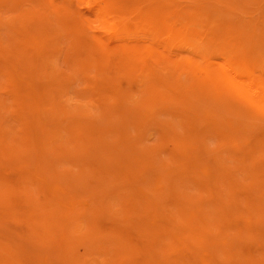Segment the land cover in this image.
Here are the masks:
<instances>
[{"label": "rangeland", "instance_id": "rangeland-1", "mask_svg": "<svg viewBox=\"0 0 264 264\" xmlns=\"http://www.w3.org/2000/svg\"><path fill=\"white\" fill-rule=\"evenodd\" d=\"M6 1V0H5ZM5 1L4 0H0V137L2 138V137H4L3 139H0V175H1V177H0V182L3 180V181H8L7 183L5 182L4 184V187H3V189L1 188V190L0 191H2V193L4 194H2V196L0 195V200L2 201L0 204H1V206H0V238H2V239H0V244L2 245V247H1V249L3 250V249H5V247L4 246H6V248H7V246L8 245H10L11 243V245H12V247L14 246V247H16V248H12V249H17L18 247L21 249L22 248V242H23V244H24V249H22V250H19V248H18V251H22L21 253L20 252H18V253H16L17 255H18V257H17V255L16 256H14L13 258H14V260H15V258H16V260L18 261V262H20V260H19V253H20V257L22 258H20L21 260H22V263L20 262L19 264H41V259H40V257H42V263L44 262L45 264H53L54 262L56 263V261H57V259L58 258H60L59 260H61V261H59V262H62L61 264H63L64 263V260H65V263H67V261L69 260H66V259H64L63 257H62V259H61V257H59V256H57L58 254H60V253H58L57 251H55L54 249H56L55 247H59L60 245H61V243H63V241H60V240H63L62 239V236L63 237H69V234H70V230H68L69 231V233H68V235L67 234H64V232L67 230L66 228H68L67 226H68V224L70 223V222H74V223H76V224H78L79 226H81V225H83V227L81 228V227H79V229H80V232L82 231V233L83 232H85L86 231V233H87V231H90L91 229H93L94 227H95V229L98 231V232H100V233H110V232H113V231H116V232H118V233H120L122 236H125V237H127V239H130V244H132V245H134V249L132 250V252L131 253H133L132 255H134V256H132V261L133 260H136V262L138 263L139 262V259L138 258H142L141 260L142 261H144V260H150L151 259V255H153V253H154V257L155 258H153V256H152V258H153V260H152V262L155 260V259H158L159 258V260L161 259V256H163V261H159V260H157V262L156 261H154L155 263H168V264H170L169 262H168V260L170 261V260H172L171 258H173V261L175 260V258L177 257L176 256V254H178V253H180L181 255V260H183V261H181V263L182 262H185L186 261V263L187 262H191V264H195L197 261L199 262V264H210V263H212L213 264V259H215V258H213L212 259V257H216V259H217V261H216V259H215V262H218L219 260H222V259H224L225 258V260H231L232 261V263H233V260H236L235 259V256L233 257V254H231V253H235L234 251L232 252V250H234L233 249V247H234V243H235V247H236V245L237 246H242L241 248H235V251H237L236 253H237V256L236 257H238L239 259L241 258V260H238V261H241L242 263H238L237 262V260H236V262H235V264H243V263H246V258H248V259H250V262H249V264H264V251L262 252V250H261V252H260V249H261V243H262V239H263V237H264V235L262 236V237H259L260 239H261V242H260V240H259V238L258 237H256L255 238V236H254V234L257 236L259 233H258V231H260L261 230V232L264 234V229H260L259 227H261V226H259V225H261V223H263L264 224V222H262L261 220H263L264 219V214H263V216L261 215L262 214V212L264 213V209H263V207H264V195L262 194V190H264V180H263V178H264V170H262V169H264L263 167H264V148L262 149L261 147H259V145H261V146H264V142H262V141H264V121L263 122H261V118H262V120H263V118H264V113H262V114H259V115H257L254 111H253V107H252V105H247V104H245L244 103V101L239 97V96H236V95H234V94H232L231 92H230V90H228V89H226V88H224V87H222V86H215V90L217 91V92H215V91H213L212 89V86L211 85H209L210 87H204V86H200L199 84H198V81L199 82H201V80H202V77H203V75H202V68L204 67V65H205V63H207V61H210V62H212L214 65H216L215 67H218V63H219V66L221 67L224 63H226L227 61H228V59L227 58H230V59H233V60H236V62H237V65L240 67V68H242V69H244L248 74L249 73H251L253 76H257L256 78H257V80H262L263 78H264V0H260V2H259V0H189L188 2H187V0H183V1H181V0H156V1H158V4H156V2H154V5H156V6H162V5H164V8L163 9H165V16H166V21H165V26H163L162 27V29L163 30H160L159 32H158V34H157V36H156V38H154V40L153 39H151L148 35H145V33H143V32H140L139 31V33L136 31L135 33H133V34H131V35H129V36H122V37H113V36H110L108 33H104L103 31H101L100 29H98V26H97V23H95L94 22V20H95V17L94 16H91V15H93V13L91 12V14H89L90 13V11H89V9L88 8H85V7H87V6H83V5H86V1L84 2V0H80V2H82V4L80 3V5L78 4L77 6L75 5L76 3H78L77 2V0H76V2H75V4H74V1L75 0H69L70 2H71V5H70V8L77 14V17H78V19L79 18H82L83 17V15H85L86 14V12L88 11V13L85 15V18H86V16H90V18H91V21L90 20H88V17L86 18L87 19V27H88V25L90 24L91 25V27H95V26H97V29H95L94 28V30L90 27V25H89V27L91 28L90 29V31H91V34H92V31L95 33L94 35H97V36H103L102 38H104L103 40L104 41H106V42H111L110 44H112V43H114V46L115 45H117L118 43L119 44H121V43H129V44H134L135 43V45H140V47H142V50H147V49H151V50H153L155 53H157L158 54V52H160V56H162L163 58H166V57H168V60L170 59V61H175L176 59H178V57H181V59H182V62H180L179 63V65H177L176 67H172L173 69H176L175 70V73H178L179 74V77H143V76H139V74H140V72H139V70H138V72H139V74L135 71V73L137 74V76H136V74L134 75V77H127V79H128V81H127V79H126V81H124V79L126 78V74L124 75V73L126 72L125 71V69L121 72L119 69H123V68H125V66H123L124 64H125V62L123 61V60H121V61H123L122 63H121V61L119 60V58H124L123 57V55H122V57H120L121 56V54L119 55L118 54V58H117V56H116V58H117V65H116V68L118 69L117 71H118V73L120 74V72H121V74H120V76H122V77H120L119 76V74H117V73H114L113 72V74H116L117 75V77H119V78H117L115 75V77H111V75L110 74H112V73H110L113 69H114V65H109V63H107V60H106V58H105V56L107 55V53L105 52L104 53V50L105 49H103L102 47L103 46H99L100 47V49L102 48L103 49V56H104V58H105V61L104 60H101V58L103 57V56H101V58H100V60L102 61V62H99V64L101 63V65H98V60H99V53L98 52H95L97 49H98V51H101V50H99V48L96 46V48L94 47V52L95 53H92V50H88L89 52H91L89 55H91L90 57L92 58V60H91V63L93 64H86L87 62H90V61H86V58L85 57H83V55L84 56H89V55H87L88 53V51H87V49H82V50H84V51H82L81 50V48H80V43L79 42H77V41H75V38H73L74 36L73 35H71L72 36V38L71 37H69V35H67L66 34V32H65V30H63L62 32H61V30L60 31H57V30H59V25H58V20H55V16H56V14H55V12H58V10H59V8L58 7H60V5H63L62 3H65V2H63L62 0H45V2H47L46 4H44L43 3V5L44 6H42V2H40L39 0V2H40V4H39V2L37 3L36 2V0H34L33 2H35L34 4L31 2V1H28V0H20L21 2L19 3V1L18 0H8L9 2L6 4L5 3ZM43 1V0H42ZM54 1V2H53ZM61 3H60V2ZM79 1V0H78ZM148 1V0H147ZM153 1H155V0H152V1H150V2H153ZM170 3H169V2ZM179 1V2H178ZM185 1V2H184ZM17 2H18V4H17ZM187 2V3H186ZM248 2H250V3H247ZM10 3V4H9ZM14 3V5L16 6V8H15V6L14 5H12ZM37 3V4H36ZM53 3V4H52ZM56 3V4H55ZM147 3V2H146ZM146 3H145V5H146ZM161 3H163V4H161ZM165 3V4H164ZM191 3V4H190ZM198 3V4H197ZM247 5H246V4ZM66 4V3H65ZM65 4L63 5V6H65ZM148 4V3H147ZM4 5V6H3ZM11 5V6H10ZM25 5V6H24ZM32 5V6H31ZM37 5V6H36ZM75 7H74V6ZM141 5V4H140ZM167 5L169 6L168 8H167ZM172 5V6H171ZM250 5V6H249ZM52 6V9L51 8H48V7H51ZM68 6V5H67ZM142 6V5H141ZM185 6H187V7H185ZM30 7H32V8H30ZM38 8V10L37 9H34V8ZM82 7H84V8H82ZM143 7V6H142ZM22 8V9H21ZM40 8H42L41 10H40ZM144 8V7H143ZM148 8H149V5H148ZM239 8H241L242 9V11L239 9ZM28 9H29V11H38L39 13H37V14H41V16H45V15H48V16H51L50 17V20H47V23L49 24V26L50 27H48V28H50V29H47L46 31H44L43 33H40V32H36L35 31V28L33 29L32 27L30 28L31 29V31H29L28 30V25H31V26H33V24L32 23H34V19L32 18V17H30V15L28 14ZM32 9V10H31ZM51 9V10H50ZM75 9V10H74ZM84 9V10H83ZM61 10V9H60ZM63 10V9H62ZM61 10V12H63ZM167 10V11H166ZM240 10V11H239ZM28 11V12H27ZM48 11V14L46 13ZM51 11V12H50ZM82 11V12H81ZM169 11V12H168ZM60 11L58 12V13H61ZM184 12V13H183ZM185 12H187V14L185 13ZM191 14H189V13ZM4 13H6V14H4ZM171 13V14H170ZM256 13V14H255ZM50 14H52V15H50ZM61 14H63V13H61ZM172 14H175V15H173V17L172 16H170V15H172ZM15 15V17H16V19H15V21H12L13 19V17L12 16H14ZM34 15L36 16V14L34 13ZM182 17L181 19H180V17ZM3 17V18H2ZM10 17V18H9ZM55 17V18H54ZM167 17H168V19H167ZM179 17V18H178ZM184 17V18H183ZM194 17V18H193ZM225 17V18H224ZM240 17V18H239ZM34 20L33 22H32V19ZM89 18V19H90ZM93 18V19H92ZM176 18V19H175ZM3 19V20H2ZM49 19V18H48ZM170 19V20H169ZM179 19V20H178ZM52 20H53V22L56 24V29H55V25H54V23L52 22ZM56 22H55V21ZM167 20H169V22L168 23H170V22H172V21H174V22H172V24L170 23V25H171V27L168 25V23H167ZM184 20V21H183ZM49 21V22H48ZM181 21V22H180ZM183 21V22H182ZM263 21V22H262ZM29 22H32V23H28ZM92 22H94V23H92ZM260 22V23H259ZM173 23H174V26H173ZM177 23V24H176ZM187 24V25H183V24ZM52 25V28H51V25ZM188 24H189V27H185V29H186V31H185V29L184 30H182L184 27L183 26H188ZM191 24V25H190ZM35 25V24H34ZM95 25V26H94ZM169 26V28H168V26ZM177 25V28H178V26H179V29H177V31L179 30V32H177L175 29H174V27ZM172 26H173V29H172ZM259 26V27H258ZM88 27V28H89ZM165 27H167L168 29H167V31H166V28ZM180 27H182V29L180 28ZM25 28H26V30H28L29 32H30V34L32 33V31H34V35L36 34V35H38L37 36V38L39 37V39L41 38V37H43V39H44V41L45 40H47V42L45 41H42V38H41V40H39L38 39V41H37V45H38V43H40V45H39V47H37V49L35 48L37 45H35V44H33V43H30V42H28V40L26 39V41H25V38L23 37L24 36V30H25ZM88 28H86L87 29V32L86 33H89V29ZM190 29V31H191V35H189L188 37L189 38H184V37H187V35H185V34H190V33H186V32H188V30ZM258 28V29H257ZM54 30V31H53ZM182 30V31H181ZM162 31H164V32H162ZM170 31L172 32V33H170ZM183 31H185V33H183ZM48 32V35L46 34ZM60 32V33H59ZM166 32V33H165ZM177 32V33H176ZM180 32H182V33H180ZM192 32H193V34H192ZM259 32H261L262 33V35H260V33ZM53 34L54 33V35H56L57 36V33H59L58 34V37H55L54 36V38H53V36L52 35H50V34ZM64 33V34H63ZM161 33V34H160ZM180 33V34H179ZM257 33V34H256ZM177 34H179L180 36H178ZM195 34V36L194 37H191L192 35H194ZM13 35V36H12ZM32 35V34H31ZM62 35H63V37H62ZM171 35V36H170ZM33 36V35H32ZM44 36H45V38H44ZM49 36H52V37H50L49 38ZM99 36V37H100ZM141 36V37H140ZM12 39H11V38ZM60 37H62V38H60ZM69 37V38H68ZM86 37V36H85ZM92 37V35H90L89 34V36H87L86 38H87V41H89V42H91L92 43V41L94 40L93 38H91ZM170 37V38H169ZM178 37V38H177ZM24 38V39H23ZM83 38V37H82ZM120 38V39H119ZM122 38V39H121ZM143 38V39H142ZM184 38V41L182 40ZM10 39V40H9ZM49 39H51V41L49 40ZM69 39V40H68ZM74 41H73V40ZM92 39V40H91ZM125 39H127V40H125ZM160 40L159 41V43H161V41L162 42H165V43H163L165 46H166V48H167V46H168V48H170V50L167 48V50L165 49V46L161 43L160 45L158 44V40ZM167 39V40H166ZM173 39V40H172ZM185 39H188V41L189 42H193V43H195L194 44V46L195 47H193V43H189L188 41H186L185 42ZM115 40V41H114ZM157 40V41H156ZM172 40V41H171ZM197 40V41H196ZM43 43H42V42ZM54 41V42H53ZM153 41H154V43H153ZM155 41H156V43H155ZM232 41V42H231ZM23 42V44H21ZM28 43V45H27V43ZM53 42V43H52ZM80 42H81V40H80ZM88 42V43H89ZM131 42V43H130ZM137 42V43H136ZM145 42V43H144ZM183 42V43H182ZM249 42V43H248ZM41 43H42V45H41ZM56 43V44H55ZM87 43V42H86ZM90 43V44H91ZM116 43V44H115ZM184 43H186V44H184ZM207 43V44H206ZM242 43V44H241ZM54 44V45H53ZM93 44V43H92ZM97 45H101V44H99V43H96ZM95 44V45H96ZM118 44V45H119ZM156 44L157 45H159V46H157L156 47ZM167 44V45H166ZM168 44H170V45H168ZM187 44H189V45H187ZM217 44V45H216ZM233 44V45H232ZM238 44V45H237ZM248 44V45H247ZM29 45H33L32 47L34 48V50H38V52L37 53H43V55H44V57H46V55L45 54H47V53H49V51L52 49L54 52V55L52 54V52H50L48 55H47V57H51V56H54V57H51L52 58V60L53 61H55V63H53L52 62V64H51V61L49 60V58H48V60H49V62L48 63H50L49 65H48V63H47V58H45V61H44V64H45V66H43V69L44 68H46V69H44L45 71L43 72V74L45 73V72H48V76H47V74L45 73V75H46V77H45V75H43L44 77H40V75H42V74H40L39 75V73H41V72H39V73H35V70L33 71V69H36V70H43L42 69V67H41V65H40V62L42 63V60H43V55H41L40 54V57H39V55H38V57H36V56H34V55H36L35 53L33 54H30L29 55V58L30 59H28L29 61L30 60H32V57L34 56L35 58H37V60L38 61H40L39 63H37L38 65H40L39 67H41V69H37V68H32V67H38L37 66V64H36V62L37 61H35V58H34V60H32L31 62H27V64L25 65V63L26 62H24L25 60H23L22 61V56L20 55H17L16 53V51H19V50H21V51H23V50H25V51H33L32 49V47L30 48V49H28L27 47L29 46ZM48 45H50V47H51V49H50V47H48ZM61 45V46H60ZM94 45V44H93ZM113 45V44H112ZM163 45V46H162ZM180 45H181V47H180ZM189 47L188 49H187V46ZM199 45V46H198ZM222 45V46H221ZM17 46V47H16ZM27 46V47H26ZM35 46V47H34ZM42 46V47H41ZM57 46V47H56ZM149 46V47H148ZM171 46V47H170ZM252 46V47H251ZM13 47V49H11ZM14 47L16 48L15 50H14ZM54 47H56V49H54ZM161 47V48H160ZM218 47H220V48H218ZM226 47V48H225ZM231 47V48H230ZM255 47H258V48H255ZM17 48H19V49H17ZM23 48H25V49H23ZM46 48V49H45ZM50 50H49V49ZM171 48H172V51H171ZM174 48V49H173ZM185 48V49H184ZM194 48V49H193ZM197 48V49H196ZM222 48H224V49H222ZM27 49V50H26ZM46 51H45V50ZM48 49V50H47ZM176 49H178L177 51H176ZM195 49L197 50V51H195ZM44 50V51H43ZM51 50V51H52ZM182 50H184V54H182V52H181V54L180 53H178V52H180V51ZM189 50V51H188ZM241 50H243V51H241ZM256 51V53H255V51ZM24 51V52H25ZM43 51V52H42ZM86 51V52H85ZM148 51V50H147ZM157 51V52H156ZM169 51V52H168ZM260 51H262V52H259ZM10 52H12L13 53V55L10 53ZM15 52V53H14ZM23 52V53H24ZM30 52H26V53H30ZM82 52V53H81ZM102 52V51H101ZM100 52V55L102 54ZM172 52V53H171ZM85 53H87V54H85ZM97 53V56H98V58H97V56L95 55ZM174 53V54H173ZM175 53H177V54H175ZM13 56V57H11V55ZM19 54V53H18ZM80 54H83L81 57H83L82 58V60H81V58H80ZM113 54V53H112ZM189 54H191V55H189ZM27 56H28V54H26ZM50 55V56H49ZM62 55V56H61ZM170 55H174V57L173 56H170ZM187 55H188V57H187ZM195 55V56H194ZM232 55H235L234 57L232 56V58H231V56ZM238 55V56H237ZM15 56V57H14ZM17 56L19 57V58H17ZM73 56H74V58H75V56H76V60H75V63L77 62V64H76V66H74V64H72L73 62H72V59L74 60V58H73ZM109 56H112L111 55V53L110 54H108L107 55V57L109 58ZM115 56V55H114ZM170 56V57H169ZM177 56V58H175ZM241 56H243L242 58H241ZM251 56V57H250ZM8 57H10V58H8ZM42 57V58H41ZM69 57H70V60H69ZM90 57H88L89 58V60H90ZM226 57V58H225ZM244 57H246L247 58V60H245V58ZM56 58H57V60H56ZM93 58H94V61H93ZM252 58H253V60H252ZM22 61V63H19V61ZM79 60V61H78ZM86 61L85 62V64H86V66H85V64H84V61ZM109 60H111V58H109ZM108 60V61H109ZM114 60H115V58H114ZM113 60V61H114ZM120 62H119V61ZM224 60V61H223ZM240 60V61H239ZM261 60H262V62H261ZM34 61V62H33ZM58 61V62H57ZM97 61V62H96ZM112 61V60H111ZM112 61V62H113ZM246 61V62H245ZM250 61H251V63H250ZM81 62H83V63H81ZM103 62H104V65H103ZM110 62V61H109ZM114 62H116V60L114 61ZM114 62H113V64H114ZM250 64H249V63ZM31 63V64H30ZM34 63V64H33ZM111 63V62H110ZM118 63H119V65H120V63L122 64V66L120 65V67L121 68H119V66H118ZM190 63H192L193 64V66H192V64H190ZM194 63H196L195 65H194ZM198 63V64H197ZM215 63H217V64H215ZM32 65L30 68V70L31 71H29V69H28V67L30 66V65ZM80 64V67H79V69H81L82 68V70L83 71H81V72H78L76 69H78V65ZM109 65L110 66V69H112V70H107L108 69V67L109 66H107V65ZM25 67H24V66ZM27 65H29V66H27ZM43 65V64H42ZM81 65H82V67H81ZM93 66V68H92V66ZM102 65L104 66L103 68H102ZM106 65V66H105ZM49 66H50V68H49ZM91 66V68H89ZM112 66H114V67H112ZM180 66V67H179ZM53 67V68H52ZM77 67V68H76ZM107 69H106V68ZM112 67V68H111ZM85 68V69H84ZM87 68V69H86ZM88 68L89 69H91V71L90 72H92L91 74H88V73H90L89 72V70H88ZM95 68H97V70L95 69ZM106 69L105 71H109V76L111 77V79L112 78H114L113 80L114 81H112L111 82V80H110V77H109V82H111L112 84H113V86L107 81L108 80V78L105 76V73L103 72L102 74L104 75H102L104 78H105V80L107 81V84H108V86L106 87L107 89H108V87H109V89L107 90V89H104L105 91H107L106 93H102V92H98L97 91V89L99 90V91H101L102 89H103V87L105 86V83L106 82H104L102 79H103V77H100V78H98V76H96L97 74H95L94 72H98L99 71V69H100V72H101V70L102 69ZM179 68H180V70H179ZM12 69V70H11ZM92 69L94 70V71H92ZM135 69V70H136ZM85 70H86V73H87V71H88V76H90V77H88V76H85L84 77V75L83 74H81L82 72H84L85 73ZM116 69H114V71H115ZM56 71V72H55ZM60 73H59V72ZM104 71V70H103ZM14 72V73H13ZM27 72V73H26ZM29 72H31L32 74H29ZM33 72L35 73V75L33 76ZM37 72V71H36ZM54 72V73H53ZM53 73V76H50L51 74ZM56 73V74H55ZM28 74V75H27ZM57 75L56 77H54L55 75ZM86 74V75H87ZM94 74H95V76H94ZM106 74H108V73H106ZM112 74V75H113ZM201 74V75H200ZM250 74V75H251ZM13 75V76H12ZM30 75H32V77L30 76ZM39 75V76H38ZM99 75V74H98ZM101 75V74H100ZM99 75V76H100ZM9 76V77H8ZM35 76H38V77H35ZM94 76V77H93ZM259 76V77H258ZM261 76V77H260ZM10 78V79H9ZM99 80L100 79V81H102V83H100V81H98L97 79ZM124 78V79H123ZM150 78V79H149ZM159 78V79H158ZM162 78V79H161ZM8 79V80H7ZM95 79H96V82L98 81V83L99 84H103V87H102V85H96L95 84ZM117 79H118V82H115V80L117 81ZM139 79V80H138ZM37 80V81H36ZM8 81V82H7ZM80 81V82H79ZM123 81V82H122ZM79 82V83H78ZM116 84H115V83ZM53 83V84H52ZM38 84V85H37ZM94 84L96 85V87L94 86ZM106 84V85H107ZM118 84H119V86H118ZM80 85V86H79ZM110 85L112 86V87H110ZM117 85V86H116ZM22 86V87H21ZM53 86V87H52ZM121 86H122V88H124V89H129V91L127 92L126 90H124L125 91V93H124V91L121 89ZM208 86V85H207ZM20 87V88H19ZM98 87V88H97ZM100 87H102V88H100ZM151 87H153V88H151ZM27 88V89H26ZM96 88V89H95ZM130 88L132 89V90H130ZM134 88V89H133ZM151 88V89H150ZM7 89V90H6ZM34 89H35V92H34ZM61 89V90H60ZM116 89V91L118 90H122V91H119V92H116V91H114ZM127 89V90H128ZM153 89V90H152ZM11 90V91H10ZM54 90V91H53ZM9 91V92H8ZM18 91V92H17ZM21 91H23V92H21ZM31 91H33V92H31ZM38 91H39V93H38ZM42 91V92H41ZM97 91V92H96ZM103 91V90H102ZM126 92H127V95H126ZM25 93V94H24ZM95 93L96 94H98V95H96V97H94V95H95ZM125 95H124V94ZM27 94H29V95H27ZM69 94V95H68ZM104 94V95H103ZM119 94L121 95V94H123L124 96H122V98L123 97H125L126 96V99H124V102H126V104L128 105L129 104V106L130 107H128L129 109H127V105H125V107L126 108H124L123 106H124V104L125 103H123L122 101H123V99L122 98H120L121 96H119ZM19 95V96H18ZM102 97H101V96ZM198 95V96H197ZM18 96V97H17ZM27 96H29V97H27ZM60 96V97H59ZM65 96V97H64ZM106 96H107V100H105L106 102L109 100V102H108V106H107V108L105 107L104 108V106H103V103H101L102 101L103 102H105L103 99L104 98H106ZM22 97V98H21ZM64 97V98H63ZM104 97V98H103ZM26 98V99H25ZM46 98V99H45ZM54 98H56V99H54ZM62 98H63V100H62ZM67 98V99H66ZM99 98V99H98ZM102 98V99H101ZM200 98V99H199ZM28 99V100H27ZM48 99V100H47ZM65 99V100H64ZM92 99V100H91ZM99 101H98V100ZM111 99V100H110ZM204 99V100H203ZM24 100H26V101H24ZM57 100V101H56ZM59 100H60V102H63V104H65L64 106H61L60 104V102H59ZM62 100V101H61ZM94 100V101H93ZM96 100H97V102H96ZM207 100V101H206ZM23 101V102H22ZM55 101H56V104H55ZM65 101H66V103L68 102V105H66V103H65ZM92 101V102H91ZM113 101V102H112ZM186 101V102H185ZM57 102H59L60 104H58ZM105 102V103H106ZM110 102H112V103H114V104H118V106L117 107H115V106H113L112 104H110V105H112L111 107H110V105H109V103ZM128 102V103H127ZM169 102V103H168ZM193 102V103H192ZM215 102H216V105H217V108H216V105H215ZM9 103H10V105H9ZM33 103H35V104H33ZM90 103H91V105H90ZM97 105H96V104ZM191 103V104H190ZM196 103V104H195ZM208 103V104H207ZM35 105V107L37 106L38 107V110H37V112H35V110L37 109V107L36 108H34L33 107V105ZM47 104V105H46ZM52 104H55L56 106H57V104H58V108L55 110L56 112H57V110L58 109H61V107H62V111H63V108H64V110H65V106H67L68 108H66L67 110H68V112H69V108L72 106V111H71V113H75L77 110H80V108H79V105L80 106H84L85 104H87V109L85 108L84 109V111L82 112V113H79L80 111H82L83 110V108L86 106H84L83 108H81L82 110H80L79 112H77L76 114H77V116H79L78 115V113L79 114H81L82 116H84V114H86L87 116H89V114H91V117H92V114L94 115V112H97V111H99V113H97V114H99V117H97V118H95V116H93L92 118H90V119H88L89 120V122L91 121V119H92V121H93V118H95V119H97V120H99L98 121V123H97V120H95L94 119V123H92V125L91 124H89V122L86 124V118H87V116H86V118L84 119V121L81 119V117L79 116L78 117V119L79 120H81V121H83V122H85V123H83V122H81V123H83L84 124V126H82L83 128H81V125H83V124H80L79 122V120H77V119H75L76 117L74 116V115H76V114H71L72 116H69L67 113H66V115L64 116V114H62L63 112L61 111H59L60 113L59 114H62L63 116H62V118L64 119V118H66V119H64L65 120V122H67V119H69L68 121H70V120H72L71 122H73V123H71V122H69L70 123V125H74V127L76 126V124H77V121H78V123L80 124V126H76V127H78V129H77V131H79L78 133H79V137L77 136L78 135V133H76L77 135V137L75 136V138L76 139H74V137H73V135H71L72 136V138H71V140H70V142H71V144H72V146L74 147H71V144H70V142H68L69 140H68V138H67V140H66V138H64V137H62L64 134L63 133H67V130H69V128H67L68 126L70 127V130H71V126L70 125H65L66 123H64V125H62L61 123H63L64 121L62 120V118H61V120H60V117H59V120H60V122L58 123L59 124V126H58V128H61L60 130L58 129V128H56L55 129V132H53V133H51L50 131H51V129H50V127L52 128V125H51V123H50V119H49V116L47 115V112H50V111H48V110H50V108H52L53 106H51ZM84 104V105H83ZM89 104V105H88ZM122 105V106H120L119 107V105ZM190 104V105H189ZM238 104V105H237ZM242 104V105H241ZM32 105V106H31ZM43 105V106H42ZM75 105H77V107H78V109L76 110V108L74 107L73 108V106H75ZM99 105H101V106H99ZM174 105V106H173ZM188 105V106H187ZM200 105V106H199ZM202 105V106H201ZM203 105L204 106H206V107H203ZM212 105H213V107H212ZM215 105V106H214ZM47 106V107H46ZM70 106V107H69ZM185 106V107H184ZM187 106V107H186ZM198 106V107H197ZM236 106V107H235ZM238 106V107H237ZM4 107V108H3ZM12 107H15L14 108V110H13V108ZM30 107H32L33 108V110H30L29 108ZM103 109H102V108ZM108 107H109V109L111 108V111L110 110H108ZM115 107V108H114ZM172 107V108H171ZM196 107V109H194V108ZM202 107V108H201ZM227 107H228V109H227ZM229 107H230V109H229ZM3 108V109H2ZM7 108V109H6ZM45 108V109H44ZM54 108V107H53ZM56 108V107H55ZM54 108V109H55ZM89 108H90V110H94V111H92L93 113H87V111L89 110ZM92 108H94V109H92ZM95 108H97V109H95ZM101 108V110H98V109H100ZM112 108L113 109H117V108H119L118 110H116L115 111V113L117 112V117L119 118V115H120V122H121V124H119V122H118V124L119 125H123V127L121 126H115L114 127V125H117L116 123H117V121H118V119L115 117L116 116V114H114V113H112ZM183 108H185V109H183ZM191 108H193V110H191ZM216 108V109H215ZM240 110V111H238V109ZM244 108H247V110H248V113H247V111L245 110V112H244ZM28 109H29V111H28ZM104 109H107V111L106 112H109L110 111V116H112V114L113 115H115L114 117L115 118H111L112 119V123H113V121H115L116 123H114V125L112 124V123H110V121H108L109 119H110V117H109V119H107V121H106V119H103L104 117H103V115H102V113L104 114L105 113V111H104ZM124 109H125V111H124ZM131 109V110H130ZM198 109V111L199 112H201L200 114L199 113H197L195 110H197ZM211 109V110H210ZM213 109H215L214 110V112H213ZM226 109V110H225ZM234 109V110H233ZM27 110V111H26ZM44 110H45V112H44ZM47 110V111H46ZM66 110V111H67ZM96 110V111H95ZM121 110H123L124 112H126V113H123V111H121ZM217 110H218V112H217ZM223 110V111H222ZM228 110H230V112L228 111ZM31 111H33L34 112V115L35 116H38V118L37 117H35L34 115H33V112L32 113H30ZM101 111V112H100ZM102 111H104V112H102ZM191 111H194L195 112V114H196V117L195 116H193L192 114H189ZM237 111V112H236ZM241 111H242V113H241ZM253 113H252V112ZM65 112V111H64ZM221 112V113H220ZM8 113H9V115H8ZM28 113V114H27ZM30 113V114H29ZM41 113H42V115H41ZM70 113V112H69ZM84 113V114H83ZM130 115H129V114ZM160 113V114H159ZM206 113H208V114H206ZM210 113V114H209ZM238 113V114H237ZM252 113V114H251ZM255 113V114H254ZM33 115V117H35V118H33L32 116H30V115ZM39 114V115H38ZM96 114V113H95ZM124 114H126V115H124ZM135 114V115H134ZM214 116L215 114H218V115H220L221 116V118L219 119V121L223 124V126L224 127H221V129L223 128L224 130H225V128L228 130H225V132H226V135H228V134H230L229 132H231V131H229V128H231L230 127V125L232 124L233 126H232V128L233 127H236L235 129H232V130H234V132L236 131V136H240V137H238V138H240L241 139V136H243L242 137V139L240 140V139H238L236 136H233V134L231 133L230 134V137L229 138H231V140L229 139V140H227V137L225 138V137H223V139H221V137L220 136H218V133L215 131V130H213L212 131V128H207V124H205V123H207V121L208 120H206V117H208L209 116V118L208 119H211V117L210 116H212V115ZM223 114H226V116H227V118H226V116L225 115H223ZM241 114V116H238V115H240ZM244 116H246L245 118L243 117V115ZM27 116V120L29 121V119H31V121H27L26 120V116ZM68 115V116H67ZM108 115V114H107ZM261 115V116H260ZM40 116V117H39ZM42 116H43V118H42ZM46 116H48L47 117V119H46ZM74 116V117H73ZM103 117L102 119H100L101 117ZM123 116V117H122ZM222 116H225V117H222ZM255 116H256V118H255ZM28 117H32V118H28ZM68 117V118H67ZM85 117V116H84ZM84 117H82V118H84ZM90 117V116H89ZM88 117V118H89ZM249 117H251L252 119H253V121H252V119H249ZM258 117V118H257ZM37 118V121L35 122V124H34V121L32 120V119H36ZM45 118V119H44ZM71 118V119H70ZM73 118L75 119V120H73ZM107 118H108V116H107ZM129 118H130V120H131V122L129 121ZM235 118H236V121H235ZM243 118L244 119H249V120H247L246 122H244V120H243ZM40 119H42L41 121H40ZM110 119V120H111ZM115 119V120H114ZM116 119H117V121H116ZM47 120H49V121H47ZM101 120V121H100ZM125 120H128V124H130L131 123V125L133 124V128L130 126H128V124L126 123L127 121H125ZM243 122H242V121ZM42 122V124L44 125L43 127H44V129L46 128V130H50V131H48V133L50 132V134L51 135H49L48 133H45V135H47V136H44V138H45V140H43L42 139V137H43V135L41 134L40 135V137H41V139H42V141H43V143H48L49 144V142H47V140L49 139V136H50V138H51V143L50 144H56V143H54V140H55V138L54 137H59L60 138V136L63 138V142H61V140L59 141V140H57L56 139V141H59V143L61 142V146H63V149H65L64 150V155H66V156H74L75 154H76V156L77 155H80V156H77V157H75L74 156V158L72 159V160H68V163H66L67 162V157H65L64 155H61V156H63V157H60V158H62L63 160H59L61 163H59L58 162V160L57 159H60V158H57V159H55V160H57V161H53V160H51L52 161V163L50 162V161H48V159L49 158H47V156L46 157H43L42 156V154H46V152H49L50 151V156H51V154L53 155V156H51V157H57L58 155H60L61 153H59V150L57 149L58 147L57 146H60V145H55L56 146V149L54 148V151L53 150H51V148H53L51 145V148H49V149H47V147H49L48 146V144L45 146L44 144L43 145H41L42 143H40V142H42L41 140H40V137L37 139V136H36V131L35 130H37V129H39L40 128V126L38 127V128H35L37 125H41V123L40 122ZM75 121V122H74ZM91 121V122H92ZM102 121H104V122H102ZM125 121V122H124ZM223 121V122H222ZM251 121V122H250ZM105 122H108V125L106 124V127H108V130L109 131H111V133H113L112 131H116L117 132V127H120L121 128V130H120V128H118L119 130H118V134H120V135H117V133H116V136L117 137H112V135L110 136V135H108V134H110L109 132H107L108 130H107V128H104L102 131L100 130V129H102L103 128V125H104V123ZM235 122V123H234ZM27 123V124H26ZM35 125H33V124ZM46 123H48V125H50V126H48ZM95 123H96V127H98V126H100V127H98V129L103 133L104 132V134H102L100 131H98L94 126H95ZM101 123L103 124V125H101ZM112 125V128L114 129H112V130H110L111 128V125ZM125 125H124V124ZM228 123V128L225 126L226 124ZM250 123V124H249ZM22 124H23V127H22ZM78 124V125H79ZM126 124H127V126H126ZM225 124V125H224ZM239 124L241 125L240 127H238L239 126ZM260 124V127L263 125V128H260V127H258V125ZM9 125H10V127H9ZM33 125V126H32ZM47 125V126H46ZM90 125L93 127V129H95L94 131H95V133L97 132L98 133V136H100V139L101 138H105V134H107L108 136H110L109 137V139H111V140H108V139H106V141H103V140H105V139H101V144L100 145H97V146H95V141H97L98 140V136L97 135H95V133H93V131H91L92 130V128H89L90 127ZM98 125V126H97ZM196 125V126H195ZM235 125V126H234ZM245 125V127H242V126H244ZM246 125H247V128H246ZM248 125H250L249 127H251V126H253V125H255V126H253V127H255L257 130L259 129V130H261V132L258 130H256L255 128L253 129V131H251V133L253 134V132L256 130L257 131V134H256V131L254 132V134H256L254 137L255 138H252V136L250 135L251 133H250V130L252 129H250L249 130V127H248ZM30 126H32V129L30 128ZM42 126V125H41ZM46 126V127H45ZM65 126V127H64ZM110 126V127H109ZM206 126V127H205ZM258 128H257V127ZM28 127L31 129V132L34 134L33 135V138L31 137V140H33L34 142H37V143H34L35 144V147L32 145V143H33V141L31 142V140H30V138L29 137H27L28 136V132H30V129H28ZM43 127H41L40 128V130L43 128ZM73 127V126H72ZM102 127V128H101ZM127 127V128H126ZM205 129H204V128ZM11 128V129H10ZM67 129V130H65V131H63L62 129ZM87 128H89V129H91V130H89V131H87L88 129ZM110 128V129H109ZM122 128H125L126 129V131H125V129L123 130V132H122ZM128 128H130V129H128ZM238 128H241L240 129V131L242 132V128H244L243 130H245V128L246 129H248L247 131H248V133L249 134H247V132L246 131H243L244 132V134H243V132H242V134L243 135H241V132L239 131V129ZM10 129V130H9ZM20 129H23V130H20ZM33 129H35L34 131L35 132H33L32 130ZM83 129V130H82ZM107 130V131H104V130ZM128 129V130H127ZM194 129V130H193ZM202 129H203V131H202ZM206 129H208V131H206ZM209 129H211V130H209ZM238 129V130H237ZM26 130H28V131H26ZM40 130H39V134H40ZM52 130H54L53 128H52ZM56 130H57V132H58V130H59V134L57 133V135H56ZM131 130V131H130ZM231 130V129H230ZM263 130V131H262ZM2 131V132H1ZM62 133H61V132ZM76 131V132H77ZM82 131H83V134H82ZM125 131V132H124ZM130 131V132H129ZM199 133H198V132ZM212 131V132H211ZM216 133H215V132ZM30 132V133H31ZM70 132V131H69ZM86 132V133H85ZM106 132V133H105ZM145 132V133H144ZM183 132H187V134H185L184 135V133ZM195 132L197 133V135L198 136H201V137H198L197 135H194L195 134ZM210 132V133H209ZM233 132V133H234ZM238 132V133H237ZM3 133H6V134H4L5 136L7 135V138L3 135L2 136V134ZM18 133V134H17ZM24 133H25V135H24ZM30 133H29V136H31L30 135ZM37 133V134H38ZM87 134V136L85 135V134ZM88 133H90V135H88ZM99 133H101V134H99ZM122 133H125V134H122ZM126 133L127 134H129L128 136L126 135ZM144 133V134H143ZM151 135H150V134ZM181 133V134H180ZM192 133V135H190ZM210 135V138H212V136L213 137H215L216 138V140L214 141V139L212 138V139H210L209 138V136H208V134ZM245 133H246V135H245ZM262 135H261V134ZM19 134L20 135H24V139H25V141L22 139L23 137H20L19 136ZM80 134H82V135H84L85 137H83L82 135H80ZM92 134H94L93 136H92ZM150 136H149V135ZM166 134H167V136H166ZM212 134H214V135H212ZM216 134V135H215ZM234 134V135H235ZM68 135V134H67ZM114 135H115V133H114ZM113 135V136H114ZM122 135L124 136V138L122 137ZM140 135H142L141 137L142 138H139V139H141V140H139L138 139V137H140ZM147 135V136H146ZM171 135V136H170ZM194 135V136H193ZM204 137H203V136ZM233 137H232V136ZM35 136H36V140H35ZM39 136V135H38ZM95 136H97V137H95ZM101 136H103V137H101ZM119 136V137H118ZM129 137H131L129 140H131V142L133 141V139H134V142L135 143H131L130 141H128V142H124V143H122V144H126L127 145V143H128V145H130V143H131V145L130 146H135L136 147V145H140V147H141V144H140V142H142V147L140 148V147H138V149H142L141 151H142V153H140V156H138V154H139V152H141V151H137L138 153H135V154H133L134 152H136V151H133V153H132V151H129L128 153L130 154L128 157H127V155L124 153L123 154V152H127L126 150H129V149H131V150H133V147H131V148H128V145L126 146L127 148H126V150L125 151H123V149L125 148V146H123L122 144V147L120 148V143L122 142V140L123 141H125V139H127L128 140V138ZM168 136H169V138H168ZM173 136H175L174 138H173V140H172V138L171 137H173ZM192 136V137H191ZM208 136V137H207ZM218 138H217V137ZM261 136H262V140L261 141H259L260 139H261ZM13 137L15 138V139H13ZM66 137H68V136H66ZM80 137H82L81 138V140H80ZM92 137L95 139V140H92ZM126 137V138H125ZM151 137V139H153V140H151V139H149ZM163 137H164V139H163ZM168 139H167V138ZM178 137V138H177ZM191 137V138H190ZM236 137V139H238V142L240 143V141L242 142V140L245 142H243V145L245 144V146H246V144H248L247 143V141H248V138H250L249 140H251L252 141V143H256V142H259V143H261V144H258L257 145V143H256V146L258 147H255V149H252L253 151H251V149H247L248 151L247 152H252V153H257L258 154V156H256V158L254 157L253 158V154L250 152V154H246L245 155V153H246V149H245V153H243L244 154V156L247 158V162L249 161V164L247 165L246 164V160L243 162L242 161V158H243V154H241V156H242V158H241V162H243L242 164H241V162H240V160L238 159V158H240V153L242 152V151H244V149L242 150L241 149V144L242 143H240V146L238 145L239 143L238 142H236L235 140L236 139H234ZM247 137V139L245 140V138ZM6 138V139H5ZM21 138V139H20ZM30 140V141H28V139ZM106 138H108V137H106ZM112 138H114L113 140H114V142H116L115 144H118L119 143V145H112V143H114L113 141H112ZM122 138V139H121ZM179 138H180V141H179ZM183 138H184V140H183ZM191 139V140H195V139H202V141H200L201 143V146H197L196 147V145H197V143H198V141H194L193 143H196L195 144V147H194V145L192 144V141H191V143H189V139ZM204 138V139H203ZM220 138V139H219ZM244 138V139H243ZM13 139V140H12ZM65 139V140H64ZM69 139H70V136H69ZM77 139H79L78 141H77ZM83 139H85V140H83ZM99 139V140H100ZM116 139V140H115ZM136 139H137V141H136ZM143 139V140H142ZM157 139V140H156ZM177 139V140H176ZM219 139V140H218ZM224 139H225V141H224ZM234 139V140H233ZM254 139V140H253ZM4 140H7V145H9L10 146V148L11 147H13L12 149L13 150H17L19 153H20V155H22V153L24 154V155H22L21 157V159H23V157L24 156H26V154L24 153V152H26V153H28V154H32V151L34 150V152L36 151V155H34V152H33V155H34V157L36 156L37 158H35V161H34V159L32 158V159H30V161L31 162H29L28 163V161H29V155H27L26 157H28L24 162L22 161V160H18V158H20V156L18 157V156H16V153H15V156H16V158L14 159L13 158V156H11V155H13L12 153H13V151H12V149H10V151H12V153L10 154V152H8V154L6 153L7 151H9V146H8V150L6 149V151L5 150H3V147H5V146H7L6 145V143H5V145H4V143H3V141ZM10 140H12V141H10ZM27 140V141H26ZM37 140H39V141H37ZM77 141V142H80L81 143V146H78V145H80L79 143H78V145H77V143H75L74 142V144H76V146L73 144V141ZM99 140H98V142H99ZM119 140H121V142L119 141ZM126 140V141H127ZM182 140V141H181ZM186 140V141H185ZM187 140H188V144L187 143H185V142H187ZM218 140V141H217ZM222 140V141H221ZM240 140V141H239ZM8 141H10L9 142V144H8ZM13 141H18V146H17V149L15 148L16 146H15V143L13 142ZM24 141V142H23ZM53 141V142H52ZM67 141V142H66ZM81 141H84V142H86L85 144L83 143V142H81ZM89 141H90V143H89ZM92 141V142H91ZM109 141V143L108 144H110L109 146H107V143L106 142H108ZM154 141V142H153ZM166 141V142H165ZM174 141V142H173ZM177 141V142H176ZM179 141V142H178ZM205 141H207L206 142V144H205ZM217 141V142H216ZM230 141V142H229ZM235 141V142H234ZM251 141H249V142H251ZM254 141H256V142H254ZM13 142V143H12ZM23 142V143H22ZM28 142V143H27ZM31 142V143H30ZM67 143V146H70V147H68L67 149H66V144H64L63 145V143ZM98 142H96V144H99ZM137 142V143H136ZM139 142V143H138ZM165 142V143H164ZM223 142V143H222ZM233 143L234 145H232V144H230V143ZM2 143H3V146H2ZM25 143H26V146H25ZM30 143V144H29ZM58 143V142H57ZM88 143V144H87ZM105 143V144H104ZM173 143H175V144H181L180 146L178 145L177 147L180 149V148H182L184 145L182 144V143H185L187 146L189 145V144H191V145H193V147L192 148H196V150L198 149V147L200 148H202V150L205 152V151H207L206 153H209V154H211V152H212V157L214 156V155H217L216 157H218L219 155H221L222 156V152H220L219 153V150L220 151H223V150H225L228 146H229V148L231 147V146H233L232 148H234V149H230V151L232 150V152L233 153H235L236 155H234L232 152H230V154H229V150H225V157H224V159H219L218 158V161L217 162H220V163H224V164H227V166L229 167V169H230V173H229V175H230V181H228L229 179H228V177H227V179H226V177L224 176V177H222V179H223V181H222V179H221V181H222V184H219V183H221V181L220 182H218L220 179H216V178H214L215 176V174L213 175L214 177H212V178H214V179H211V176H212V174L210 175V177L209 176H207V173L208 172H210L211 171V167H215L216 165V163L214 162L215 160H217V158L214 156L213 158L209 155L208 156V154H203V155H205L204 156V158H203V155H202V153L201 152H203V151H201V149H199V151L198 152H196V154H194V151H193V149L189 146L188 148H191L190 149V151H189V149H188V151H187V149L185 150V149H181L180 151H179V149L176 147V145H175V147H172L171 145L173 144ZM212 143V144H211ZM237 143V144H236ZM252 143H250V144H252ZM23 144V145H22ZM36 144H40L39 145V147L36 145ZM92 144H94V146L92 145ZM104 144V145H103ZM208 144V145H207ZM227 144V145H226ZM250 144H248L247 146H249L250 147ZM253 144V145H254ZM11 145H13V146H11ZM28 145L30 146V145H32L30 148H32L33 149V147H34V149L32 150L31 149V151L29 150V148H28ZM86 145H88V147L89 148H91L92 149V147L94 148V150L96 149L95 147H97V149L99 150H97L96 149V151H98L97 153H98V155H100V157H101V155H102V153L104 154V152H105V154L108 156H104L103 157V155H102V160H103V162H105V163H103V162H101V164H103V165H105V166H107V163H108V165H109V160H110V158H111V161H113L114 159H116L117 158V160H114V165L112 164V166L111 165H109L110 167H112L111 169H113V166H115L116 164L118 165V163H119V165H122V162H120V160L121 161H123V165H122V167L121 166H119V167H121L120 169H119V175H118V171H116V169L118 170V167L116 168V169H114L115 171H113L112 170V172L110 171V173L111 174H114L113 176L109 173V169H108V167L109 166H107L106 168H105V166H104V168H103V171L105 170V172H103L102 171V173H104V174H102V173H99L100 172V170H102V166L103 165H100V163H99V161L101 160L100 159V157L96 160L95 158H92V156L90 155L91 153H92V155H93V157L94 156H96V153H95V151L94 152H91L92 150H89L88 149V147L86 146ZM162 145V146H161ZM204 145H205V148H204ZM236 145H238L239 147H240V149H239V147L238 146H236ZM22 148H21V147ZM40 146H44V147H46L45 148V150L44 149H42V147L40 148ZM91 146V147H90ZM98 146H99V148H98ZM106 146V147H105ZM117 146H119L117 149H116V147ZM143 146H144V148H143ZM173 146H174V144H173ZM206 146H208V147H206ZM227 146V147H226ZM235 146V147H234ZM245 146H243V147H245ZM245 147V148H249V147ZM26 147V148H25ZM77 149H76V148ZM81 147V148H80ZM86 147H87V149H86ZM103 147H104V149H103ZM113 147H114V150L115 151H118V149H121L120 150V152L118 151V154L119 153H121L122 154V156H124V155H126L125 157H127V159H125V157H122L121 156V154H119L118 156H117V153L114 151V153H116V154H112L113 153V151H112V149H113ZM159 147V148H158ZM186 146H184V148H185ZM238 147V148H237ZM251 147H252V145H251ZM253 147V148H254ZM19 148V149H18ZM37 148H39L38 150H37ZM62 148V147H61ZM70 148V149H69ZM71 148L72 149H75V150H73V151H71ZM78 148H79V150H78ZM82 148H84L85 150H83ZM105 148L108 150H105ZM108 148H111V149H108ZM146 148H148V149H146ZM166 148V149H165ZM178 150H177V149ZM223 148V149H222ZM225 148V149H224ZM259 148H261V149H259ZM43 150V152L44 151H46V152H44V153H42L40 150ZM48 151H47V150ZM69 149V150H68ZM135 149V148H134ZM151 149V150H150ZM155 149V150H154ZM210 149V150H209ZM211 149H215L216 151H211ZM237 149H239V150H241V152L239 153L238 152V150ZM259 149V150H258ZM58 150V151H57ZM86 150H87V157H88V155H90L89 156V159L88 158H86V156L83 154V152L84 153H86ZM101 150H103V151H101ZM109 150H111V151H109ZM146 150H150V152L149 151H146ZM164 150V151H163ZM166 150V151H165ZM172 150V151H171ZM195 150V149H194ZM234 150V151H233ZM260 151L261 152V156H260V154L258 153V152H256V151ZM262 150V151H261ZM4 151V152H3ZM16 151V152H17ZM60 151H62L63 152V150L61 149ZM78 151V152H77ZM90 151V152H89ZM187 152V156L186 157H188L189 155V157H188V159H186L185 157H184V152ZM201 151V152H200ZM3 152V153H2ZM17 152V153H18ZM31 152V153H30ZM70 152H72V153H70ZM73 152L75 153V154H73ZM100 152H101V154H100ZM133 154V156H131L132 154ZM145 152V153H144ZM165 152V153H164ZM181 152H182V155H181ZM185 152V153H186ZM192 152V153H191ZM217 152L219 153V154H217ZM224 152V151H223ZM39 153H42V154H39ZM59 153V154H58ZM77 153H80V154H77ZM89 153V154H88ZM151 153V154H150ZM157 153V156L160 154V157H161V159H159L160 157H156V154ZM162 153V154H161ZM189 153V154H188ZM197 153H198V155H197ZM199 153H201V155L199 156ZM216 153V154H215ZM229 154V156L230 157H233V159H235V161H237L238 160V162H240V164L239 163H237V165H235L236 164V162L235 161H232L231 162V160H232V158H231V160L229 159V157H228V159L230 160V162L231 163H235V164H232L233 166H231V163H229V162H227V161H229V160H225V159H227L226 158V155L228 156V154ZM7 154V155H6ZM39 154V155H38ZM73 154V155H72ZM146 154H148L147 155V157H149V158H147L146 159V161H145V156H146ZM191 154H192V156H191ZM194 154V155H193ZM231 154H233V155H231ZM83 155H84V157H85V159H87L88 160V162L91 160V162H89V164H88V162H87V165H85L86 164V161L84 160V166H90V170H83L84 168H82L83 166L80 164V167L82 168H80L79 167V162H76L77 161V159L79 160H81V162L83 161L82 159H84L83 158ZM97 155V156H98ZM135 155H136V157H135ZM149 155H152L153 156V158H152V156L150 157ZM177 155V156H176ZM196 155V156H195ZM253 155V156H252ZM32 156V155H31ZM30 156V157H31ZM42 156V157H41ZM45 156V155H44ZM68 156V157H69ZM96 156V157H97ZM112 156H113V158H112ZM119 156H120V158H119ZM142 156H144V158L142 157ZM164 156H165V158H164ZM193 156H195L196 158H197V156H199V157H201L200 159H198V163L200 164H197V165H199V166H196V167H194L193 168V172L195 173L196 171V175L198 174V172H201V171H203V173L202 174H205L206 175V178H207V181L204 183V179L202 180V178L201 177H198L199 175H200V173L198 174V176H197V179L198 180H196V179H194L195 178V176L193 177L192 175H189V174H191V173H193V172H189V174H187V178H179L180 177V175H177V176H174L173 175V173L176 175V172H175V168L174 167H178V164H180V162H181V160L183 159V157H184V159H186L187 161H189V164L190 163H192L191 161H193V159L195 158V157H193ZM206 156H208V157H210V158H205ZM220 156V157H221ZM223 156H224V153H223ZM260 156V157H259ZM48 157H49V155H48ZM59 157V156H58ZM66 159H65V158ZM135 157V158H134ZM154 157H156V158H154ZM177 157H179V161L176 159ZM182 159H181V158ZM198 157V158H199ZM235 157H238V158H235ZM244 157V158H245ZM262 157V158H261ZM39 158V159H38ZM42 158H45L44 160V166H45V164L46 163H48V164H51V165H49V167L51 166V167H53L54 166V168H56V170H57V167H58V169L59 170H62V171H60V172H62L63 173V175H64V173L65 172H67V173H70L71 175H73L74 173H76L77 175L75 176V174L73 175L74 177H75V180H77V179H79V178H77V177H79L78 175H81L80 176V178L81 177H83L84 175L86 176V175H88L89 174V172L88 171H90L92 174H90V175H88L89 176V179L88 178H86L85 176V178L86 179H88L87 181H86V179L83 177V180L82 179H79L80 181V183L82 184L83 183V185H81V184H79V182H74L75 184H79V186L78 187H80V186H82V188L79 190V192H82L83 191V189L85 190V188L86 187H88L87 186V184L88 185H90L91 184V186H89V188H87L86 190H87V192L86 193H81V196H79V199H76V197H75V195L78 193L77 191H76V189H77V186H75L74 185V183H73V186L72 185H69V182L73 179H71V180H69V178H70V176L68 175H65L64 177H69V178H65V179H63L64 177H60V176H58L59 177V179H63V180H61V181H58L57 179L58 178H55V176L56 175H58V174H60L61 175V173L59 172L58 173V171L54 174L53 173V176H50L51 177V181L50 180H48L47 178V176H45L44 174H46L47 175V173H44V174H41L42 172H43V165H41L40 164V161H41V159ZM91 158V159H90ZM104 158V159H103ZM107 158V159H106ZM121 158H124V160H122ZM130 158V159H129ZM137 158V159H136ZM195 158V159H196ZM214 158H216V159H214ZM249 158H251V161L250 160H248ZM261 158V159H260ZM25 159V158H24ZM53 159V158H52ZM70 159H71V157H70ZM93 159H95L96 161H98V163H99V165L97 166V164H96V161L95 160H93ZM120 159V160H119ZM135 159H136V161H135ZM153 159H155V160H153ZM157 159V160H156ZM181 159V160H180ZM182 160V162H184L185 160ZM194 159V161H196ZM204 159V161H202ZM259 159V160H258ZM3 160V161H2ZM66 160V161H65ZM75 160V162H73ZM101 160V161H102ZM108 162H107V161ZM129 160H130V163H129ZM138 160V161H137ZM142 160V162H143V160H144V162H146V163H141V164H139L140 162L139 161H141ZM149 160V161H148ZM161 160H163V161H161ZM173 160H176V162L175 161H173ZM255 161L256 163H254L253 164V162L252 161ZM19 161V162H18ZM65 162V163H63V162ZM92 161H94L95 162V167L97 168H95L94 166H93V162ZM133 161V162H132ZM135 161V162H134ZM152 161V162H151ZM155 161H158V162H155ZM165 161V162H164ZM187 161H185V163L187 162ZM227 163H226V162ZM19 163V165H23V166H25L24 168H26L27 166L26 165H28V167L31 165V168H29L30 170L32 169V163H33V170H29L28 168H26V170H24V168L23 169H21L20 168V166H18V165H16V163ZM21 162V163H20ZM42 162V161H41ZM57 162V163H56ZM69 162H70V164H69ZM75 164V163H78V167H76L75 165H77V164H73V163ZM148 162H149V165H148ZM154 162H155V165H153L154 164ZM160 162V163H159ZM202 162H204V163H202ZM206 162V163H205ZM11 165H10V164ZM15 165H14V164ZM37 163H38V165H37ZM54 163H56V164H58L57 165V167H56V164L54 165ZM90 163H92L91 165H90ZM129 163V164H128ZM138 163V164H137ZM153 163V164H152ZM156 163H157V165H156ZM162 163V164H161ZM167 163V164H166ZM172 165V167H171V165ZM188 163V162H187ZM207 163H209V165L207 164ZM250 163H251V167L249 166L250 165ZM260 163V164H259ZM47 164V165H48ZM66 164H68L69 165V167H70V169L69 168H67L68 167V165L66 166ZM83 164V163H82ZM110 164H111V162H110ZM132 164H134V165H132ZM145 165V167H144V165ZM153 165V167H151L152 165ZM163 166V168L160 166ZM164 164H165V166L166 165H169L168 167L166 166H164ZM193 164H195L196 165V163H194L193 162ZM211 164H212V166H211ZM230 164V165H229ZM252 164H253V166H252ZM256 164V165H255ZM262 164H263V166H262ZM10 165V166H9ZM39 165H41L42 166V170H41V167L39 166ZM62 166L61 168L59 167V166ZM64 165H65V167H64ZM73 165H74V168H73ZM116 165V166H117ZM128 165V166H127ZM138 165H140L142 168H141V170H140V166H139V168H138ZM176 165V166H175ZM205 165V166H204ZM247 165V166H246ZM259 165L261 166V167H259ZM89 166H88V168H89ZM101 166V167H100ZM134 166V167H133ZM137 166V167H136ZM150 166V167H149ZM156 166V167H155ZM174 166V167H173ZM203 166H204V168H203ZM210 166V167H209ZM235 166H239V169L240 170H236V169H238V168H235ZM249 166V167H248ZM258 166V167H257ZM46 167V166H45ZM76 167V168H75ZM94 167V168H93ZM100 167V168H99ZM127 167H128V169H127ZM155 167V168H154ZM160 167V168H159ZM169 167H171V168H169ZM208 167H209V169H208ZM231 167H232V169H233V171H232V169H231ZM254 167V168H253ZM4 168V169H3ZM36 168H37V170H41V172H39L38 173V171H35L36 170ZM40 168V169H39ZM72 168H73V170H72ZM78 168L79 169H81V170H78ZM136 168V169H135ZM148 169V168H150V173H148L147 171L148 170H146V169ZM157 168V169H156ZM164 169V170H162V173L165 171V172H167V170H168V172H167V174L169 175V177H168V175H166L165 174V172H164V176H163V174H161V170L160 169ZM167 170H166V169ZM173 168V171L171 170V172H170V169H172ZM191 168V167H190ZM190 168H189V170H190ZM244 168H246V169H248V170H253L254 169V171H252L253 173H251L250 171H248V172H250V174L244 169ZM262 168V169H261ZM21 169V170H20ZM48 169V167L46 168V170ZM74 169H76L78 172L80 171V173L78 174V172L77 171H75ZM85 169H87V168H85ZM96 169V170H95ZM99 169V170H98ZM122 169L124 170V172L122 171ZM130 169H131V171H130ZM132 169H133V171H132ZM141 171H139V170ZM145 169V170H144ZM203 169V170H202ZM214 169H216V168H214ZM234 169L236 170L235 171V175L237 174L236 172H238V171H242V173H243V175H241L242 173H238V176L237 177H235V180H234ZM255 169H256V171H255ZM259 169H261L262 171H260ZM45 170V171H46ZM50 170H53V172H55V169H53V168H50ZM99 172H98V171ZM106 170H107V174H105L106 173ZM121 170V171H120ZM128 170V171H127ZM136 172H135V171ZM151 170H152V172H151ZM154 170V171H153ZM155 170H156V172L158 171V170H160V171H158L157 173H155ZM209 170V171H208ZM246 171V172H243V171ZM257 170H258V172H257ZM2 171V172H1ZM29 171V172H28ZM44 171V172H45ZM48 171V170H47ZM69 171V172H68ZM72 171H74V173L72 172ZM84 171H86V172H84ZM96 171V173H94ZM125 171H127V172H125ZM145 172L146 171V173H144V174H142L143 172ZM213 171V170H212ZM262 172V174L260 173V172ZM11 172V173H10ZM22 172H25L26 174L24 175ZM30 173V174H28V173ZM51 172V171H50ZM50 172H48V174H50ZM121 172V173H120ZM133 174H132V173ZM169 172H170V174H169ZM215 172V171H214ZM231 172L233 173V174H231ZM256 172V173H255ZM13 173V174H12ZM36 173H37V175H36ZM82 173V174H81ZM83 173H84V175H83ZM88 173V174H87ZM98 173V174H97ZM127 173H129L128 174V177L126 178V174ZM130 173L132 174L131 176H129L130 175ZM154 173L155 174H157V176H158V178L160 179L159 181H155V177H156V175H154ZM159 173H160V175H159ZM193 173V174H194ZM211 173V172H210ZM218 173V172H217ZM217 173H216V175H217ZM245 173H247V175L248 176H250V177H252L251 176V174L253 175V176H255L256 174H259V175H256L255 177H257V179L258 180H255V178L254 177H252L253 178V180H251V182H249V181H247V180H249L250 179V177H248V176H246V177H244V174ZM33 174V175H32ZM52 174V173H51ZM50 174V175H51ZM108 174L110 175V176H108ZM141 174V175H140ZM147 174V175H146ZM148 174H149V176H148ZM261 174V175H260ZM5 177H4V176ZM10 175V176H9ZM14 175V176H13ZM29 177H28V176ZM30 175H32V176H30ZM40 175H42L43 177H41L40 178ZM83 175V176H82ZM92 175H94V176H92ZM95 175H96V177H95ZM97 175H100L99 177H101L100 179V182L102 181L104 184H105V181L107 182L108 181V183H110L111 185H112V181L111 180H114V182L115 181H117V186H118V181L120 182L121 180H122V182H125V183H122V182H120V183H122V185L124 186L125 184H127V182H128V188L131 190V188H132V186H136V187H133L132 188V190H133V193H135V194H138V196L140 195L139 194V191L138 190H142V188H141V186L143 187V191H141V195L143 194V197L140 195V198L141 199H138V196L136 197L138 200H139V202H138V200L134 197L133 198V196H134V194H133V196H132V193H130V192H132V190L130 191L129 189H127V187L125 186V188H124V190H122L121 189V186L122 185H120L119 184V186L120 187H117V188H114V187H116L115 185L116 184H114L113 183V185L112 186H107V190L108 191H106L105 192V188H101L100 186H102L103 187V185H101L100 183H99V179L97 178L98 176ZM107 175V176H106ZM116 175V176H115ZM122 175H124V176H122ZM151 175V176H150ZM155 177H154V176ZM232 175H233V177H232ZM263 175V176H262ZM7 176V177H6ZM25 178H24V177ZM35 176V177H34ZM46 177V179H45V177ZM49 176V175H48ZM93 178H92V177ZM114 176H115V178H114ZM141 176V177H140ZM143 176V177H142ZM167 177V179L166 178H164V177ZM179 176V177H178ZM182 176H184V175H182ZM190 176H192L193 177V179H194V181H192L193 179H191L190 178ZM204 176V175H203ZM243 176V177H242ZM262 176V177H261ZM11 177V178H10ZM22 177L24 178V179H22ZM57 177V176H56ZM90 177L92 178V179H94L95 178V180L96 181H98V184L99 185H97V182H95V181H93V180H91L90 179ZM104 177H108V179L106 178V179H104ZM111 177H113L114 179H109V178H111ZM120 177H121V179H120ZM161 177H163V178H161ZM173 177H176V179H174ZM184 177H186V175L184 176ZM238 177H241V180L238 178ZM6 178V179H5ZM12 178H13V180H12ZM27 178H30L29 180L27 179ZM123 178H125V179H123ZM131 178V179H130ZM145 178V179H144ZM154 179V181H153V179ZM178 178V179H177ZM201 178V179H200ZM236 178H238V180L236 179ZM251 178V179H252ZM27 179V180H26ZM38 179V180H37ZM68 179V180H67ZM84 179H85V184H84ZM104 179V180H103ZM129 179V180H128ZM139 179V180H138ZM179 179H180V181H179ZM183 179V182H184V180H186V182H182L181 180ZM189 179V180H188ZM199 179H200V181H199ZM212 181H210V180ZM226 179V180H225ZM262 179V180H261ZM34 180H36V181H34ZM55 180H57L56 182H55ZM74 180V179H73ZM110 180V181H109ZM165 180V181H164ZM172 180V181H171ZM176 180H178V181H176ZM191 180V181H190ZM201 180H202V182L204 183H202L201 182ZM211 182V184L213 183V182H215V184L213 183L211 186H213V187H211V189L213 190V193L214 194H212V192L210 191V185H208V184H210L209 183V181ZM224 180L226 181V183H228V184H225L224 183ZM238 184L237 186H239V188H240V190H238L237 188H233L232 190H229V189H227L228 188V185H229V183H233L234 181ZM3 181H2V183H3ZM21 181H24V183H26L25 184V186L23 185V186H21L22 184H24L23 182H21ZM30 181V182H29ZM54 181V182H53ZM67 181H69L68 183H67ZM78 181V180H77ZM92 181V182H91ZM147 181V182H146ZM239 181V182H238ZM243 181V183L241 184V182ZM245 181H246V184H245ZM253 181V182H252ZM259 181H261V182H259ZM262 181H263V183H262ZM10 182V183H9ZM13 182V183H12ZM18 182V183H17ZM36 182V183H35ZM47 182V183H46ZM60 182V183H59ZM63 182L65 183H67V185L69 186V187H67V186H65L64 187V184H63ZM130 182V183H129ZM132 182V183H131ZM141 182V183H140ZM144 182V183H143ZM162 182V183H161ZM168 182V183H167ZM174 183V185H173V183ZM195 182H197V183H195ZM201 182V183H200ZM216 182H218V183H216ZM256 182H258L257 183V185H260V183H262L263 185H262V188L260 187V186H257V187H260L262 190H260L259 191V194H257V192H255L254 191V186L255 185H253L252 183H255L256 184ZM16 183H17V185H20L21 186V188H19V186H16ZM29 183H33V184H29ZM38 183V184H37ZM44 183V184H43ZM57 183H59V185L60 186H62V188L65 190V193H66V195L64 194V192H63V189L60 187V186H58L57 185ZM87 183V184H86ZM138 183H139V185H138ZM172 183V184H171ZM191 183H193V185L191 184ZM194 183L197 185H194ZM208 183V184H207ZM224 183V184H223ZM9 184V185H8ZM71 184H72V181H71ZM131 184V185H130ZM135 184V185H134ZM153 184H155V185H153ZM158 184V185H157ZM187 184H188V187H186L187 186ZM206 184L209 186V187H207L206 186ZM245 184V186H243ZM250 184H251V186H250ZM6 185H8V188H10V189H8L7 188V186ZM12 185V186H11ZM29 185H31V186H29ZM41 185V186H40ZM44 185H46V186H44ZM57 185V186H56ZM86 185V186H85ZM141 185V186H140ZM157 185V186H156ZM160 185V186H159ZM162 185V186H161ZM165 185V186H164ZM167 185V186H166ZM200 185V186H199ZM201 185H204V186H201ZM216 185V186H215ZM218 185H219V187H221V189H223L225 186H227V188L225 187L224 188V192L223 191H220L221 189L220 188H218ZM224 185V186H223ZM10 186V187H9ZM16 187V189H15V187ZM33 186H34V188H33ZM39 186V187H38ZM53 186H54V189H56V190H53V193H55V191L57 192V193H62V195L65 197V199H64V197L62 196V198L64 199V200H62L63 202H61V200L59 201V199H58V201H56L57 200V198L56 197H58V194L56 193V194H52L51 192H52V189H53ZM74 186L76 187V188H74ZM99 186V187H98ZM122 186V187H123ZM130 186H131V188H130ZM150 186V187H149ZM153 186V187H152ZM169 186H177L176 188H174V189H176V190H174L172 187H170L169 188ZM178 186H181V187H179L182 191H180L179 189H178ZM184 186H185V188H184ZM230 186V185H229ZM246 186L248 187V189L247 190H249V188H250V190H249V192H250V194L252 193L253 195L256 193V197H254L253 195H251L252 197V200L254 201H252L251 203H252V205H255V200L253 199V197L254 198H263V199H261L262 201V206L260 207V205H258V208H262L263 209V211L262 210H258V212L256 213L255 212V209H256V205L260 202V200L259 199H257L256 200V202L258 201V203H256V205L254 206L255 207V209H251L250 207H249V205L251 206V204H248L249 202H250V195L249 194H247V193H245L244 192V194H243V192L241 191L242 190V188L244 187V188H246ZM13 187V188H12ZM24 187V188H23ZM29 187V188H28ZM41 188L40 190H41V194H40V196L38 195L39 194V191L40 190H38V188ZM46 187V188H45ZM51 187V188H50ZM67 187V188H66ZM72 187L74 188L73 190H75L76 191V194L74 195V194H70L71 196H69V195H67V194H69V193H71V192H73V190H72ZM105 187V186H104ZM156 188V190L155 189H153V188ZM4 188H6V190H4ZM25 188H27V189H25ZM58 188H60V190L61 191H59V189ZM68 188H71V190H68ZM92 188H93V190H92ZM121 189V192H119V191H116V190H118V189ZM139 188H141V189H139ZM151 188H152V190L154 191V194H153V191L151 190ZM160 188V190H158ZM183 188V189H182ZM191 188H192V190H191ZM204 188V189H203ZM214 188H215V190H214ZM33 189H34V191H33ZM48 189H51V191L50 190H48ZM58 189V190H57ZM91 189V190H90ZM100 189V190H99ZM101 189H103V191L101 190ZM111 189H112V191H111ZM114 189H116L115 191H114ZM125 189H127V191L129 190L130 192L129 193H127L126 191H125ZM136 189H138V190H136ZM145 189V190H144ZM162 189V190H161ZM193 189H195V190H193ZM217 189V190H216ZM4 190V191H3ZM9 190V191H8ZM36 190V191H35ZM85 190V191H86ZM89 190V191H88ZM136 190V191H135ZM165 190V191H164ZM172 191V194L170 193L171 191ZM179 190V191H178ZM201 191V192H197V191ZM206 190V191H205ZM237 190H238V192H237ZM258 190V189H257ZM12 191V192H11ZM16 191V192H15ZM24 191H26V193H24ZM30 191V192H29ZM69 191H71V192H69ZM74 191V192H75ZM90 191L92 192L91 194H90ZM93 191H94V193H96V194H93ZM110 191V192H109ZM114 191V192H113ZM135 191V192H134ZM138 191V192H137ZM144 191H146L145 193L147 194H145V193H143ZM160 191V192H159ZM170 191V192H169ZM175 191H176V194H174L175 193ZM186 191V192H185ZM196 191V192H195ZM205 191V192H204ZM236 191V192H235ZM239 191L241 192V193H239ZM9 192V193H8ZM28 192V193H27ZM37 192V193H36ZM73 192V193H74ZM122 192H124V194L122 193ZM155 192H156V194H155ZM158 192V193H157ZM164 192H166V193H164ZM185 192V193H184ZM211 192V193H210ZM216 192H218V196L220 197V196H222V197H220V199L224 202V204H226V206H224V208L226 209V211H225V209L223 208V210L222 209H219L221 212L220 213H218L217 212V214L216 215H214L213 217H211L210 216V210L212 209V211H215V209L218 211V206L219 205H217V208H215L216 207V204H218V203H216L215 202V200H213V202H215L214 204H215V207L214 206H212V205H214L213 204V202H207L208 201V199L209 200H211L212 198L211 197H214L215 195H217L216 194ZM222 192V193H221ZM253 192H255V193H253ZM7 195H6V194ZM31 193V194H30ZM88 193V194H87ZM116 194V196H117V198L115 197V194ZM119 193V194H118ZM121 193L123 194V196L121 195ZM184 193V194H183ZM191 195V196H189V194ZM192 193V194H191ZM196 193V195L194 196L193 194H195ZM204 193H206V194H204ZM233 193V194H232ZM263 193H264V191H263ZM36 194V195H35ZM48 194V195H47ZM51 194H52V196L53 195H57V196H53V198H54V200H55V202L57 203V204H55V202H53V201H51L52 199H50V198H52L51 197ZM78 194H80V193H78ZM90 194V195H89ZM113 194H114V196H113ZM162 194V195H161ZM164 194V195H163ZM180 194H181V198H180ZM186 194H187V198H183V197H185L186 196ZM226 194H227V198L225 197L226 196ZM231 194V195H230ZM235 194V195H234ZM246 194V197L244 196V198H246V199H248L247 201H242V200H244V198H243V195H245ZM260 194H262L261 196H260ZM9 195V196H8ZM11 195V196H10ZM25 195H26V197H25ZM33 195V196H32ZM50 195V196H49ZM60 195V194H59ZM74 195V196H73ZM87 195V196H86ZM95 195V196H94ZM127 195H131V196H127ZM149 195V196H148ZM151 195V196H150ZM158 196V198H155V200H154V202L152 201L154 198H153V196ZM167 195V196H166ZM171 195V196H170ZM199 195V196H198ZM206 195V196H205ZM214 195V196H213ZM235 196L233 199H232V197L233 196ZM237 195H238V197H237ZM239 195H241L242 196V200H240V198H241V196H239ZM259 195V196H258ZM23 196V197H22ZM61 196V195H60ZM91 196V197H90ZM101 196V197H100ZM110 196V197H109ZM119 196V197H118ZM121 196V197H120ZM155 196V197H156ZM218 196H216V197H218ZM11 197V198H10ZM29 197V198H28ZM36 197V198H35ZM74 197V198H73ZM100 197V198H99ZM103 197V198H102ZM110 199H109V198ZM125 197V198H124ZM127 197H131L132 198V200H130V198H127ZM149 197V198H148ZM160 197V198H159ZM204 197V198H203ZM13 198V199H12ZM28 198V199H27ZM59 198H61V197H59ZM73 198V199H72ZM78 198V197H77ZM84 198H85V200H84ZM88 198V199H87ZM99 198V199H98ZM112 198V199H111ZM122 198V199H121ZM123 198H124V200H123ZM128 200H127V199ZM153 198V199H152ZM183 198V199H182ZM193 198V199H192ZM223 198V199H222ZM236 198H238V200H237V202H239V201H241L240 203H238V207L237 208H239V206H240V204L241 203H243V207H241L240 206V210L242 209H245V211L247 210V209H249V210H247L249 213H252V211H253V213H255V215L256 216H254L253 214H251L250 216H251V219L249 218L250 216H249V213L248 212H244V213H241V212H243V211H239L238 209H236V204H237V202L235 203V205L233 204L234 203V201H236V200H234V199H236ZM7 199V200H6ZM11 201V202H9V200ZM37 200V201H40L39 203L38 202H36V201H34V200ZM42 199H43V201H42ZM49 199H50V201H49ZM71 200L72 202L74 201V203H70L71 201H69V200ZM105 199V200H104ZM144 200V201H142V202H140V200ZM160 199V202L159 201H157V200H159ZM164 199H165V201H164ZM173 201H172V200ZM187 199V200H186ZM192 199V200H191ZM250 199V200H249ZM28 200H30V201H28ZM33 200V201H32ZM77 200L79 201L78 203H77ZM114 200V201H113ZM117 200H120V201H124V206L123 205H121L122 204V202H118ZM127 200V201H126ZM166 200H167V202H166ZM170 200V202L168 203V201ZM180 200V201H179ZM182 200H186L187 201V203H188V201H190V202H193V203H198V201H199V204L198 205H195L194 204V206L196 207V208H194V206H192L191 204H189L190 205V207L192 208H190V210H189V205L187 206L186 205V202L185 201H183V202H185L184 204H185V208L187 209H185L184 207H182V205H178V203L176 204L175 202H179V204L181 203V201ZM196 200H197V202H196ZM205 200V202H203ZM228 200V201H227ZM234 200V201H233ZM5 201H8V202H5ZM49 201V202H48ZM112 201H113V203H112ZM115 201H117V202H115ZM129 201V202H128ZM147 201L152 205V207L154 206V204L157 202V203H159V204H155V205H158V207L157 206H154L153 208L150 206V204L148 205V203H147ZM171 201H172V203H171ZM225 201H226V203H225ZM231 201V202H230ZM233 201V202H232ZM28 202H30V203H32L33 205H31V207L33 206V208H35V210L33 209V210H31V208H29V205H28ZM50 203V206H49V204L47 205V203ZM51 202L52 203H54V204H51ZM66 202H68V204H67V206L68 207H65L66 205ZM82 202H83V204H82ZM93 202V205L91 204V203ZM100 202H102V203H100ZM127 202L129 203V204H127ZM131 202V203H130ZM136 202H137V204H136ZM153 202V203H152ZM161 202H163L164 204H165V202L167 203V204H165V207H166V205H167V208H168V212L166 211L167 210V208L165 209V210H163L165 207H161L160 208V206L162 205L163 206V203L162 204H160ZM173 202H174V204H173ZM182 202V203H183ZM206 203L207 205H208V207H209V209L207 208V205H202L201 203ZM260 202V203H261ZM2 203H3V205H2ZM29 203V204H30ZM36 205H38V206H35V204ZM42 203V204H41ZM60 203V204H59ZM76 203V204H75ZM86 203V204H85ZM97 203L99 204V205H97ZM115 203V204H114ZM133 203H135V204H133ZM146 203V204H145ZM181 203V204H182ZM192 203V204H193ZM259 203V204H260ZM4 204H6V205H4ZM15 204V205H14ZM62 204H64V205H62ZM74 204V205H73ZM85 204V205H84ZM89 204H91V206L89 205ZM134 206H136V207H134ZM171 204H173V205H175L176 206V208L175 207H173L172 208V206H169V205ZM183 204V205H184ZM223 204V203H222ZM53 205V206H52ZM58 205V206H57ZM59 205H60V209H59ZM76 205H78V207H80V210L83 208V211L81 210V212H83V213H81V214H77L76 212H74L75 214H77V215H75V216H70V214L71 213H73L72 211H73V207L74 206H76ZM112 205V206H111ZM138 205L140 206V207H138ZM141 205H144V207L143 206H141ZM200 205H202V206H204L203 207V210L204 211H200L199 209H202V208H200V207H197V206H200ZM13 206V207H12ZM28 206V207H27ZM41 206H43V207H41ZM49 206V207H48ZM70 206H72V207H70ZM83 206V207H82ZM91 207V209H92V212H88V213H86L87 211H90V210H88L86 207ZM97 206V207H96ZM98 206L100 207V209L98 208ZM126 206V207H125ZM151 208H150V207ZM169 206V207H168ZM187 206V207H186ZM206 206V207H205ZM6 207V208H5ZM40 207V208H39ZM46 207V208H45ZM50 207H52V208H50ZM78 207H77V210H79L78 209ZM98 208L97 210H98V212H99V210H101L103 207V209L100 211V213H101V218H99V216H98V212L97 211H95L94 210V208ZM105 207H106V209H105ZM131 209V210H129V208ZM137 207L139 208L138 210H140V208H141V212H142V210H143V212L142 213H144L145 214V211L144 210H147V208H150V209H148V211H146V214L149 216H147V219H148V222H147V224L145 223V221L147 220H144L145 218H146V216L145 215H143L141 212H139L138 210H137ZM157 207V208H156ZM171 207V208H170ZM178 207V208H177ZM212 207H214V208H212ZM8 208V209H7ZM28 208V209H27ZM47 208H49L48 210H47ZM56 210H55V209ZM63 210H62V209ZM65 208H66V210H65ZM68 208V209H67ZM70 208V209H69ZM75 208V207H74ZM85 208V209H84ZM111 208V209H110ZM124 208V209H123ZM143 208H145V209H143ZM156 208V209H155ZM159 208L163 211H161V213H163V215L165 216V215H167V216H169V217H171V218H169V221H167V219H168V217L166 218H164V216L162 217V216H160L161 218H163V219H166V221L167 222H164L163 221V219H161V218H159L158 217V214L160 215L161 213H159L160 211H158L159 210ZM180 208V209H179ZM205 208H207L208 209V211H209V213H206V212H208V211H205L206 209ZM222 208V207H221ZM227 208H228V210H227ZM232 208V209H231ZM234 208V209H233ZM5 209V210H4ZM14 209V210H13ZM38 209H39V211H38ZM46 209V210H45ZM116 210V211H114V213H113V210ZM135 209L137 210V212L135 211ZM155 209V210H154ZM171 209H175V211L174 212H172L173 210H171ZM179 209V210H178ZM250 209L252 210L251 212H250ZM7 210V211H6ZM54 210H55V212H54ZM69 210V211H68ZM76 209H74V211H75ZM79 210V211H80ZM103 210H105V211H107V212H104ZM124 210H127L126 212H125V214L127 215V217L125 216V214H123V212H124ZM134 210V211H133ZM158 212H157V211ZM197 210V211H196ZM257 210V209H256ZM8 211H9V213H8ZM43 211V212H42ZM59 211V213H56V212H58ZM65 211V212H64ZM68 211V212H67ZM79 211H78V213H79ZM103 211V212H102ZM117 211H119L120 213H118V214H121V216H119V218H118V216H117ZM150 211V212H149ZM165 211V212H164ZM180 211V212H179ZM211 211V212H212ZM222 211L224 212V213H222ZM228 211V212H227ZM237 211H239V213H235V212H237ZM262 211V212H261ZM17 212V213H16ZM33 212H35V213H33ZM36 212L38 213V214H36ZM41 212V213H40ZM67 212V213H66ZM108 212H110L109 214V216L108 217H110L111 216V218H108L107 217V215L105 214V213H107L108 214ZM129 212V213H128ZM134 212H136V214L134 215ZM171 212V213H170ZM197 212H198V214L199 215H197L198 216V218H199V221H198V223L196 222V220L194 219V217H197L196 216V214H197ZM201 212H203V213H201ZM260 212H261V214H260ZM12 213V214H11ZM44 213V214H43ZM46 213V214H45ZM47 213H48V215H47ZM63 213H65V214H63ZM86 215H88V219L90 218V217H92L91 219H89L90 221L92 220V219H95L93 222L91 221H86V223H88L89 224V226L90 227H93V225H94V227L93 228H91V229H86V228H90V227H87V226H84V225H86V223H85V220H87L86 219V216H85V214ZM139 213H141L143 216H144V219L142 220V218L141 217H143L142 215L140 216V214ZM151 213V214H150ZM158 213V214H157ZM167 213V214H166ZM181 213V214H180ZM195 213V214H194ZM228 213V214H227ZM245 213H247V214H245ZM259 213V214H258ZM19 214V215H18ZM50 214V215H49ZM60 214H62V216L60 215ZM157 214V215H156ZM174 215V214H178L179 215V217H180V220H176V219H179L178 218V216H175L176 217V219H175V217H174V219H173V217L171 216V215ZM201 214H203L205 217H207V219L206 218H204V216H201L200 217V215ZM207 214H209V216L207 215ZM219 214H221V215H219ZM225 214H227L228 215V217H226L227 215H225ZM236 214H239L238 216L240 217H237L236 216ZM242 214H243V216H242ZM15 215V216H14ZM36 215V216H35ZM37 215L40 217V215H43V216H41L40 218L39 217H37ZM57 215V216H56ZM59 215L61 216V219H63L62 217H67V220H69V221H66V219L64 218V220H65V223L63 222V221H60V219H57L58 217H59ZM70 217H68V216ZM74 215V214H73ZM96 215V218L95 217H93V216H95ZM100 215V214H99ZM104 215V216H103ZM123 215V216H122ZM133 215V216H132ZM152 215H153V217H152ZM156 215V216H155ZM162 215V214H161ZM185 215V216H184ZM258 215H259V218H258ZM51 216L53 217V220H52V218H51ZM79 216H80V218H79ZM83 216H85V219H84V217ZM90 216V217H89ZM113 216V217H112ZM116 216V217H115ZM130 218H129V217ZM135 216V217H134ZM151 216V217H150ZM184 217V220L186 219V221H185V223H188L189 222V220H191V222H190V224L188 223L186 226H188L187 227V229H186V226H184V229H186V230H188V231H186V232H183V231H180V233H182V235L183 236H187V237H183V236H181V235H178V234H176V233H173L171 230H175V232H176V228L175 227H173L172 229L170 228L169 229V226L167 225V223L169 222L170 223V225H173V223H174V225L176 226V223H177V226H178V223L179 224H182L181 222H179V221H181V220H183L182 218ZM261 216V217H260ZM32 217H34V218H32ZM38 219H37V218ZM47 217V218H46ZM105 217V218H104ZM123 217H125V218H127L126 219V222H128V220L129 219H131V218H133L132 219V222L134 221V224H136V222H137V220H142L143 221V223H145V224H143L142 223V221H141V224H140V226H139V229H138V227H137V229H133V231H132V226H133V223L132 222H130V224L132 223V225H130L131 226V228H130V226H129V223H125V221H123L122 219H123ZM156 217V218H155ZM187 217V218H186ZM203 217V218H202ZM220 217V218H219ZM233 219H232V218ZM243 217V218H242ZM245 217H246V219H245ZM257 218L256 220L258 221L259 219V221H258V224H257V222L255 221V220H253L252 218ZM32 218V219H31ZM48 218H49V220H48ZM56 218V219H55ZM60 218V217H59ZM69 218V219H68ZM99 218V220H97ZM110 219V221H107L108 219ZM115 218V219H114ZM117 218V219H116ZM124 218V219H125ZM135 218V219H134ZM153 218H155V219H158L159 218V220L158 221H162V223L164 222L165 223V225L167 226L166 228H165V226H164V228H163V224H160L159 222V224L162 226V228L163 229H167L168 228V230H167V235L165 234V233H158L159 231H161V229H159L158 227H160V225H158V223H157V220H156V223L157 224H155V223H153V222H155V219H153L154 221H152V219ZM198 218H196V219H198ZM203 219V223H201L202 222V219ZM208 218H211V219H209L208 220ZM215 218V220L216 221H214L213 219ZM218 218V219H217ZM228 218H230V219H228ZM242 218V219H241ZM250 220H252L254 223H256V226H254V223H252L253 225H251L250 223V221H249V219ZM254 218V219H255ZM28 219L31 221H28ZM75 219V220H74ZM84 219V220H83ZM107 219V220H106ZM118 219H120L121 221V223H123L124 222V229H125V232L126 233H123L122 234V232L124 231L122 228V226H121V230H120V223H119V221H118V223L119 224H116L117 223V220ZM171 219V220H170ZM224 219V220H223ZM34 220V221H33ZM48 220V221H47ZM55 220V221H54ZM57 220V221H56ZM82 220V221H81ZM102 220V221H101ZM105 220V221H104ZM113 220H115V225H119V227H117V228H115L114 227V225H112L113 223H114V221ZM175 222H174V221ZM204 220H205V222H204ZM206 220H208L209 221V227H210V229H209V227L207 226V224H208V221H206ZM213 220V221H212ZM225 220L228 222V224L232 221V220H234V221H232V223H231V225L229 224V227L225 224V223H227V222H225ZM47 221V222H46ZM59 221V222H58ZM104 221V222H103ZM177 221V222H176ZM194 221V222H193ZM230 221V222H229ZM236 221V222H235ZM28 222H30L31 224H28ZM43 222H45V223H43ZM53 222H55V223H53ZM67 222V223H66ZM69 222V223H68ZM83 222V223H82ZM91 223V225H90V223ZM108 222H110V224L108 223ZM234 222H235V224L236 223H238V224H234ZM249 222V223H248ZM32 223H33V225H34V227L35 226H37V227H39V228H37V229H34V230H37V232L39 233V234H42L43 232H44V230H45V225H47V228L49 229L48 231H47V235H48V242L49 241H51L52 242V246H55V247H53L52 249L51 248H45V247H43L42 245H41V243L39 242L40 240L36 237V234L35 233H33V229L31 230V228L33 227L32 226ZM48 223V224H47ZM71 224L70 223V227H74V226H76V224ZM99 223V224H98ZM192 223H194L193 225H192ZM204 223L206 224V225H204ZM212 223V224H211ZM217 223V225H215ZM6 224V225H5ZM26 224L29 226H26ZM64 225L62 228L63 229H65V231H62L63 229L62 228H60L61 227V225ZM65 224H67V225H65ZM87 224V225H88ZM184 224V223H183ZM203 224V225H202ZM211 224V225H210ZM219 224L221 225V227H219ZM241 224V225H240ZM111 225V226H110ZM143 225H145V226H147V225H149L150 227L148 228V226L147 227H145V226H143ZM173 225V226H174ZM197 225V226H196ZM223 225H225V226H223ZM49 226V227H48ZM59 226V227H58ZM128 226V227H127ZM135 226H137V225H134V227ZM152 226V227H151ZM180 227H179V229L181 230V227H183V225H179ZM197 228H196V227ZM198 226H200L199 228L200 229H198ZM215 226H216V228H215ZM241 226V227H240ZM253 226V229L252 228H249V229H252V231L251 232H249L250 230L248 229V227H252ZM263 226V225H262ZM8 227V228H7ZM69 227V228H70ZM84 227H86V228H84ZM113 227V228H112ZM154 227H156L155 229H154ZM202 227V228H201ZM214 227V228H213ZM223 227V230L224 231H226V232H222V231H220V229ZM224 227H226V229L228 228L230 231H231V233H232V231H233V233H234V235H233V233H232V235H233V237H237L238 239H240V242H242V243H240V242H238L239 240L238 239H231L232 238V236H231V238H230V232H229V235L228 234H226V233H228L227 232V230L224 228ZM232 227H234V228H231ZM239 228L238 229V232H239V230L242 228V229H244L245 231H244V233H243V230H242V232H241V230H240V232L241 233H243L244 235L245 234H247L246 232V229H248L249 231V233L250 234H248L247 236H248V239L249 240H245V239H242V238H247V236L245 237V236H238V235H240V232L239 233H237L236 234V236H235V231H236V229L235 228ZM264 227V226H263ZM262 227V228H263ZM36 228V227H35ZM42 228V229H41ZM52 228V229H51ZM68 228V229H69ZM130 228V229H129ZM150 228H152V229H150ZM198 229V233L194 230V229ZM54 229V230H53ZM72 229V228H71ZM117 229V230H116ZM119 229V230H118ZM154 229V230H153ZM159 229V230H158ZM162 229V232L163 231H165V230H163ZM183 229V230H184ZM215 229H217V230H215ZM233 229H235V230H233ZM258 229H260V230H258ZM30 230H31V233H29L30 232ZM39 230H41V232L39 231ZM55 230H56V232H55ZM112 230V231H111ZM141 230L143 231V232H141ZM190 230V231H189ZM192 230L193 231H195V232H192ZM202 231V233H201V231ZM258 230V231H257ZM75 232V228L73 229V230H71V233L72 234H70V236L72 235V237H74L75 235L74 234H76V233H74ZM109 231V232H108ZM141 233H140V232ZM150 231V232H149ZM155 233H154V232ZM171 231V232H170ZM177 233H179V230L177 229ZM150 233V237H153V234H158V236L156 237L157 238V241H156V244H157V242L160 240V238H161V240L159 241V244H157L156 245V247H155V252H154V250H150V251H148L149 252V254H150V258L149 257H147V254H146V257L145 256H143L145 253H143V252H145V250L146 249H148V247L147 246H145L144 244H145V242H147L146 241V238L144 237V235L143 234H145V233ZM166 232V231H165ZM170 232V233H169ZM220 232V233H219ZM237 232V231H236ZM15 233V234H14ZM51 233V234H50ZM53 233V234H52ZM66 233V232H65ZM153 233V234H152ZM172 233V234H171ZM179 233V234H180ZM186 233V234H185ZM195 233V234H194ZM207 233V235H208V238H210L212 235H214L213 237H212V239L210 240L211 242L210 243H207V241L205 240L206 239V234ZM224 233H225V235H224ZM21 234V235H20ZM32 236H31V235ZM57 235V237H56V235ZM159 234H161L160 236H162V234H163V236H164V234H165V238L166 237H168L167 239H168V241H166V239H164V237L162 236V237H160L159 236ZM196 234H202L203 235V237H205V238H203L202 237V235H197L196 236ZM218 234V235H217ZM219 234H220V236H219ZM242 234V235H243ZM55 236V238H54V236ZM170 237H169V236ZM178 235V237H176ZM189 235L191 236V238H193V236H194V239H192V241L190 240V237H189ZM193 235V236H192ZM209 235H210V237H209ZM223 235H224V238L222 239V237H223ZM4 236V237H3ZM11 236V237H10ZM50 236H53V237H50ZM218 236V237H217ZM258 236H260V234L258 235ZM18 237H20V240H19V238ZM25 237V238H24ZM172 237V238H171ZM195 237L196 238H198L197 240H199L198 241V243H199V245H197L196 243H194V244H196L197 246H195L194 244H193V242L195 241ZM199 237H200V239H199ZM215 237L216 238H221V240L220 239H217V240H215ZM253 237L255 238V239H253ZM8 238H11V239H8ZM14 238V239H13ZM22 238H24V239H22ZM31 238V239H30ZM176 238H179L180 239V241L178 242V240H176ZM181 238H183V241L181 240ZM186 239V241H185V239ZM188 238V239H187ZM228 238V239H230L231 241H229V240H226V239ZM5 239L6 240H8V242H10V244H8V243H6V241H5ZM32 239H34V240H32ZM36 239H38V241L36 240ZM162 239H164V240H162ZM171 239V240H170ZM253 239V240H252ZM259 241H258V240ZM10 240V241H9ZM232 240H233V242H232ZM238 240V241H237ZM242 240V241H241ZM256 240V241H255ZM2 241L4 242L5 241V243H2ZM15 241V242H14ZM19 241V242H18ZM27 241H28V244H27ZM34 241V242H33ZM171 241V242H170ZM188 242V246L186 245V243ZM205 244V243H207V245L210 247L211 245L213 246V247H211V248H213L212 250L211 249H207V248H209L208 246L207 247H205L204 248V246H200V245H203V243ZM218 241L220 242V243H218ZM235 241H237V242H235ZM32 242L34 243V244H32ZM38 242L40 243V245L38 244ZM59 242V243H58ZM165 242H166V246L164 245L165 244ZM192 242V243H191ZM202 244H201V243ZM215 242H216V244H218V245H221V244H224V243H228L227 244V246H226V244L224 245L225 246V248L226 247H230L231 246V244L233 245V247L231 246L230 248L231 249H228V248H226L227 250H229L228 252H227V250H226V253H225V251H224V249L225 248H223L222 246H217V247H219L218 249H220V248H222V252L220 251V250H218V251H215L216 249H215ZM224 242V243H223ZM253 242H255V244H257V245H259V243H260V246H257V245H255V244H253ZM36 243V244H35ZM169 243V244H168ZM180 243V245H178ZM247 243V244H246ZM249 243V244H248ZM263 243H264V241H263ZM263 243H262V245H263ZM3 244H4V246H3ZM8 244V245H7ZM49 244L50 243H48L47 244V246H49ZM86 244V243H85ZM97 244H99L98 242L97 243H95V245H96V247H97ZM160 244L162 245V248H161V246H160ZM16 245V246H15ZM20 245H22L21 247H20ZM28 245V246H27ZM30 245V246H29ZM45 245V244H44ZM88 245V244H87ZM94 245V246H95ZM187 246V251H188V253H186L187 251L186 250H184L183 251V249H185V247ZM245 245V247H243ZM27 246V247H26ZM42 246V247H41ZM46 246V245H45ZM51 246V247H52ZM86 245H82L79 249H80V251L82 252H87V250H88V254H92V255H90V257H89V255H87L88 256V258H87V256L86 255H84V254H87V253H80L79 254V257H80V260H83L82 259V256L83 257H85V258H87V261L88 260H90L91 258H93L94 256H96V257H94L95 259H97L98 258V262L99 261H101L102 259H104L105 258V254H104V256L102 255V254H100L99 256H98V252L97 251H93V249H92V247H88V246H86ZM142 247V248H140V247ZM144 246H145V248H144ZM163 246H164V248H163ZM172 246V247H171ZM179 246H181V247H179ZM195 246V247H194ZM206 246V245H205ZM254 246H256V247H254ZM30 247V248H29ZM35 247V248H34ZM84 247V248H83ZM96 247H94L95 249H96ZM110 247H114L113 245H110ZM158 247H160V249L161 250H159V248ZM169 247V248H168ZM200 247H202V248H200ZM263 247V246H262ZM8 248L9 249H11V247L10 246H8ZM31 248H32V250H31ZM33 248H34V250H33ZM38 248H45L46 250H52V256H44L43 254H47V253H50L51 252V250L50 251H46L45 252V250H43V252H42V250L41 249H39L40 251H39V253H38V255H37V252L35 251L36 249H38ZM81 248H82V250H81ZM86 248V249H85ZM204 248V249H203ZM242 248H244V250H246V251H244V250H242ZM247 248V249H246ZM248 248L250 249V251H247L248 250ZM254 248V251L252 250ZM259 249L258 251L261 253H259L258 251H256L255 249ZM11 249V250H12ZM59 248H57V250H58ZM84 249V250H83ZM139 249H142V250H144V251H139ZM158 249V250H157ZM164 249V250H163ZM194 249H196V250H194ZM61 250V247H60V249H59V252H61L60 251ZM98 250V249H97ZM176 250H179V252H177ZM192 250H194L193 252H192ZM231 250V251H230ZM1 251V250H0ZM53 251L54 252H56L55 254H56V257H53ZM90 251H92L91 253H89ZM146 251V252H147ZM166 251V252H165ZM200 251V252H199ZM208 251V252H207ZM212 251V252H211ZM240 251H242V252H240ZM253 251V252H252ZM2 252H4V251H2ZM12 252L14 253V252H17V251H13L12 250ZM45 252V253H44ZM95 252H97L96 254H94ZM156 252H160V253H156ZM170 252V253H169ZM185 253V254H183V253ZM197 252H198V255H196L197 254ZM215 252H216V254L218 255V257H217V255L215 254ZM220 253V254H218V253ZM231 252V253H230ZM249 253V252H251V253H249L248 255H250L251 254V257L250 256H248V255H245L246 253ZM255 252H256V254H255ZM23 253H24V255H23ZM155 253L157 254V255H161V256H157V255H155ZM168 254V255H170V256H168L170 259H168L167 260V258L168 257H165L164 256V254ZM224 253V254H223ZM228 253H230V254H228ZM236 253L234 254V255H236ZM83 254V255H82ZM140 256H139V255ZM141 254H142V256H141ZM148 254V255H149ZM172 254H174V257H171V255ZM183 254V255H182ZM188 254V255H187ZM212 254V255H211ZM226 254V255H225ZM257 254H260L261 255V257H260V255H257ZM31 255H34L35 256V258L33 257H31ZM102 255V256H101ZM179 255V254H178ZM223 255H225L224 256V258H223ZM229 255H232V256H229ZM240 255H242V256H239ZM27 256V257H26ZM93 256V257H92ZM98 256V257H97ZM137 256H139V257H137ZM173 256V255H172ZM180 256H178L176 259H178ZM184 256H186V257H184ZM193 256H195V257H193ZM219 256H221V257H219ZM257 256V257H256ZM258 256H259V258H258ZM28 257H30V258H28ZM39 257V258H38ZM52 257V259H50ZM58 257V258H57ZM100 257H101V260H100ZM103 257V258H102ZM106 257H107V255H106ZM146 259H145V258ZM156 257H158V258H156ZM164 257H165V260H164ZM183 257H184V259H183ZM227 257V258H226ZM242 257H245L244 259H242ZM255 257V258H254ZM11 258V257H10ZM12 258V259H13ZM28 258V259H27ZM45 258H47V259H50L51 261H49L48 260V263L46 262L47 260H45ZM85 258H84V260H85ZM135 258V259H134ZM144 258V259H143ZM232 258H233V260H232ZM36 259H38V260H36ZM40 259V260H39ZM95 259H91L92 260V262H91V260L89 261V262H91L92 264H95L94 262H95ZM137 259H138V261H137ZM190 259V260H189ZM192 259V260H191ZM208 259V260H207ZM257 259H259V260H257ZM25 260H26V262H25ZM37 262H36V261ZM56 260V261H55ZM96 261V262H97ZM142 261H140V262H142ZM165 261H167V262H165ZM172 261V262H173ZM177 261V260H176ZM212 261V262H211ZM14 262V261H13ZM72 262V261H71ZM86 262V261H85ZM97 262V263H98ZM139 262V263H140ZM152 262H150V264L152 263ZM171 262V263H172ZM180 261H179V259H178V261L177 262H175L176 264H180L179 263ZM193 262V263H192ZM198 262L196 263V264H198ZM214 262V264H218V263H215ZM228 262V261H227ZM225 263V261L223 260V264L225 263V264H231V262L229 263ZM17 263V262H16ZM54 263V264H55ZM78 264H79V262H77ZM80 263H82V264H84L83 263V261L81 262L80 261ZM159 263V264H160ZM220 263H222V261L220 262ZM56 264H58V263H56ZM60 264V263H59ZM68 264V263H67ZM86 264H88V262L86 263ZM90 264V263H89ZM152 264H154V263H152ZM172 264H174V263H172ZM183 264V263H182ZM187 264H190V263H187ZM234 264V263H233Z\"/></svg>", "mask_w": 264, "mask_h": 264}, {"label": "bare ground", "instance_id": "bare-ground-1", "mask_svg": "<svg viewBox=\"0 0 264 264\" xmlns=\"http://www.w3.org/2000/svg\"><path fill=\"white\" fill-rule=\"evenodd\" d=\"M4 1H5V0H4ZM18 1H19V3L21 2L20 0H18ZM28 1H31L33 4L35 3V2H33L34 0H28ZM37 1H38V0H36V2H37ZM39 1L42 2V6H44L43 3H44V4L47 3V2H45V0H43V1H42V0H39ZM39 1H38V2H39ZM54 1H55V0H54ZM54 1H53V2H54ZM62 1L65 2L66 4H65V3H62L63 5L65 4V6L60 5V7H58V8H59L58 12H59V11L61 12V10L63 9V10H62L63 12H61V13H63V14L58 13V12H55V14H56L55 17H56V18L54 17L55 20H58L57 22H58V25H59V27H60L59 30H57V31H60V30H61V32H62L63 30H65L66 34L69 35V37H71V38H72L71 35H73V36H74L73 38H75V41H77V42L80 43L79 46H80L81 50H82V49H87V51H88V50H89V51L92 50V53L98 52V53H99V56H100V57H99V60H98V65H101V63L99 64V62H102L101 60H104V61H105V58H106L107 63H109V65H110V64H111V65H114L115 67H114V66H112V67H114V69H116V70L114 71V69H113L112 67H111V68H112L113 70L110 69V66L106 64V65L109 66V67H108V69H107L106 67H105V68H106L107 70H109V69L112 70L110 73L113 74V72H114V73L119 74L118 71H117L118 69L116 68V65H117L116 63H117V58L119 57L118 54H119V55L121 54L120 57H122V55H123L124 58H119V60L121 61V60L124 59L123 61L125 62V64H124L123 66H125V68H123L122 70H121V69H119V70L122 72V71L125 69L126 72L124 73V75L127 73V74L125 75L126 78H125V79L123 78L124 81H126L127 77H134V75L136 74L135 71H136L138 74H139V72H140L139 76H143V77H147V78H148V77H156V78H157V77H179V74H178V73H175V70H176V69H173V68L176 67L177 65H179L180 62H182L181 57H178V59H176L175 61H170V59L168 60V57L163 58L162 56H160V55H159L160 52H158V54H157V53H155V52H154L153 50H151V49H147L148 51H147V50H142V47H140V45H135V43H134V44H129V43H121V44H119V43H118L119 45L117 44V45L114 46V43H112V44H113V45H112V44H110L111 42L109 43V42L104 41V40H103L104 38H102L103 36L101 37V36L99 35V36H100V37H99V36H97V35H94L95 33H94L93 31H92V34H91V31H90L91 28L94 30V28L97 29V26H98V29H100V30L103 31L104 33H108L110 36H113V37L129 36V35L135 33L136 31H137L138 33H139V31H140V32L145 33V35H148L151 39L154 40V38H156L158 32H159L160 30H163L162 27L165 26V21H166V16H165L166 13H165V9H163V8H164V5H162V6H156V5H154V2H156V4H158V1H159V0H158V1L155 0V1H153V2H150V1H152V0H148V1H147V0H84V2L86 1V2H85L86 5H83V6H87V7H85V8H88V9H89V11H90L89 14H91V12L93 13V15H91V16H94V17H95L94 22L97 23V26L94 25L95 27H91V25L89 24L91 28L89 27V25H88L89 28L87 27V19H86V18H87L88 16H86V18H85V15L88 13V11L86 12L85 15H83L82 18H79V19H78L79 16L77 17V14H76V13L70 8L71 2H70L69 0H62ZM81 1H82V0H81ZM161 1H162V0H161ZM181 1H183V0H181ZM188 1H189V0H187V2H188ZM8 2H9L8 0L5 1L6 4H7ZM38 2H37V3H38ZM40 2H39V4H40ZM59 2H60V1H59ZM75 2H76V0L74 1V4H75ZM77 2H78V3L75 4L76 6H77L78 4L80 5V3L82 4V2H80V0H79V1L77 0ZM79 2H80V3H79ZM146 2H147L148 4H147ZM168 2H169V1H168ZM178 2H179V1H178ZM184 2H185V1H184ZM187 2H186V3H187ZM259 2H260V0H259ZM37 3H36V4H37ZM60 3H61V2H60ZM145 3H146V5H145ZM169 3H170V2H169ZM246 3H247V2H246ZM246 3H245V4H246ZM248 3H250V2H248ZM248 3H247V4H248ZM9 4H10V3H9ZM17 4H18V2H17ZM52 4H53V3H52ZM55 4H56V3H55ZM140 4H141L144 8H143ZM159 4H160V3H159ZM159 4H158V5H159ZM161 4H163V3H161ZM164 4H165V3H164ZM190 4H191V3H190ZM197 4H198V3H197ZM247 4H246V5H247ZM12 5H14V3H13ZM67 5H68V6H67ZM148 5H149V8H148ZM3 6H4V5H3ZM10 6H11V5H10ZM14 6H15V5H14ZM24 6H25V5H24ZM31 6H32V5H31ZM36 6H37V5H36ZM73 6H74V5H73ZM80 6H81V5H80ZM169 6H170V5H169ZM169 6L167 5V8H168ZM171 6H172V5H171ZM249 6H250V5H249ZM74 7H75V6H74ZM77 7H78V6H77ZM185 7H187V6H185ZM15 8H16V6H15ZM30 8H32V7H30ZM48 8H51V9H52V6H51V7H48ZM82 8H84V7H82ZM21 9H22V8H21ZM34 9H37V10H38V8H36V7H35ZM41 9H42V8H40V10H41ZM51 9H50V10H51ZM60 9H61V10H60ZM239 9L242 11L241 8H239ZM31 10H32V9H31ZM37 10H36V11H35V10H34V11H29V9H28L29 12L27 11L28 14L30 15V17H32V18L35 20V21H34V20L31 18V19H32V22L34 21V23L29 22V23H32L33 26L28 25V27H29L28 30L31 31L30 28H31V27L33 28V27H34L36 32L43 33V32L46 31L47 29H50V28H48V27H50V26H49V24L47 23V20H50V17H51V16H48V15L41 16V14H37V13H39ZM74 10H75V9H74ZM83 10H84V9H83ZM240 10H239V11H240ZM166 11H167V10H166ZM50 12H51V11H50ZM81 12H82V11H81ZM168 12H169V11H168ZM34 13L36 14V16L34 15ZM46 13L48 14V11H47ZM183 13H184V12H183ZM185 13L187 14V12H185ZM188 13H189V12H188ZM4 14H6V13H4ZM170 14H171V13H170ZM189 14H190V13H189ZM255 14H256V13H255ZM50 15H52V14H50ZM173 15H175V14H172V15H170V16L173 17ZM190 15H191V14H190ZM52 16H53V15H52ZM12 17H13V18H12V19H13L12 21H15V19H16L15 15L12 16ZM179 17H180V16H179ZM179 17H178V18H179ZM2 18H3V17H2ZM9 18H10V17H9ZM48 18H49V19H48ZM51 18H52V17H51ZM89 18H90V16L88 17V20L91 21V18H90V19H89ZM173 18H174V17H173ZM181 18H182V17H180V19H181ZM183 18H184V17H183ZM193 18H194V17H193ZM224 18H225V17H224ZM239 18H240V17H239ZM92 19H93V18H92ZM167 19H168V17H167ZM175 19H176V18H175ZM263 19H264V18H263ZM2 20H3V19H2ZM55 20H54V21H55ZM169 20H170V19H169ZM169 20H167V23L169 22ZM178 20H179V19H178ZM50 21H51V20H50ZM183 21H184V20H183ZM183 21H182V22H183ZM48 22H49V21H48ZM52 22H53V20H52ZM55 22H56V21H55ZM94 22H92V23H94ZM172 22H174V21H172ZM172 22H170V23L172 24ZM180 22H181V21H180ZM262 22H263V21H262ZM27 23H28V22H27ZM29 23H28V24H29ZM53 23H54V22H53ZM95 23H94V24H95ZM170 23H168V25L171 27ZM259 23H260V22H259ZM34 24H35V25H34ZM176 24H177V23H176ZM50 25H51V24H50ZM52 25H53V24H52ZM52 25H51V28H52ZM54 25H55V29H56V24L54 23ZM54 25H53V26H54ZM168 25H167V26H168ZM183 25H187V24L184 23ZM190 25H191V24H190ZM169 26H168V28H169ZM173 26H174V23H173ZM173 26H172V29H173ZM183 27H184L183 29H182V27H180V28H181L182 30H184L185 27H186V28L189 27V24H188V26H183ZM258 27H259V26H258ZM34 28H33V29H34ZM86 28L89 29V30H88L89 33H86V32H87V29H86ZM165 28H166V31H167L168 28H167V27H165ZM174 29L177 31V29H179V26H178V28H177V25H176V26L174 27ZM188 29H189V28H188ZM257 29H258V28H257ZM28 30H26V28H25L24 33H23V34H24L23 37L25 38V41H26V39H27L28 42L31 41L30 43H33V44L37 45V41H38V39H39V37L37 38L38 35H36V34L34 35V31H32V33H31V34L33 35V36H32ZM168 30H169V29H168ZM182 30H181V31H182ZM53 31H54V30H53ZM185 31H186V29H185ZM185 31H183V33H185ZM162 32H164V31H162ZM177 32H179V30H178ZM177 32H176V33H177ZM59 33H60V32H59ZM59 33H57V36L54 35V33H53V34L51 33L50 35H52L53 38H54V36H55V37H58V34H59ZM165 33H166V32H165ZM170 33H172V32L170 31ZM180 33H182V32H180ZM180 33H179V34H180ZM186 33H190V34H185V35H187V37H184V38H189V37H190L189 35H191V31H190V29H189L188 32H186ZM259 33H260V35H262L261 32H259ZM46 34L48 35V32H47ZM63 34H64V33H63ZM89 34L92 35L91 38L94 37V38H93L94 40L92 41V43H93L94 45H93L91 42L87 41V38H86V37L89 36ZM160 34H161V33H160ZM179 34H177V35L180 36ZM192 34H193V32H192ZM256 34H257V33H256ZM12 36H13V35H12ZM52 36H49V38L52 37ZM85 36H86V37H85ZM170 36H171V35H170ZM188 36H189V37H188ZM194 36H195V34L192 35L191 37H194ZM62 37H63V35H62ZM62 37H60V38H62ZM69 37H68V38H69ZM82 37H83V38H82ZM140 37H141V36H140ZM10 38H11V37H10ZM24 38H23V39H24ZM41 38H42V41H44L43 37H41ZM41 38H40L39 40H41ZM44 38H45V36H44ZM169 38H170V37H169ZM177 38H178V37H177ZM184 38L182 39L183 41H184ZM11 39H12V38H11ZM119 39H120V38H119ZM121 39H122V38H121ZM142 39H143V38H142ZM9 40H10V39H9ZM49 40L51 41V39H49ZM68 40H69V39H68ZM72 40H73V39H72ZM80 40H81V42H80ZM91 40H92V39H91ZM125 40H127V39H125ZM157 40H158V39H157ZM157 40H156V41H157ZM166 40H167V39H166ZM172 40H173V39H172ZM172 40H171V41H172ZM42 41H41V42H42ZM45 41L47 42V40H45ZM45 41H44V42H45ZM73 41H74V40H73ZM114 41H115V40H114ZM156 41H155V43H156ZM159 41H160V40H158V44H159V45H160L161 43H162V44L165 43V42H162V41H161V43H159ZM186 41H188V39H185V42H186ZM196 41H197V40H196ZM38 42H39V41H38ZM53 42H54V41H53ZM53 42H52V43H53ZM86 42H87V43H86ZM88 42H89V43H88ZM188 42H189V41H188ZM231 42H232V41H231ZM26 43H27V42H26ZM42 43H43V42H42ZM42 43H41V45H42ZM90 43H91V44H90ZM96 43H99V44H101V45H97ZM130 43H131V42H130ZM136 43H137V42H136ZM144 43H145V42H144ZM153 43H154V41H153ZM182 43H183V42H182ZM189 43H193V42H189ZM195 43H196V42H195ZM195 43L192 44L193 47H195V46H194ZM248 43H249V42H248ZM21 44H23V42H22ZM55 44H56V43H55ZM95 44H96V45H95ZM115 44H116V43H115ZM184 44H186V43H184ZM206 44H207V43H206ZM241 44H242V43H241ZM27 45H28V43H27ZM39 45H40V43H38V45H37L36 47H35V46H34V47L37 49V47H39ZM53 45H54V44H53ZM159 45L156 44V47L159 46ZM163 45H164V44H163ZM163 45H162V46H163ZM166 45H167V44H166ZM168 45H170V44H168ZM187 45H189V44H187ZM187 45H186V46H187ZM216 45H217V44H216ZM232 45H233V44H232ZM237 45H238V44H237ZM247 45H248V44H247ZM32 46H33V45H29L28 47H27V46H26V47H27L28 49H30ZM60 46H61V45H60ZM96 46H97V47L99 48V50H101L102 52H101V51H98V49L94 52V47L96 48ZM99 46H103L102 48L105 49V50H104V53H105V52H106V53L108 52L107 55L111 53L112 56H109V58H111L112 61H113L114 58H115L116 62H114V61H115V60H114V61H113L114 64H113V62H112L111 60H109V58L107 57V55H106L105 58H104V56H103V54H104V53H103V49H102V48L100 49ZM164 46H165V45H164ZM198 46H199V45H198ZM221 46H222V45H221ZM16 47H17V46H16ZM41 47H42V46H41ZM48 47H50V45H48ZM56 47H57V46H56ZM56 47H54V49H56ZM148 47H149V46H148ZM170 47H171V46H170ZM180 47H181V45H180ZM251 47H252V46H251ZM32 48H33V47H32ZM39 48H40V47H39ZM160 48H161V47H160ZM167 48H168V46H167ZM167 48H166V46H165V49H166V50H167ZM188 48H189V47L187 46V49H188ZM218 48H220V47H218ZM225 48H226V47H225ZM230 48H231V47H230ZM255 48H258V47H255ZM11 49H13V47H12ZM15 49H16V48L14 47V50H15ZM17 49H19V48H17ZM23 49H25V48H23ZM45 49H46V48H45ZM45 49H44V50H45ZM48 49H49V48H48ZM48 49H47V50H48ZM50 49H51V47H50ZM50 49H49V50H50ZM52 49H53V48H52ZM52 49H51V50H52ZM168 49L170 50V48H168ZM173 49H174V48H173ZM184 49H185V48H184ZM193 49H194V48H193ZM196 49H197V48H196ZM196 49H195V51H197ZM220 49H221V48H220ZM222 49H224V48H222ZM26 50H27V49H26ZM30 50H31V49H30ZM32 50H33V51H31V52H30L29 50H28V51H25V50H23V51H21V50L16 51V52H17V53H16L17 55H19V56L21 55V56H22V58H21L22 61L25 60V61H24V62H26L25 65L27 64V62L29 63V62H31L32 60H34V58H35L34 56L38 57V55H39V57H40V54L43 55V53H37L39 49H38V50H34V48H33ZM44 50H43V51H44ZM51 50L49 51V53L52 52V54L54 55V53H53L54 51H53V50L51 51ZM177 50H178V49H176V51H177ZM24 51H25V52H24ZM36 51H37V52H36ZM43 51H42V52H43ZM45 51H46V50H45ZM82 51H84V50H82ZM89 51L87 52L88 54H87V53H85V54L89 55V54L91 53V52H89ZM171 51H172V48H171ZM179 51H180V50H179ZM188 51H189V50H188ZM241 51H243V50H241ZM254 51H255V50H254ZM23 52H24V53H23ZM26 52H30V53H26ZM85 52H86V51H85ZM100 52L102 53L101 55H100ZM156 52H157V51H156ZM168 52H169V51H168ZM172 52H173V51H172ZM172 52H171V53H172ZM181 52H182V54H184V50H183V51L181 50V51L178 52V53L181 54ZM258 52H259V51H258ZM260 52H262V51H260ZM260 52H259V53H260ZM10 53L13 55L12 52H10ZM14 53H15V52H14ZM18 53H19V54H18ZM32 53H33V54H34V53H35V54L37 53V54L34 55V56L32 57V60L29 61V60H28V59H30V58H29V55L32 54ZM49 53L45 54L46 57H44V55L42 56V57H43L42 63H41L40 61H38L37 58H35V61H37L36 64L40 62V65H41L42 69H43V66H45V64H44L45 58H47V60H48V58H49V60L51 61V64H52V62L55 63V61H53L52 58H51V57H54V56L47 57V55H48ZM81 53H82V52H81ZM112 53H113V54H112ZM255 53H256V51H255ZM11 54H10V55H11ZM26 54H28V56H27ZM50 54H51V53H50ZM173 54H174V53H173ZM175 54H177V53H175ZM263 54H264V53H263ZM12 55H11V57H13ZM82 55H83V54H80V58H81V60H82L83 57H85V58H86V61H87V60L90 61V62H87L86 64H92V63H91L92 58L90 57L91 55H89V56H84V55H83V57H81ZM95 55L97 56V53H96ZM114 55H115V56H114ZM189 55H191V54H189ZM49 56H50V55H49ZM61 56H62V55H61ZM101 56H103V57L101 58ZM116 56H117V58H116ZM170 56H173V57H174V55H170ZM170 56H169V57H170ZM194 56H195V55H194ZM230 56H231V55H230ZM232 56L234 57L235 55H232ZM232 56H231V58H232ZM237 56H238V55H237ZM14 57H15V56H14ZM39 57H38V58H39ZM42 57H41V58H42ZM88 57H90V60H89ZM187 57H188V55H187ZM242 57H243V56H241V58H242ZM250 57H251V56H250ZM8 58H10V57H8ZM17 58H19V57L17 56ZM73 58H74V56H73ZM97 58H98V56H97ZM100 58H101V60H100ZM175 58H177V56H176ZM225 58H226V57H225ZM244 58H245V60H247L246 57H244ZM227 59H228V61H227L226 63H224L221 67L219 66V63H218V67H215L216 65H214V64H213L212 62H210V61H207V63H205L204 67L202 68V75H203L202 80H201V82L198 81V84H199L200 86H204V87H205V86H206V87H210L209 85H211L212 88H213L212 90L215 91V92H217V91L214 89L216 85H217V86H218V85H219V86H222V87H224V88L230 90V92H231L232 94H234V95H236V96H239V97L244 101L245 104H247V105H252V107H253L252 109H253V111H254L257 115L264 113V78H263L262 80H257V78H256L257 76L255 77V76H253L251 73L248 74L244 69L240 68V67L237 65L236 60H233V59H230V58H227ZM49 60L47 61V63L49 62ZM56 60H57V58H56ZM69 60H70V57H69ZM75 60H76V56H75L74 60L72 59V62L74 61V62L72 63V64H74V66H76V64H77V62L75 63ZM108 60H109L111 63H110ZM119 60H118V61H119ZM252 60H253V58H252ZM22 61L20 60L19 63H22ZM78 61H79V60H78ZM83 61H84V60H83ZM86 61H84V64H85ZM93 61H94V58H93ZM120 61H119V62H120ZM123 61H121V63H122ZM223 61H224V60H223ZM239 61H240V60H239ZM253 61H254V60H253ZM33 62H34V61H33ZM57 62H58V61H57ZM96 62H97V61H96ZM105 62H106V61H105ZM245 62H246V61H245ZM261 62H262V60H261ZM81 63H83V62H81ZM121 63H120V65L122 66ZM248 63H249V62H248ZM250 63H251V61H250ZM250 63H249V64H250ZM30 64H31V63H30ZM30 64H29V65H30ZM33 64H34V63H33ZM42 64H43V65H42ZM49 64H50V63H48V65H49ZM86 64H85V66H86ZM115 64H116V65H115ZM190 64H192V63H190ZM195 64H196V63H194V65H195ZM197 64H198V63H197ZM215 64H217V63H215ZM29 65H27V66H29ZM40 65L37 64L38 67H32V68L41 69V67H39ZM92 65H93V64H92ZM92 65H91V66H92ZM103 65H104V62H103ZM103 65H102V68L104 67ZM106 65H105V66H106ZM120 65H119V63H118L119 68H121ZM23 66H24V65H23ZM31 66H32V65H30V66L28 67L29 71H31V70H30V69H31V68H30ZM91 66H90L89 68H91ZM192 66H193V64H192ZM24 67H25V66H24ZM79 67H80V64L78 65V69H76V70H77L78 72L83 71L82 68L79 69ZM81 67H82V65H81ZM172 67H173V68H172ZM179 67H180V66H179ZM49 68H50V66H49ZM52 68H53V67H52ZM76 68H77V67H76ZM89 68H88V70H89V72H90L91 69H89ZM92 68H93V66H92ZM105 68L102 69L101 72H100V69H99L98 72H94V73L97 74L96 76H98V78H100V77H103V76H104V75L102 74V73L104 72V73H105V76L108 78V80H107L108 82H109L110 80H111V82L114 81V80H113L114 78L111 79V77H115V76L117 77V75H116V74H113V75L110 74L109 71H108V72L105 71V70H106ZM136 68L139 70V72H138V70H137ZM44 69H46V68H44ZM44 69L41 70V71H40V70L33 69V71L35 70V73H39V72H41V73H39V75L42 74V75H40V77H44L43 75H45V73H46L47 76H48V75L50 74V73L48 74V72H45V73L43 74V72L45 71ZM84 69H85V68H84ZM86 69H87V68H86ZM95 69L97 70V68H95ZM95 69H94V70H95ZM135 69H136V70H135ZM11 70H12V69H11ZM80 70H81V71H80ZM94 70L92 69V71H94ZM103 70H104V71H103ZM179 70H180V68H179ZM36 71H37V72H36ZM38 71H39V72H38ZM42 71H43V72H42ZM55 72H56V71H55ZM58 72H59V71H58ZM121 72H120V74H121ZM13 73H14V72H13ZM26 73H27V72H26ZM35 73L33 72V76L35 75ZM53 73H54V72H53ZM53 73H52L50 76H53ZM59 73H60V72H59ZM87 73H88V71H87ZM87 73H86V70H85V73L82 72L81 74H83L84 77H85V76H88V74H91L92 72H90V73H88V74H87ZM106 73H108V74H106ZM134 73H135V74H134ZM29 74H32V73L29 72ZM55 74H56V73H55ZM55 74H54V75H55ZM86 74H87V75H86ZM95 74H94V76H95ZM98 74H99V75L101 74V75L99 76ZM109 74L111 75V77L109 76ZM120 74H119V76H120ZM133 74H134V75H133ZM250 74H251V75H250ZM27 75H28V74H27ZM39 75H38V76H39ZM57 75H58V74H57ZM57 75H55L54 77H56ZM59 75H60V74H59ZM59 75H58V76H59ZM102 75H103V76H102ZM107 75L110 77V80H109V77H108ZM114 75H115V76H114ZM200 75H201V74H200ZM12 76H13V75H12ZM30 76L32 77V75H30ZM38 76H35V77H38ZM90 76H91V75H90ZM90 76H88V77H90ZM94 76H93V77H94ZM122 76H123V75H122ZM122 76H120V77H122ZM136 76H137V74H136ZM8 77H9V76H8ZM45 77H46V75H45ZM91 77H92V76H91ZM123 77H124V76H123ZM258 77H259V76H258ZM260 77H261V76H260ZM117 78H119V77H117ZM9 79H10V78H9ZM96 79H97V78H96ZM96 79H95V84H96V85H102V87H103V84H99V83H98V81H100L101 78H100L99 80L97 79V80H98L97 82H96ZM149 79H150V78H149ZM158 79H159V78H158ZM161 79H162V78H161ZM7 80H8V79H7ZM102 80L104 81L105 78L103 77ZM138 80H139V79H138ZM36 81H37V80H36ZM107 81H106V80L104 81V82H106V83H105V86H104L103 89H102L103 91H102V90L99 91V90H98L99 88L97 87V88H98V89H97L98 92H102V93H103V92H104V93L107 92V91L104 90V89H107V88H106V87L108 86ZM127 81H128V79H127ZM7 82H8V81H7ZM79 82H80V81H79ZM79 82H78V83H79ZM111 82H109V83L113 86V84H112ZM115 82H118V79H117V81L115 80ZM115 82H114V83H115ZM122 82H123V81H122ZM100 83H102V81H100ZM52 84H53V83H52ZM95 84H94V86L96 87ZM106 84H107V85H106ZM115 84H116V83H115ZM37 85H38V84H37ZM111 85H110V87H112ZM207 85H208V86H207ZM79 86H80V85H79ZM116 86H117V85H116ZM118 86H119V84H118ZM0 87H1V86H0ZM21 87H22V86H21ZM52 87H53V86H52ZM102 87H100V88H102ZM206 87H205V88H206ZM19 88H20V87H19ZM151 88H153V87H151ZM151 88H150V89H151ZM26 89H27V88H26ZM95 89H96V88H95ZM108 89H109V87H108ZM108 89H107V90H108ZM121 89H122L123 91H124V90H126L127 92L129 91L128 88H127V89H128V90H127V89L122 88V86H121ZM133 89H134V88H133ZM6 90H7V89H6ZM60 90H61V89H60ZM122 90H119V91H122ZM130 90H132V89L130 88ZM152 90H153V89H152ZM10 91H11V90H10ZM53 91H54V90H53ZM97 91H96V92H97ZM114 91H116V89H115ZM119 91L117 90L116 92H119ZM8 92H9V91H8ZM17 92H18V91H17ZM21 92H23V91H21ZM31 92H33V91H31ZM34 92H35V89H34ZM41 92H42V91H41ZM127 92H126V95H127ZM129 92H130V91H129ZM38 93H39V91H38ZM124 93H125V91H124ZM124 93H123V94H124ZM24 94H25V93H24ZM123 94H121V95L124 96L125 94H124V95H123ZM27 95H29V94H27ZM68 95H69V94H68ZM96 95H98V94L95 93L94 97H96ZM103 95H104V94H103ZM121 95L119 94V96H121ZM18 96H19V95H18ZM18 96H17V97H18ZM98 96H99V95H98ZM100 96H101V95H100ZM122 96H121L120 98H122ZM197 96H198V95H197ZM27 97H29V96H27ZM59 97H60V96H59ZM64 97H65V96H64ZM64 97H63V98H64ZM101 97H102V96H101ZM21 98H22V97H21ZM29 98H30V97H29ZM63 98H62V100H63ZM103 98H104V97H103ZM25 99H26V98H25ZM45 99H46V98H45ZM54 99H56V98H54ZM66 99H67V98H66ZM98 99H99V98H98ZM98 99H97V100H98ZM101 99H102V98H101ZM107 99H108V98H107V96H106V98H104L103 100L105 101V100H107ZM122 99H123L122 102L125 103L123 107L126 108L125 105H127V104H126V102H124V99H126V96L123 97ZM127 99H128V98H127ZM127 99H126V100H127ZM199 99H200V98H199ZM27 100H28V99H27ZM47 100H48V99H47ZM62 100H61V101H62ZM64 100H65V99H64ZM91 100H92V99H91ZM97 100H96V102H97ZM110 100H111V99H110ZM203 100H204V99H203ZM24 101H26V100H24ZM56 101H57V100H56ZM56 101H55V104H56ZM93 101H94V100H93ZM98 101H99V100H98ZM206 101H207V100H206ZM22 102H23V101H22ZM59 102H60V100H59ZM59 102H57V103H58V104L61 103V104H60L61 106H64V105H65V104H63V102H60V103H59ZM91 102H92V101H91ZM105 102H106V101H105ZM105 102L102 101L101 103H103V106L105 105L104 108H105V107L107 108L109 100H108L106 103H105ZM112 102H113V101H112ZM112 102H110L109 105H110V104L113 105L114 103H112ZM185 102H186V101H185ZM65 103H66V101H65ZM127 103H128V102H127ZM168 103H169V102H168ZM192 103H193V102H192ZM33 104H35V103H33ZM33 104H32V105H33ZM55 104H52L51 106H53L54 108L56 107V108L54 109V108L52 107V108H50V110H48V111H50V112H47V115L49 116V119H50V123H51L52 128H53L54 130H52L51 127H50L51 131H50V130H46V128H47L46 126L48 125V123H46L47 125L45 126L46 128L44 129L43 126H44L45 124L43 125L42 122H40L42 119H40L39 122L41 123L42 126H41V125H37L35 128H38L39 126H40V128H41V127H43V128H42L41 130H40V128L37 129V130H35V129L32 130L33 132L36 131L37 139H38V138L40 137V135L42 134V135H43L42 139L45 140L44 136H47V135H45V133H48V131H50L51 133L55 132V129L58 128V126H59L58 123L60 122V120H61V118H62V116H63L62 114H64V116H65L66 113H67L68 115L70 114L69 116H72V115H71V114H73V113H71V111H72V106H71V107L69 106V107H70V108H69V112H70V113H69L68 110L66 109V108H68L67 106H65V107H66L65 110H64V108H63V111H62V110H61L62 107H61V109H58L57 112H56L55 110L58 108V104H57V106H56ZM95 104H96V103H95ZM190 104H191V103H190ZM190 104H189V105H190ZM195 104H196V103H195ZM207 104H208V103H207ZM9 105H10V103H9ZM32 105H31V106H32ZM46 105H47V104H46ZM66 105H68V102L66 103ZM83 105H84V104H83ZM85 105H86V106H85ZM85 105H84L85 107L79 105L80 110H82L81 108L84 107L82 111L77 110V109H78L77 105L73 106V108L75 107L76 110H77L74 114H76V113L79 112V111H80L79 113H82V112L84 111L85 108L87 109V108H88V107H87V104H85ZM88 105H89V104H88ZM90 105H91V103H90ZM96 105H97V104H96ZM112 105H110V107H111ZM122 105H123V104H122ZM122 105L120 104L119 107L122 106ZM215 105H216V102H215ZM215 105H214V106H215ZM237 105H238V104H237ZM241 105H242V104H241ZM42 106H43V105H42ZM99 106H101V105H99ZM113 106L117 107L118 104H117V105L114 104ZM113 106H112V107H113ZM173 106H174V105H173ZM187 106H188V105H187ZM187 106H186V107H187ZM199 106H200V105H199ZM201 106H202V105H201ZM33 107L36 108L37 106L35 107V105H33ZM46 107H47V106H46ZM115 107H114V108H115ZM128 107H130L129 104L127 105V109H129ZM184 107H185V106H184ZM197 107H198V106H197ZM203 107H206V106L203 105ZM212 107H213V105H212ZM235 107H236V106H235ZM237 107H238V106H237ZM3 108H4V107H3ZM3 108H2V109H3ZM12 108H13V110H14L15 107H12ZM101 108H102V107H101ZM101 108L98 109V110H101ZM171 108H172V107H171ZM193 108H194V107H193ZM193 108H191V110H193ZM201 108H202V107H201ZM216 108H217V105H216ZM216 108H215V109H216ZM6 109H7V108H6ZM29 109H30V110H33L32 107H30ZM29 109H28V111H29ZM44 109H45V108H44ZM92 109H94V108H92ZM95 109H97V108H95ZM102 109H103V108H102ZM118 109H119V108H117V109H113V108H112V113L116 114V116L113 115V114H112V116H110V114H111V113H110L111 108L109 109V107H108V110H110L109 112H106L107 109H104V111L106 110L104 114L102 113V115H103L104 118L100 116V117H101L100 119L103 118V119H106V121H107V119H109V117H110V119H111V118L113 119V118L116 117V118L118 119V121H117V119H116L117 123H116L115 121H113V123H112V122H111L112 119H111V120L109 119L108 121H110V123H112L113 125H114V123H116L117 125H114V127H115V126H118L119 124H121V122H120V120H121V119H120V118H121L120 115H119V118L117 117V115H118L117 112L120 110V109H119V110H118ZM183 109H185V108H183ZM194 109H196V107H195ZM215 109H213V112H214ZM217 109H218V108H217ZM227 109H228V107H227ZM229 109H230V107H229ZM237 109H238V108H237ZM37 110H38V107H37V109L35 110V112H37ZM66 110H67V111H66ZM116 110H118V111L115 113ZM130 110H131V109H130ZM210 110H211V109H210ZM225 110H226V109H225ZM230 110H231V109H230ZM230 110H228V111L230 112ZM233 110H234V109H233ZM243 110H244V112H245V110H246L247 113H248L247 108H244ZM26 111H27V110H26ZM46 111H47V110H46ZM59 111H60V112L62 111L63 113H62V114H59V113H60ZM64 111H65V112H64ZM92 111H94V110H90V108H89V110L87 111V113H89V112H90V113H93ZM95 111H96V110H95ZM104 111H102V112H104ZM121 111H123V110H121ZM124 111H125V109H124ZM124 111H123V113H126V112H124ZM195 111L197 112L198 109L195 110ZM215 111H216V110H215ZM222 111H223V110H222ZM238 111H240V110L238 109ZM32 112H33V111H31L30 113H32ZM44 112H45V110H44ZM100 112H101V111H100ZM217 112H218V110H217ZM236 112H237V111H236ZM251 112H252V111H251ZM30 113H29V114H30ZM79 113H78V115H79V116L81 117V119L84 121V119L86 118L87 115L83 113L84 116H85V117H84V116H82V115L79 114ZM95 113H96V114H95ZM97 113H99V111L94 112V115L92 114V117L95 116V115H96L95 118L99 117V114H97ZM118 113H119V112H118ZM197 113L200 114L201 112L198 111ZM220 113H221V112H220ZM230 113H231V112H230ZM241 113H242V111H241ZM252 113H253V112H252ZM252 113H251V114H252ZM255 113H254V114H255ZM0 114H1V113H0ZM27 114H28V113H27ZM74 114H73V115H74ZM107 114H108V115H107ZM128 114H129V113H128ZM159 114H160V113H159ZM189 114H192L193 116L196 117V114H195L194 111H191ZM206 114H208V113H206ZM209 114H210V113H209ZM237 114H238V113H237ZM8 115H9V113H8ZM33 115H34V112H33ZM33 115L31 114L30 116L33 117ZM35 115H36V114H35ZM35 115H34V116H35ZM38 115H39V114H38ZM41 115H42V113H41ZM68 115H67V116H68ZM124 115H126V114H124ZM129 115H130V114H129ZM134 115H135V114H134ZM200 115H201V114H200ZM211 115H212V114H211ZM223 115L226 116V114H223ZM242 115H243V114H242ZM25 116H26V115H25ZM48 116H46V119H47ZM64 116H63V117H64ZM74 116L76 117L75 119L79 120V119H78L79 116H77V114L74 115ZM74 116H73V117H74ZM89 116H90V117H89ZM89 116H87V118L85 119V120H86V121H85L86 124L89 122L88 119L92 118V117H91V114H89ZM107 116H108V118H107ZM114 116H115V117H114ZM225 116H222V117H225ZM227 116H228V115H227ZM227 116H226V118H227ZM238 116H241V114L238 115ZM260 116H261V115H260ZM32 117H28V118H32ZM35 117L38 118V116H35ZM35 117H33V118H35ZM39 117H40V116H39ZM59 117H60V120H59ZM82 117H84V118H82ZM88 117H89V118H88ZM122 117H123V116H122ZM210 117H211V119H208L209 116L206 117V120H208V121H207V123H205V124H207V128H208V127H209V128H212V131L215 130V131L218 133V136L221 137V139H223V137H225V138L227 137V140H229V139L231 140V138H229L231 133L233 134V136H236V134H235L236 131L234 132V130H232V129H235L237 126L232 128L233 125L231 124V125H230L231 128H229V131H231V132H229L230 134L226 135L225 130H227V129H226V128H225V130H224L223 128L221 129V127H224L223 124L219 121V119L221 118V116L218 115V114H215L214 116L212 115V116H210ZM241 117H242V116H241ZM243 117L245 118L246 116L243 115ZM37 118H36V119H32V120L34 121V124H35V122L37 121ZM42 118H43V116H42ZM67 118H68V117H67ZM95 118H93V121H94ZM244 118H243L244 122H246V121L249 120V119H252L251 117H249V119H244ZM255 118H256V116H255ZM257 118H258V117H257ZM44 119H45V118H44ZM64 119H66V118H64ZM64 119L62 118V120L64 121L63 123H61L62 121L60 122L62 125H64V123H66L65 125H67L69 122L72 121V120L68 121L69 119H67V122H65ZM70 119H71V118H70ZM75 119L73 118V120H75ZM103 119H102V120H103ZM119 119H120V120H119ZM253 119H254V118H253ZM253 119H252V121H253ZM26 120H27V116H26ZM95 120H97V119H95ZM114 120H115V119H114ZM27 121H28V120H27ZM29 121H31V119H29ZM29 121H28V122H29ZM47 121H49V120H47ZM79 121H80V122H79L80 124L85 123V122H83V121H81V120H79ZM91 121H92V119H91ZM91 121L89 122V124L92 125V123H94V122H93V121L91 122ZM98 121H99V120H97V123H98ZM100 121H101V120H100ZM125 121H127L126 123L128 124V120H125ZM125 121H124V122H125ZM129 121L131 122L130 118H129ZM235 121H236V118H235ZM241 121H242V120H241ZM254 121H255V120H254ZM254 121H253V122H254ZM263 121H264V118H263V120H262V118H261V122H263ZM31 122H32V121H31ZM74 122H75V121H74ZM81 122H83V123H81ZM102 122H104V121H102ZM118 122H119V124H118ZM222 122H223V121H222ZM242 122H243V121H242ZM250 122H251V121H250ZM71 123H73V122H71ZM79 123H78V121H77L76 126H80ZM110 123H109V124H110ZM234 123H235V122H234ZM26 124H27V123H26ZM32 124H33V123H32ZM34 124H33V125H34ZM73 124H74V123H73ZM73 124H72V125H70V123L68 124V125L71 126V130H70V127H69V126L67 127V128H69V130H67V129H65V128L62 129L63 131L67 130V133H63L64 135H63L62 137L66 138V140H67V138H68V140H69L68 142H70V140H71V138H72L71 135H73L74 139H76V138H75V136L77 135L76 133L79 132V131H77L78 127H76V126L74 127ZM78 124H79V125H78ZM106 124L108 125V122H105L104 125L101 123V125H103V128L101 127L102 129H100V128H99V129L102 131L104 128H107V130H108V127H106ZM123 124H124V123H123ZM127 124H126V126H127ZM249 124H250V123H249ZM33 125H32V126H33ZM91 125H90L89 128H92V130L89 129V128H87V129H88L87 131L91 130V131H93V133H95V131H94L95 129H93V127H92L93 125H92V126H91ZM110 125H111V124H110ZM124 125H125V124H124ZM129 125H130L131 127L133 126V124L131 125V123L128 124V126H129ZM224 125H225V124H224ZM263 125H264V124H263ZM263 125L260 127V124H259L258 127L263 128ZM32 126H30L31 129H32ZM34 126H35V125H34ZM48 126H50V125H48ZM72 126H73V127H72ZM82 126H84V124L81 125V128H83ZM97 126H98V125H97ZM119 126H120V127H121V126L123 127V125H119ZM130 126H129V127H130ZM195 126H196V125H195ZM225 126L227 127V126H228V123H227ZM234 126H235V125H234ZM240 126H241V125L239 124L238 127H240ZM249 126H250V125H248V127H249ZM253 126H255V125H253ZM253 126L249 127V130L252 128V129L250 130V133H251V131H253V129L255 128V127H253ZM9 127H10V125H9ZM22 127H23V124H22ZM64 127H65V126H64ZM94 127H95L98 131H100V130L98 129V127H100V126L96 127V123H95V126H94ZM109 127H110V126H109ZM120 127H117V132H118V130H119L118 128H120ZM205 127H206V126H205ZM242 127H245V125L242 126ZM256 127H257V126H256ZM258 127H257V128H258ZM30 128L28 127V129H30ZM110 128H111V129H110ZM110 128H109L110 130L113 129V128H112V125H111ZM115 128H116V127H115ZM115 128H114V129H115ZM126 128H127V127H126ZM132 128H133V127H132ZM203 128H204V127H203ZM227 128H228V127H227ZM246 128H247V125H246ZM246 128H245V130H243L244 128H242V132H243V131H246L247 134H249V133H248L249 130L246 129ZM10 129H11V128H10ZM10 129H9V130H10ZM31 129H30V132H31ZM47 129H48V128H47ZM58 129L60 130L61 128H58ZM114 129H113V130H114ZM124 129H125V128H122V132H123ZM128 129H130V128H128ZM128 129H127V130H128ZM204 129H205V128H204ZM230 129H231V130H230ZM238 129H239V131H240L241 128H238ZM238 129H237V130H238ZM255 129H256V128H255ZM20 130H23V129H20ZM34 130H35V131H34ZM39 130H40V134L38 133ZM59 130H58V132H57V130H56V135H57V133L59 134ZM78 130H79V129H78ZM82 130H83V129H82ZM107 130L105 129L104 131H107ZM120 130H121V128H120ZM193 130H194V129H193ZM209 130H211V129H209ZM247 130H248V131H247ZM256 130H257V129H256ZM256 130H255V131H256ZM258 130H259V129H258ZM258 130H257V131H258ZM26 131H28V130H26ZM63 131H62V132H63ZM69 131H70V132H69ZM76 131H77V132H76ZM101 131H100V132H101ZM125 131H126V129H125ZM125 131H124V132H125ZM130 131H131V130H130ZM130 131H129V132H130ZM202 131H203V129H202ZM206 131H208V129H206ZM212 131H211V132H212ZM215 131H214V132H215ZM227 131H228V130H227ZM255 131H254V132H255ZM257 131H256V134H257ZM259 131L261 132V130H259ZM262 131H263V130H262ZM1 132H2V131H1ZM30 132H28V136H27V137H29L30 140H31V137L33 138V135H34L35 133L33 134L32 132H31V133H30ZM50 132L48 133L49 135H51ZM60 132H61V131H60ZM62 132H61V133H62ZM65 132H66V131H65ZM107 132L110 133V134H108V135H110V136L112 135V137H117V136H116V133H117L116 131H112L113 133H111V131L108 130ZM197 132H198V131H197ZM216 132H215V133H216ZM233 132H234V133H233ZM240 132H241V131H240ZM242 132H241V135L244 134V132H243V134H242ZM254 132H253V134H252V133L250 134L251 136L253 135L252 138H255V137L257 136L256 134H254ZM29 133H30L31 136H29ZM37 133H38V134H37ZM85 133H86V132H85ZM85 133H84V134H85ZM101 133H102V132H101ZM101 133H99V134H101ZM105 133H106V132H105ZM114 133H115V135H114ZM144 133H145V132H144ZM144 133H143V134H144ZM183 133H184V135L187 134V132H186V133L183 132ZM198 133H199V132H198ZM209 133H210V132H209ZM237 133H238V132H237ZM261 133H262V132H261ZM261 133H260V134H261ZM4 134H6V133H3L2 136H3ZM17 134H18V133H17ZM67 134H68V135H67ZM82 134H83V131H82ZM82 134H80V135H82ZM102 134H104V132H103ZM120 134H121V133H120ZM120 134L117 133V135H120ZM122 134H125V133H122ZM149 134H150V133H149ZM149 134H148V135H149ZM180 134H181V133H180ZM207 134H208V133H207ZM234 134H235V135H234ZM0 135H1V134H0ZM24 135H25V133H24ZM24 135L22 136V135L19 134V136H20V137H23L22 139L25 141V139H24V138H25ZM38 135H39V136H38ZM59 135H60V134H59ZM85 135L87 136V134H85ZM88 135H90V133H88ZM93 135H94V134H92V136H93ZM95 135L98 136V133L96 132ZM108 135L105 134V138H101V139H105V140H103V141H106V139L111 140V139H109L110 136H108ZM113 135H114V136H113ZM126 135L128 136L129 134L126 133ZM150 135H151V134H150ZM150 135H149V136H150ZM190 135H192V133H191ZM194 135H197V133L195 132ZM194 135H193V136H194ZM212 135H214V134H212ZM215 135H216V134H215ZM245 135H246V133H245ZM255 135H256V136H255ZM261 135H262V134H261ZM4 136H5V135H4ZM36 136H35V140H36ZM66 136H68V137H66ZM69 136H70V139H69ZM77 136L79 137V133H78ZM77 136H76V137H77ZM82 136L85 137L84 135H82ZM97 136H95V137H97ZM127 136H126V137H127ZM141 136H142V135H140V137H138V139H139V138H142ZM146 136H147V135H146ZM166 136H167V134H166ZM170 136H171V135H170ZM197 136H198V135H197ZM202 136H203V135H202ZM208 136H209V138H210V135H209V134H208ZM208 136H207V137H208ZM228 136H229V137H228ZM231 136H232V135H231ZM233 136H232V137H233ZM243 136H244V135H243ZM243 136H241V139H242ZM254 136H255V137H254ZM263 136H264V135H263ZM5 137L7 138V135H6ZM62 137H61V136H60V138H59V137H58V138H57V137H54V138H55L54 143H56L55 145H57V144L60 145V146H57V147H58L57 149L59 150V153H61L60 155H58L59 157H58V156H57V157H51V156H53V155L51 154V156H50V151H49V152L44 151V152H46V154H42V153H44L42 149L45 150V148L47 147L46 145H47L48 143H46V144L43 143L41 137H40V140H41L42 142H40V143H42L41 145L44 144L46 147H44V146H40V148L42 147V149L40 150L42 153H39V154H42L43 157H46V156H47V158H49L48 161H50L51 163H52L51 160H53L54 162L58 160V162L61 163L59 160H63V159L60 158V157H63V156H61V155H64V150H65V149H63V146H61V145H62L61 142H63V138H62ZM101 137H103V136H101ZM106 137H108V138H106ZM118 137H119V136H118ZM122 137L124 138L123 135H122ZM126 137H125V138H126ZM174 137H175V136L171 137L172 140H173ZM191 137H192V136H191ZM191 137H190V138H191ZM198 137H201V136H198ZM203 137H204V136H203ZM216 137H217V136H216ZM236 137L238 138V137H240V136H236ZM236 137H235L234 139H236ZM3 138H4V137H2V138L0 137V139H3ZM6 138H5V139H6ZM81 138H82V137H80V140H81ZM127 138H128V137H127ZM130 138H131V137H129L128 140L125 139V141L122 140V142H121V140H119V141L121 142V143H120V148L122 147V145L125 146V148L123 149V151L126 150V148H127L126 146L128 145V143H127V145H126V144H122V143H124V142L126 143V142H128V141L131 142V140H129ZM166 138H167V137H166ZM168 138H169V136H168ZM168 138H167V139H168ZM177 138H178V137H177ZM212 138L214 139V141L216 140L215 137L212 136ZM212 138H210V139H212ZM217 138H218V137H217ZM228 138H229V139H228ZM263 138H264V137H263ZM263 138H262V136H261V139H260L259 141H261ZM13 139H15V138L13 137ZM13 139H12V140H13ZM20 139H21V138H20ZM27 139H28V138H27ZM56 139L59 140V141L61 140V142L59 143V141H56ZM72 139H73V138H72ZM95 139H96V138H95ZM95 139L92 137V140H95ZM99 139H100V136H98V140H99ZM101 139L99 140V142H98V140L96 139L97 141L94 142V143H95V146L101 144V143H100V142H101ZM113 139H114V138H112V141L114 142ZM121 139H122V138H121ZM149 139H151V137H150ZM153 139H154V138H153ZM153 139H151V140H153ZM163 139H164V137H163ZM174 139H175V138H174ZM188 139H189V138H188ZM203 139H204V138H203ZM219 139H220V138H219ZM219 139H218V140H219ZM234 139H233V140H234ZM238 139H240V138H238ZM238 139H236L235 141L238 142ZM241 139H240V140H241ZM243 139H244V138H243ZM246 139H247V137L245 138V140H246ZM249 139H250V138H248V141H247L248 144L252 143V141L249 140ZM12 140H10V141H12ZM30 140L28 139V141H30ZM64 140H65V139H64ZM78 140H79V139H77V141H78ZM80 140H79V141H80ZM83 140H85V139H83ZM115 140H116V139H115ZM126 140H127V141H126ZM139 140H141V139H139ZM142 140H143V139H142ZM156 140H157V139H156ZM176 140H177V139H176ZM183 140H184V138H183ZM195 140L198 141V143L196 142V143H197L196 147H197L198 145L201 146V144H200L201 142H200V141H202V139H201V140H200V139H199V140H198V139H195ZM195 140H191V139H189V143H191V141H192V144L194 145V147H195V144H196V143H193V142H194ZM218 140H217V141H218ZM240 140H239V141H240ZM253 140H254V139H253ZM5 141L7 142V140H4L3 143H4ZM10 141H8V144H9ZM24 141H23V142H24ZM26 141H27V140H26ZM32 141H33V140H31V142H32ZM37 141H39V140H37ZM49 141H50V142H49ZM71 141H72V140H71ZM77 141H76V140L73 141V144H74V142H75V143H77V145H78V143L80 144V145H78V146H81V143H80V142H77ZM136 141H137V139H136ZM179 141H180V138H179ZM179 141H178V142H179ZM181 141H182V140H181ZM185 141H186V140H185ZM217 141H216V142H217ZM221 141H222V140H221ZM224 141H225V139H224ZM235 141H234V142H235ZM249 141H251V142H249ZM6 142H5V143H6ZM13 142L15 143V146H16V145L18 146V144L20 143V142L18 143V141H13ZM13 142H12V143H13ZM23 142H22V143H23ZM31 142H30V143H31ZM47 142H49V144H48L49 147H47V149L51 148V146H52L53 148H51V150L54 151V148L56 149V146H55L54 144H50V143H51V138H50V136H49V139L47 140ZM52 142H53V141H52ZM57 142H58V143H57ZM66 142H67V141H66ZM66 142L63 143V145L66 144L65 147H66V149H67V148L70 147V146H67V143H66ZM81 142H83V143L85 144L87 141H86V142L81 141ZM91 142H92V141H91ZM96 142H98L99 144H96ZM116 142H117V141H116ZM116 142L112 143V145H114ZM132 142L135 143V142H134V139H133ZM132 142H131V143H132ZM153 142H154V141H153ZM165 142H166V141H165ZM165 142H164V143H165ZM173 142H174V141H173ZM176 142H177V141H176ZM206 142H207V141H205V144H206ZM229 142H230V141H229ZM243 142H244L243 140H242V142L240 141V143H242V144H241V145H242V146H241V149H242V150L244 149V151L241 152V150H239V149H240V147H239V146H240V143L238 142V143H239V144H238L239 146H238V145H236V146H238L239 149H237V150H238V152L240 151L241 153L239 152V153H240V158H238V157H235V158H238V159L240 160V162H241V158H242V156H243L242 161L244 162V161L246 160V164L248 165V164H249V161L247 162V158H246L247 156L245 157L244 154H243V153H245V149H246V153H245V155H246L247 153L250 154V152L253 151L252 149H255V147H257V146H256V143H257V145H258V144H261V143L254 141V142H256L255 144H254V143L250 144V147L247 146L248 144H246V146L249 147V148H245L246 146H245V144L243 145ZM262 142H264V141H262ZM3 143H2V146H3ZM5 143H4V145H5ZM10 143H11V142H10ZM27 143H28V142H27ZM30 143H29V144H30ZM34 143H37V142H34V141H33L32 145H33ZM89 143H90V141H89ZM106 143H107V146H109V145L111 144V143L108 144L109 141L106 142ZM131 143H130V145H131ZM136 143H137V142H136ZM138 143H139V142H138ZM185 143L188 144V140H187V142H185ZM185 143H182V144H183L184 146H186V147L184 148V146H183L182 148L185 149V150L187 149V151H188V149H189V151H190V149L193 147V145L189 144V145L187 146ZM222 143H223V142H222ZM244 143H245V142H244ZM70 144H71V142H70ZM87 144H88V143H87ZM90 144H91V143H90ZM104 144H105V143H104ZM104 144H103V145H104ZM121 144H122V145H121ZM140 144H141V147H142V145H143L142 142H140ZM173 144H174V146H173ZM173 144L171 145L172 147H175V145H176V147H177L178 145H179V146L181 145V144H179V143H178V144L173 143ZM211 144H212V143H211ZM230 144L234 145L232 142H231ZM236 144H237V143H236ZM253 144H254V145H253ZM263 144H264V143H263ZM6 145H7V143H6ZM9 145H10V144H9ZM9 145L3 147V150L6 151V149L8 148ZM22 145H23V144H22ZM32 145H30V146L28 145V148H29L30 151H31V149H32V148H30ZM36 145L39 147L40 144H39V145L36 144ZM50 145H51V146H50ZM74 145L76 146V144H74ZM92 145L94 146V144H92ZM115 145H119V143H118V144H115ZM130 145H128V148L133 147V150L129 149V150H126L127 152H123V154H124V153H125L126 155L128 154L127 157L130 155V154L128 153L129 151H132V153H133V151H136V152L133 153V154H135V153H138L139 151L142 150V149H138V147H140V145H139V146L136 145V147L133 146V145H132V146H130ZM190 145H191V146H190ZM207 145H208V144H207ZM226 145H227V144H226ZM251 145H252V147H251ZM11 146H13V145H11ZM17 146L15 147L16 149H17ZM25 146H26V143H25ZM33 146L35 147V144H34ZM86 146L88 147V145H86ZM137 146H138V147H137ZM161 146H162V145H161ZM189 146H190L191 148H188ZM243 146H245V147H243ZM254 146H255V147H254ZM13 147H14V146H13ZM13 147L10 148V146H9V148H8L9 151H7L6 153L8 154V152H10V154H11L12 151H13V153H12L13 155H11V156H13L14 159L16 158V156H18V157L20 156V158H18V160H19V161L22 160V161L24 162V161L29 157V158H28V159H29L28 163H29V162H31L30 159L33 158L34 161H35V158H37L36 156L34 157V155H36V154H35L36 151L34 152V150H33L34 147H33V149H32V150H33V151H32V154H28L29 152H28V153L24 152V153L26 154V156H27V155H29V156H28V157L24 156L23 159H21V158H22L21 156L24 155V154L22 153V155H20V153H21L20 151H21V150L19 151V152H20V153H19L17 150H13V149H14ZM20 147H21V146H20ZM61 147H62V148H61ZM71 147H73L72 144H71ZM87 147H86V149H87ZM90 147H91V146H90ZM105 147H106V146H105ZM109 147H110V146H109ZM118 147H119V146H117L116 149H117ZM141 147H140V148H141ZM180 147H181V146H180ZM206 147H208V146H206ZM226 147H227V146H226ZM232 147H233V146H231V147L229 148V146H228V147L226 148L227 150H229V154H230V152H232V150L230 151V149H231ZM234 147H235V146H234ZM238 147H237V148H238ZM253 147H254V148H253ZM259 147H261V148L263 147V148H264V146H261V145H259ZM0 148H1V147H0ZM12 148H13V149H12ZM21 148H22V147H21ZM25 148H26V147H25ZM73 148H74V147H73ZM75 148H76V147H75ZM80 148H81V147H80ZM95 148L97 149V147H95ZM98 148H99V146H98ZM128 148H127V149H128ZM134 148H135V149H134ZM143 148H144V146H143ZM158 148H159V147H158ZM177 148H178V147H177ZM177 148H176V149H177ZM182 148H180V149L178 148L179 151H180ZM204 148H205V145H204ZM257 148H258V147H257ZM261 148H259V149H261ZM263 148H262V149H263ZM8 149H7V150H8ZM10 149H12V151H10ZM18 149H19V148H18ZM38 149H39V148H37V150H38ZM47 149H46V150H47ZM61 149L63 150V152L60 151ZM69 149H70V148H69ZM69 149H68V150H69ZM76 149H77V148H76ZM82 149L85 150L84 148H82ZM88 149H89V150H92V149H93L91 152H94V151H95L96 156L98 155V153H97V152L99 151L98 149H97L98 151H96V149L94 150L93 147H92V149L88 147ZM103 149H104V147H103ZM108 149H111V148H108ZM146 149H148V148H146ZM165 149H166V148H165ZM178 149H177V150H178ZM183 149H182V150H183ZM192 149H193V151H194V154H196V152H198L199 149H201V151H203L201 147H200V148L198 147V149H197L198 151L196 150V148H192ZM194 149H195V150H194ZM222 149H223V148H222ZM224 149H225V148H224ZM226 149H225V150H226ZM232 149H234V148H232ZM247 149H248V150L251 149V151H250V152H247V151H248ZM259 149H258V150H259ZM58 150H57V151H58ZM73 150H75V149H72V148H71V151H73ZM78 150H79V148H78ZM105 150H107V149L105 148ZM113 150H114V147H113L112 151H113ZM120 150H121V149H118L119 152H120ZM150 150H151V149H150ZM150 150H146V151H149V152H150ZM154 150H155V149H154ZM209 150H210V149H209ZM212 150H213V151H216L215 149H211V151H212ZM220 150H221V149H220ZM220 150H219V153L222 152V156L219 155L218 157H216L217 155H214V156L217 158V160L214 161V162L216 163V164H215L216 166H215V167L213 166V167L210 168V169H211V171H210L211 173L208 172V173H207V176L210 177V175L212 174L211 179H214V178H216V179H220L218 182H220L221 179H222V177L225 176L226 179H227V177H228V179H229L228 181H230V178H231L230 175H229V173H230V169H229V167L227 166V164H224V163L222 164V163H220V162H217V161H218V158L221 160V159H224V157H225V150H223L224 152H223V151H220ZM255 150H256V149H255ZM258 150H257L256 152H258V153L260 154V156H261V152L258 151ZM16 151H17L18 153H17ZM38 151H39V150H38ZM47 151H48V150H47ZM101 151H103V150H101ZM107 151H108V150H107ZM109 151H111V150H109ZM114 151H115V150H114ZM114 151H113L112 154H116V153H117V156H118L119 154L122 153V152H121V153L118 154V151H115L116 153H114ZM137 151H138V152H137ZM163 151H164V150H163ZM165 151H166V150H165ZM171 151H172V150H171ZM201 151H200V152H201ZM207 151H208V150H207ZM207 151H205V152H204V151L201 152L202 155L205 153V154H208V156H209V155L211 156V155H212V152H211V154H209V153H206ZM233 151H234V150H233ZM261 151H262V150H261ZM0 152H1V151H0ZM3 152H4V151H3ZM3 152H2V153H3ZM33 152H34V155H33ZM54 152H55V151H54ZM77 152H78V151H77ZM89 152H90V151H89ZM103 152H104V151H103ZM105 152H106V151H105ZM105 152H104V154L102 153L103 157L106 155ZM185 152H186V151H185ZM185 152H184V157H185L186 159H188V157H189L190 155H189L188 157H186V156H187V152H186V153H185ZM263 152H264V151H263ZM15 153H16V156H15ZM30 153H31V152H30ZM59 153H58V154H59ZM70 153H72V152H70ZM130 153H131V152H130ZM132 153H131V154H132ZM140 153H142V151L139 152L138 156H140ZM144 153H145V152H144ZM164 153H165V152H164ZM191 153H192V152H191ZM201 153H199V156L201 155ZM219 153L217 152V154H219ZM223 153H224V156H223ZM232 153H233V152H232ZM251 153H252V152H251ZM0 154H1V153H0ZM7 154H6V155H7ZM39 154H38V155H39ZM73 154H75V153L73 152ZM73 154H72V155H73ZM77 154H80V153H77ZM83 154H84V155L86 156V158H88V159H89V156H90V155L92 156V158H95L96 160L100 157V155H98L97 157H96V156L93 157L92 153H91L90 155H88V157H87V150H86V153L83 152ZM88 154H89V153H88ZM100 154H101V152H100ZM133 154H132L131 156H133ZM142 154H143V153H142ZM150 154H151V153H150ZM161 154H162V153H161ZM188 154H189V153H188ZM194 154H193V155H194ZM215 154H216V153H215ZM220 154H221V153H220ZM227 154H228V153H227ZM229 154H228V156L226 155V158H227V159H225V160H229V159L231 160V158H232L231 162H232V161H235V159H233V157H230ZM233 154L236 155L235 153H233ZM233 154H231V155H233ZM241 154H243V155L241 156ZM252 154L254 155V156L252 155L253 158H254V157L256 158V156H258L257 153H252ZM8 155H9V154H8ZM31 155H32V156H31ZM44 155H45V156H44ZM48 155H49V157H48ZM84 155H83V158H84V159H82V160H83L82 162H81L80 159H79V160L77 159L76 162H79V167H80V164L83 166V167H82V168H84L83 170H90V166H89V165H88L89 168H88V166H87V167L84 166V164H85V163H84V160L86 161V164H85V165H87V162H88V160L85 159ZM102 155H101L100 159L102 158ZM126 155L122 156V154H121L122 157H125ZM147 155H148V154H146V156H145V161H146L147 158H149V157H147ZM155 155H156V157H160V154L157 156V153H156ZM181 155H182V152H181ZM197 155H198V153H197ZM250 155H251V154H250ZM255 155H256V156H255ZM30 156H31V157H30ZM42 156H41V157H42ZM64 156L67 157V162H66V163H68V160L70 161V160H72V159L74 158V156L77 157V156H80V155H77V156H76V154H75L74 156H69V155H68L69 157L66 156V155H64ZM91 156H90V157H91ZM106 156H107V155H106ZM149 156L151 157L152 155H149ZM176 156H177V155H176ZM191 156H192V154H191ZM195 156H196V155H195ZM195 156H193V157H195ZM199 156H197V158L195 157L196 159H195V158H194V159H195L196 161H194V159H193V161H191L192 163H190V164H189V161H190V160L187 161V160L184 159V157H183V159H184L185 161L188 162V163H187V162L185 163V161L182 162L183 159L180 157L182 160L180 159L181 162H180V164H178V167L176 168V167L173 166V167L175 168V172H176V175H175L174 173H173V175H174V176L180 175V177L178 176L180 179H181V178H187V174H189V172H193V171H194L193 168L196 167V166H199V165L201 164V163H200V164L198 163V162H199L198 159L201 158V157H199ZM204 156H205V155H203V158H204ZM208 156H206L205 158H206V159H207V158H210V157H208ZM214 156H213V157H214ZM220 156H221V157H220ZM260 156H259V157H260ZM65 157H64V158H65ZM70 157H71V159H70ZM72 157H73V158H72ZM107 157H108V156H107ZM127 157H125V159H127ZM135 157H136V155H135ZM135 157H134V158H135ZM142 157L144 158V156H142ZM146 157H147V158H146ZM156 157H154V158H156ZM198 157H199V158H198ZM211 157H212V156H211ZM213 157H212V158H213ZM228 157H229V159H228ZM244 157H245V158H244ZM24 158H25V159H24ZM52 158H53V159H52ZM57 158H60V159H57ZM112 158H113V156H112ZM119 158H120V156H119ZM152 158H153V156H152ZM164 158H165V156H164ZM189 158H190V157H189ZM216 158H214V159H216ZM261 158H262V157H261ZM261 158H260V159H261ZM16 159H17V158H16ZM38 159H39V158H38ZM44 159H45V158H42V159H41V161H42V162L40 161V164H41V165H43V164L45 163V162H44V161H45ZM50 159H51V160H50ZM55 159H57V160H55ZM65 159H66V158H65ZM90 159H91V158H90ZM95 159H93V160H95ZM103 159H104V158H103ZM106 159H107V158H106ZM121 159L124 160V158H121ZM129 159H130V158H129ZM136 159H137V158H136ZM136 159H135V161H136ZM149 159H150V158H149ZM159 159H161V157H160ZM176 159L178 160L179 157H177ZM91 160H92V159H91ZM91 160H90L89 162H91ZM96 160H95V161H96ZM98 160H99V159H98ZM101 160H102V159H101ZM101 160L99 161V163H100V165H103V164H101V162H103V160H102V161H101ZM114 160H117V158L114 159ZM114 160L111 161V158H110L109 161L111 162V164H110V162H109V165L112 166V164L114 163ZM119 160H120V159H119ZM150 160H151V159H150ZM153 160H155V159H153ZM156 160H157V159H156ZM230 160L227 161V162L231 163ZM248 160L251 161V158H249ZM258 160H259V159H258ZM2 161H3V160H2ZM19 161H18V162H19ZM65 161H66V160H65ZM106 161H107V160H106ZM117 161H118V160H117ZM135 161H134V162H135ZM137 161H138V160H137ZM148 161H149V160H148ZM161 161H163V160H161ZM173 161L176 162V160H173ZM178 161H179V160H178ZM202 161H204V159H203ZM43 162H44V163H43ZM62 162H63V161H62ZM73 162H75V160H74ZM73 162H72V163H73ZM89 162H88V164H89ZM92 162L94 163V164H93V166H94V165H95V162H94V161H92ZM107 162H108V161H107ZM112 162H113V163H112ZM120 162H122V165H123V161L120 160ZM132 162H133V161H132ZM139 162H140L139 164H141V163L144 162V160H143V162H142V160L139 161ZM151 162H152V161H151ZM155 162H158V161H155ZM155 162H154V164H153V163H152V164L155 165ZM164 162H165V161H164ZM193 162L196 163V165L193 164ZM225 162H226V161H225ZM227 162H226V163H227ZM235 162H236V164L233 162V163H231V166H233L232 164H235V165H237V163L240 164V162H238V160L235 161ZM243 162H241V164H242ZM252 162H253V164L256 163L254 160H253ZM15 163H16V162H15ZM20 163H21V162H20ZM42 163H43V164H42ZM56 163H57V162H56ZM56 163H54V165H55ZM63 163H65V162H63ZM82 163H83V164H82ZM99 163H98V161H96L97 166L99 165ZM103 163H105V162H103ZM115 163H116V162H115ZM115 163H114V164H115ZM129 163H130V160H129ZM129 163H128V164H129ZM144 163H146V162H144ZM159 163H160V162H159ZM176 163H177V162H176ZM202 163H204V162H202ZM205 163H206V162H205ZM263 163H264V162H263ZM9 164H10V163H9ZM13 164H14V163H13ZM47 164H48V163L45 164L46 167L43 165V168H44V169L42 168L41 165H39V166L41 167V170L43 169V172H42L41 174L47 173V175H46V174H44V175L47 176V177H48L47 179L51 181V177H50V176H53V173L55 174L57 171H58V173H59V172L62 171V170H59V169H58V167H57L58 164H56L57 170H56V168H54V166H53V167H51V166L49 167V165H51V164H48V165H47ZM61 164H62V163H61ZM69 164H70V162H69ZM73 164H74V163H73ZM75 164H77V165H75ZM75 164H74V165H75L76 167H78V163H75ZM91 164H92V163H90V165H91ZM114 164H113V165H114ZM137 164H138V163H137ZM152 164H151V165H152ZM161 164H162V163H161ZM166 164H167V163H166ZM169 164H170V163H169ZM197 164H199V165H197ZM207 164L209 165V163H207ZM253 164H252V166H253ZM256 164H257V163H256ZM256 164H255V165H256ZM259 164H260V163H259ZM10 165H11V164H10ZM10 165H9V166H10ZM14 165H15V164H14ZM16 165L20 166V168L23 166L22 164H21L22 166L19 165V163H16ZM37 165H38V163H37ZM67 165H68V164H66V166H67ZM74 165H73V168H74ZM105 165H106V164H105ZM105 165H103L102 167L100 166V167L102 168V170H100V172L98 171L99 169H98L97 171H98L99 173H102L103 168H104ZM109 165H108V163H107V166H109ZM116 165H117V164H116ZM116 165L113 166V169H111L112 167H110V166L108 167V169L110 168V169H109V173H110V171L112 172V170L115 171L114 169H116V168L118 167V170L116 169V171H118V175H119V169L122 167V165H119V163H118V165L121 166V167H119L118 165L116 166ZM132 165H134V164H132ZM143 165H144V164H143ZM148 165H149V162H148ZM153 165H152L151 167H153ZM156 165H157V163H156ZM159 165H160V164H159ZM170 165H171V164H170ZM172 165H173V164H172ZM172 165H171V167H172ZM229 165H230V164H229ZM247 165H246V166H247ZM257 165H258V164H257ZM26 166H27L26 168H28V169L31 168V165H30L29 167H28V165H26ZM91 166H92V165H91ZM107 166H105V168H106ZM127 166H128V165H127ZM139 166H140V165H138V168H139ZM160 166H161V165H160ZM164 166H165V164H164ZM166 166L168 167L169 165H166ZM166 166H165V167H166ZM175 166H176V165H175ZM204 166H205V165H204ZM204 166H203V168H204ZM211 166H212V164H211ZM249 166L251 167V163H250ZM249 166H248V167H249ZM262 166H263V164H262ZM24 167H25V166H23L21 169H23ZM34 167H35V166H34ZM34 167H33V163H32V169H31V170H33ZM47 167H48V169H47L48 171L46 170ZM59 167L61 168L62 166L60 165ZM64 167H65V165H64ZM76 167H75V168H76ZM94 167H95V166H94ZM94 167H93V168H94ZM100 167H99V168H100ZM133 167H134V166H133ZM136 167H137V166H136ZM144 167H145V165H144ZM149 167H150V166H149ZM155 167H156V166H155ZM155 167H154V168H155ZM161 167L163 168V166H161ZM171 167H169V168H171ZM190 167H191V168H190ZM209 167H210V166H209ZM209 167H208V169H209ZM233 167H234V166H233ZM257 167H258V166H257ZM259 167H261V166L259 165ZM26 168H24V170H26ZM50 168L55 169V172H53V170H50ZM62 168H63V167H62ZM67 168L70 169L69 165H68ZM73 168H72V170H73ZM80 168H81V167H80ZM82 168H81V169H82ZM85 168H87V169H85ZM95 168H96V167H95ZM97 168H98V167H97ZM97 168H96V169H97ZM141 168H142V167L140 166V170H141ZM159 168H160V167H159ZM162 168H161L160 170H161V174H163V176H164V172H165V171L162 173V170H164V169H162ZM189 168H190V170H189ZM214 168H216V169H214ZM235 168H238V169H236V170H240V169H239V166H235ZM253 168H254V167H253ZM263 168H264V167H263ZM3 169H4V168H3ZM21 169H20V170H21ZM39 169H40V168H39ZM81 169L78 168V170H81ZM96 169H95V170H96ZM127 169H128V167H127ZM135 169H136V168H135ZM145 169H146V168H145ZM145 169H144V170H145ZM148 169L150 170V168H148ZM148 169H146V170H148ZM156 169H157V168H156ZM165 169H166V168H165ZM167 169H168V168H167ZM167 169H166V170H167ZM231 169H232V167H231ZM244 169H245L247 172L250 171L251 173H253L252 171H254V169H253V170H252V169H251V170H248V169H246V168H244ZM261 169H262V168H261ZM261 169H259V170H260V171L264 170V169H262V170H261ZM29 170H30V169H29ZM31 170H30V171H31ZM41 170L39 171V170H37V168H36L35 171H38V173H39V172H41ZM45 170H46V171H45ZM74 170L77 171L76 169H74ZM124 170H125V169H124ZM124 170L122 169L123 172H124ZM138 170H139V169H138ZM140 170H139V171H140ZM149 170L147 171L148 173H150ZM160 170H158V171H160ZM171 170L173 171V168L170 169V172H171ZM202 170H203V169H202ZM212 170H213V171H212ZM236 170L234 169V172H233L234 174L231 172V174L234 175V180H235V177L238 176V173H239V174L242 173V171H241V172L238 171V172H236V173H237V174H236L237 176H236V175H235V171H236ZM245 170H244L243 172H246ZM44 171H45V172H44ZM50 171H51V172H50ZM116 171H115V172H116ZM120 171H121V170H120ZM127 171H128V170H127ZM127 171H125V172H127ZM130 171H131V169H130ZM132 171H133V169H132ZM134 171H135V170H134ZM136 171H137V170H136ZM136 171H135V172H136ZM153 171H154V170H153ZM158 171H157V172H158ZM208 171H209V170H208ZM214 171H215V172H214ZM232 171H233V169H232ZM255 171H256V169H255ZM260 171H259V172H260ZM1 172H2V171H1ZM28 172H29V171H28ZM28 172H27V173H28ZM48 172H50V174H51V173H52V174L50 175V174H48ZM62 172H63V171H62ZM62 172H60L61 175H60V174H58V175L55 174V175L57 176V177L55 176V178H58V179H57L58 181H61V180L65 179V178H69V177H67V176L71 173V172H70V173L65 172L64 175H63ZM68 172H69V171H68ZM72 172L74 173V171H72ZM77 172H78V171H77ZM84 172H86V171H84ZM88 172H89V174L87 173L88 175L92 174L90 171H88ZM103 172H105V170H104ZM140 172H141V171H140ZM142 172H143V171H142ZM151 172H152V170H151ZM157 172H156V170H155V173H157ZM167 172H168V170H167ZM167 172H165L166 175H168ZM170 172H169V174H170ZM196 172H197V171H196ZM196 172H195V173H196ZM217 172H218V173H217ZM250 172H248V173L250 174ZM257 172H258V170H257ZM10 173H11V172H10ZM22 173H23L24 175L26 174L25 172H22ZM79 173H80V171L78 172V174H79ZM94 173H96V171H95ZM116 173H117V172H116ZM120 173H121V172H120ZM131 173H132V172H131ZM131 173H130L129 176H131V175L133 174V173H132V174H131ZM144 173H146V171L143 172L142 174H144ZM155 173H154V175H156V177L153 175V176L155 177V181H156V180L159 181L160 179L158 178L157 174H155ZM193 173H194V172H193ZM193 173H191V174H189V175H192L193 177L195 176L194 179L198 180V179H197V176H198V174L200 173V175H199L198 177H201V178L203 177L202 180L204 179V183L207 181L206 175H205V174H202L203 171L198 172L197 175H196L195 173H194V174H193ZM216 173H217V175H216ZM255 173H256V172H255ZM260 173L262 174V172H260ZM12 174H13V173H12ZM28 174H30V173H28ZM74 174H75V176L77 175L76 173H74ZM74 174H73V175H74ZM81 174H82V173H81ZM97 174H98V173H97ZM102 174H104V173H102ZM105 174H107V170H106V173H105ZM110 174H111V173H110ZM114 174H115V173H114ZM114 174H111V175L113 176ZM125 174H126V173H125ZM128 174H129V173L126 174V178L128 177ZM214 174H215V175H214ZM261 174H260V175H261ZM263 174H264V173H263ZM32 175H33V174H32ZM32 175H30V176H32ZM36 175H37V173H36ZM48 175H49V176H48ZM65 175H67V176L64 177ZM70 175H71V174H70ZM70 175H69V176H70ZM73 175H71L70 178H69V180H71L72 178L74 179V180H73V179L71 180V181H72V184H71V181H70V182L67 181V183L69 182V185H72V186H73V183H74V182H76V183L79 182V181H80L79 179H82V180H83V177L85 176L84 173H83L84 176L82 175L83 177H81V178H80L81 175H78L79 177H77V178H79V179H77V180H78V181H77V180H75V177H74ZM88 175H86L85 177L89 179V176H88ZM140 175H141V174H140ZM146 175H147V174H146ZM159 175H160V173H159ZM182 175H184V176L186 175V177H184V176H182ZM203 175H204V176H203ZM213 175H214L215 177H214ZM233 175H232V177H233ZM241 175H243V173H242ZM245 175L248 176L247 173L244 174V177H246ZM256 175H259V174H256ZM256 175H255V176H256ZM3 176H4V175H3ZM9 176H10V175H9ZM13 176H14V175H13ZM27 176H28V175H27ZM45 176H44V177H45ZM58 176H60V177H64V178H63V179H59ZM92 176H94V175H92ZM92 176H91V177H92ZM97 176H98L97 178L99 179V183H100L101 185H103V187H102V186H100V187H101V188H105V192L108 191V190H107V186H112L113 183H114V184L117 183V181H115V182H116V183H115L114 180H111V181H112V185L110 184L111 182L108 183V181H107V182L105 181V184H104L102 181L100 182V180L102 179L101 177H99L100 175H97ZM106 176H107V175H106ZM108 176H110V175L108 174ZM115 176H116V175H115ZM115 176H114V178H115ZM122 176H124V175H122ZM148 176H149V174H148ZM150 176H151V175H150ZM192 176H190L191 179H193ZM251 176L254 177L255 180H258V179H257L258 176L255 177V176H253L252 174H251ZM262 176H263V175H262ZM262 176H261V177H262ZM0 177H1V175H0ZM4 177H5V176H4ZM6 177H7V176H6ZM23 177H24V176H23ZM23 177H22V179H24L26 176H25L24 178H23ZM28 177H29V176H28ZM34 177H35V176H34ZM41 177H43V176L40 175V178H41ZM85 177H84V178H85ZM91 177H90V179L93 180V181H95V182H97V185H99V184H98V181H96L97 179L95 180V178L92 179L93 177H92V178H91ZM95 177H96V175H95ZM124 177H125V176H124ZM140 177H141V176H140ZM142 177H143V176H142ZM168 177H169V175H168ZM212 177H214V178H212ZM242 177H243V176H242ZM248 177H250V176H248ZM252 177H250V179L247 180V181L251 182V180H253ZM10 178H11V177H10ZM86 178H85V179H86ZM100 178H101V179H100ZM106 178L108 179V177H104V179H106ZM114 178L111 177V178H109V179H114ZM161 178H163V177H161ZM164 178L167 179L166 176H165ZM164 178H163V179H164ZM169 178H170V177H169ZM173 178L176 179V177H173ZM201 178H200V179H201ZM238 178L241 180V177H238ZM238 178H236V179L238 180ZM251 178H252V179H251ZM258 178H259V177H258ZM5 179H6V178H5ZM27 179L29 180L30 178H27ZM27 179H26V180H27ZM45 179H46V177H45ZM85 179H84V184H85V182L88 180V179H86V181H85ZM104 179H103V180H104ZM115 179H116V178H115ZM120 179H121V177H120ZM123 179H125V178H123ZM130 179H131V178H130ZM144 179H145V178H144ZM152 179H153V178H152ZM177 179H178V178H177ZM180 179H179V181H180ZM194 179H193L192 181H194ZM200 179H199V181H200ZM223 179H224V178H223ZM223 179H222V181H223ZM226 179H225V180H226ZM259 179H260V178H259ZM12 180H13V178H12ZM37 180H38V179H37ZM57 180H55V182H56ZM67 180H68V179H67ZM128 180H129V179H128ZM138 180H139V179H138ZM186 180H187V179H186ZM186 180H184V182H186ZM188 180H189V179H188ZM202 180H201V182H202ZM209 180H210V179H209ZM209 180H208V181H209ZM225 180H224V183H225V184H228V183H226ZM234 180H233V181H234ZM261 180H262V179H261ZM263 180H264V178H263ZM2 181H3V180H2ZM2 181L0 182V190H1V188L3 189V187H4V185H5L4 183L6 182V181H3V183H2ZM34 181H36V180H34ZM58 181H57V182H58ZM73 181H74V182H73ZM109 181H110V180H109ZM153 181H154V179H153ZM155 181H154V182H155ZM157 181H156V182H157ZM164 181H165V180H164ZM171 181H172V180H171ZM176 181H178V180H176ZM179 181H178V182H179ZM181 181L183 182V179H182ZM190 181H191V180H190ZM210 181H211V180H210ZM210 181H209L210 184H208V183H207V184L210 185V191L212 192V194H214V193H213V190L211 189V187H213V186H211V185H212L213 183L215 184V182H213V183L211 184L212 181H211V182H210ZM222 181H221V183H219V184H222ZM7 182H8V181H7ZM7 182H6V183H7ZM21 182L24 183V181H21ZM29 182H30V181H29ZM53 182H54V181H53ZM91 182H92V181H91ZM120 182H122V180H121ZM120 182L118 181V183H119L120 185H122V183H125V182H122V183H120ZM146 182H147V181H146ZM184 182H183V183H184ZM201 182H200V183H201ZM218 182H216V183H218ZM238 182H239V181H238ZM252 182H253V181H252ZM259 182H261V181H259ZM9 183H10V182H9ZM12 183H13V182H12ZM17 183H18V182H17ZM17 183H16V186H19V188H21V186H23V185L25 186V184H26V183H24V184H22V185L20 186V185H17ZM35 183H36V182H35ZM46 183H47V182H46ZM59 183H60V182H59ZM59 183H57L58 186H60ZM67 183H66V182H65V183L63 182L64 187H65V186L69 187V186L67 185ZM129 183H130V182H129ZM131 183H132V182H131ZM140 183H141V182H140ZM143 183H144V182H143ZM161 183H162V182H161ZM167 183H168V182H167ZM172 183H173V182H172ZM172 183H171V184H172ZM195 183H197V182H195ZM195 183H194V185H196ZM202 183H203V182H202ZM204 183H203V184H204ZM224 183H223V184H224ZM242 183H243V181L241 182V184H242ZM257 183H258V182H256V184H255V183H252V184L255 185V186H254V188H255L254 191H255V190H256L255 192L258 191L257 194H259V191L262 190L261 188H262V185H263L264 183H263V181H262L263 184L260 183V185H257ZM29 184H33V183H29ZM37 184H38V183H37ZM43 184H44V183H43ZM79 184H81V183L79 182ZM79 184L77 185V184L74 183V185L77 186L76 191H77L78 193H80V194H78V193L76 194V191L73 190L74 188H76V187L74 186V188L72 187V190H73V192H74V191H75V192H74V193L71 192V191H72L71 188H68V190H71V191H69V192H71V193H69V194H67V195L71 196L70 194H74V195L76 194V195H75L76 199H79V196H81V193H82V192H83V193H86V192H87L86 189L89 188V186H91V184L88 185V184L86 183L87 186H88V187L85 188L86 191L83 189L82 192H79V190L82 188V186L78 187ZM119 184H118V186H117V184H116V185H115L116 187H114V188L120 187ZM191 184L193 185V183H191ZM197 184H198V183H197ZM207 184H206V186L209 187ZM245 184H246V181H245ZM245 184H244L243 186H245ZM8 185H9V184H8ZM8 185H6L7 188H8ZM26 185H27V184H26ZM33 185H34V184H33ZM57 185H56V186H57ZM81 185H83V183H82ZM130 185H131V184H130ZM134 185H135V184H134ZM138 185H139V183H138ZM153 185H155V184H153ZM157 185H158V184H157ZM157 185H156V186H157ZM173 185H174V183H173ZM229 185H230V186H229ZM229 185H228V188H227V186H225V187H226L227 189H229V190H232L234 187L237 188V189L239 188V186H237L238 184H237L235 181H234L233 183H232V182L229 183ZM11 186H12V185H11ZM29 186H31V185H29ZM40 186H41V185H40ZM44 186H46V185H44ZM85 186H86V185H85ZM104 186H105V187H104ZM122 186H123V185H122ZM122 186H121V189L123 188L122 190H124L125 186H126V187L128 186V182H127V184H125L123 187H122ZM140 186H141V185H140ZM159 186H160V185H159ZM161 186H162V185H161ZM164 186H165V185H164ZM166 186H167V185H166ZM196 186H197V185H196ZM199 186H200V185H199ZM201 186H204V185H201ZM215 186H216V185H215ZM223 186H224V185H223ZM250 186H251V184H250ZM257 186H260L261 188H260V187H257ZM263 186H264V185H263ZM9 187H10V186H9ZM14 187H15V186H14ZM25 187H26V186H25ZM38 187H39V186H38ZM38 187H37V188H38ZM60 187L62 188V186H60ZM64 187H63V188H64ZM67 187H66V188H67ZM91 187H92V186H91ZM98 187H99V186H98ZM128 187H129V186H128ZM128 187H127V189H129ZM133 187H136V186H132V188H133ZM143 187H144V186H143ZM143 187L141 186V188H142L141 191H143ZM149 187H150V186H149ZM152 187H153V186H152ZM170 187L173 188L174 186H169V188H170ZM176 187H177V186H175L174 188H176ZM179 187H181V186H178V189H179L180 191H182ZM186 187H188V184H187ZM225 187H224V188H225ZM12 188H13V187H12ZM23 188H24V187H23ZM28 188H29V187H28ZM33 188H34V186H33ZM45 188H46V187H45ZM50 188H51V187H50ZM63 188H62V189H63ZM130 188H131V186H130ZM132 188H131V190H132ZM136 188H137V187H136ZM141 188H139V189H141ZM156 188H157V187H156ZM156 188L154 187L153 189L156 190ZM174 188H173V189H174ZM184 188H185V186H184ZM218 188L221 189V187H219V185H218ZM224 188L221 189L220 191H223ZM235 188H234V189H235ZM8 189H10V188H8ZM15 189H16V187H15ZM17 189H18V188H17ZM17 189H16V190H17ZM25 189H27V188H25ZM40 189H41V188H38V190H40ZM58 189H59V191H61L60 188H58ZM58 189H57V190H58ZM78 189H79V190H78ZM121 189H120V188H119L118 190L114 189V191H115V190H116V191H119V190H120L119 192H121ZM127 189H125V191H126L127 193H129L131 190L129 189L130 191H129V190L127 191ZM170 189H171V188H170ZM182 189H183V188H182ZM203 189H204V188H203ZM247 189H248V187L246 186V188L243 187L241 191L243 192V194H244V192H245V193H247V194L250 195L249 198H250L251 200L249 199L250 202H249L248 204H251V206L249 205V207H250L251 209H252V208L255 209L254 206L256 205V203H258V201L256 202V200L259 199L260 202H261V201H262L261 199H263L264 197H263V198H259V197H258V198H254V197H256V193L253 192V193H255L254 195H253L252 193L250 194V192H249L250 188H249V190H247ZM257 189H258V190H257ZM4 190H6V188H4ZM4 190H3V191H4ZM48 190L51 191V189H48ZM53 190H56V189H54V186H53V189H52V192H51V193H52V194H56V193L58 192V191H57V192L55 191V193H53ZM90 190H91V189H90ZM92 190H93V188H92ZM99 190H100V189H99ZM101 190L103 191V189H101ZM136 190H138V189H136ZM136 190H135V191H136ZM144 190H145V189H144ZM151 190H152V188H151ZM155 190H154V191H155ZM158 190H160V188H159ZM161 190H162V189H161ZM174 190H176V189H174ZM179 190H178V191H179ZM191 190H192V188H191ZM193 190H195V189H193ZM214 190H215V188H214ZM216 190H217V189H216ZM238 190H240V188H239ZM238 190H237V192H238ZM6 191H7V190H6ZM8 191H9V190H8ZM33 191H34V189H33ZM35 191H36V190H35ZM80 191H81V190H80ZM88 191H89V190H88ZM111 191H112V189H111ZM114 191H113V192H114ZM135 191H134V192H135ZM138 191H139V194L141 195V191H140V190H138ZM138 191H137V192H138ZM152 191H153V190H152ZM154 191H153V194H154ZM156 191H157V190H156ZM164 191H165V190H164ZM170 191H171V190H170ZM170 191H169V192H170ZM205 191H206V190H205ZM205 191H204V192H205ZM224 191H225V190H224ZM224 191H223V192H224ZM250 191H251V190H250ZM263 191H264V190H262L261 192H262V194L264 195ZM11 192H12V191H11ZM15 192H16V191H15ZM29 192H30V191H29ZM63 192H64V194L66 195L67 192L65 193V190H64V189H63ZM109 192H110V191H109ZM145 192H146V191H144L143 193H145ZM159 192H160V191H159ZM185 192H186V191H185ZM185 192H184V193H185ZM195 192H196V191H195ZM197 192H201V191L198 190ZM211 192H210V193H211ZM235 192H236V191H235ZM8 193H9V192H8ZM8 193H7V194H8ZM24 193H26V191H24ZM27 193H28V192H27ZM36 193H37V192H36ZM91 193H92V192L90 191V194H91ZM122 193L124 194V192H122ZM122 193H121V195L123 196ZM130 193H132V196H133V194H134L133 198H134V197L136 198V197L138 196V194H135L136 192L133 193V190H132V192H130ZM157 193H158V192H157ZM164 193H166V192H164ZM170 193L172 194V191H171ZM184 193H183V194H184ZM221 193H222V192H221ZM239 193H241V192L239 191ZM2 194H3L2 191H0V195H1V196H2ZM5 194H6V193H5ZM7 194H6V195H7ZM30 194H31V193H30ZM40 194H41V190L39 191V194H38V195L40 196ZM52 194H51V197H52V198H50V199H52L51 201L55 202L53 196H57V195H53V196H52ZM57 194H58V197H56V198H57L56 201H58V199H59V201H60L61 199L64 200L65 197H66V196L64 197V196L62 195V193H57ZM59 194H60L61 196H60ZM87 194H88V193H87ZM90 194H89V195H90ZM93 194H96V193H94V191H93ZM114 194H115V193H114ZM114 194H113V196H114ZM116 194H117V193H116ZM116 194H115V197L117 198ZM118 194H119V193H118ZM125 194H126V193H125ZM125 194H124V195H125ZM145 194H146V193H145ZM155 194H156V192H155ZM174 194H176V191H175ZM188 194H189V193H188ZM191 194H192V193H191ZM204 194H206V193H204ZM216 194H217V195H215V196L213 195L214 197H211V198H212L211 200L208 199L207 202H210V201L213 202V200L216 199L215 202L218 203V204H216L215 202H213V204H214V203L216 204V207H215V204L212 205V206H214L215 208H217V205H219V206H218V211H217L216 209H215V211H212V209L210 210L209 207H208V205H207L206 203H203V202H205V200L201 203L202 205H207V208L210 210V216H211V217H213L214 215H216L217 212L220 213L221 211H220L219 209H222V210H223L224 206H226V204H227L226 201H225L226 204H224V202L220 199V197H222L223 195L219 197V196H218V192H216ZM232 194H233V193H232ZM262 194H260V196H261ZM3 195H4V194H3ZM35 195H36V194H35ZM47 195H48V194H47ZM74 195H73V196H74ZM78 195H79V196H78ZM136 195H137V196H136ZM140 195L138 196V199H141V198L143 197V194L141 195V196H142L141 198H140ZM146 195H147V194H146ZM161 195H162V194H161ZM163 195H164V194H163ZM193 195L195 196L196 193L193 194ZM230 195H231V194H230ZM234 195H235V194H234ZM251 195L254 196L253 199L255 200V205H252V203H251V202L253 201L252 198H251V197H252ZM263 195H262V196H263ZM8 196H9V195H8ZM10 196H11V195H10ZM32 196H33V195H32ZM49 196H50V195H49ZM62 196L64 197V199L62 198ZM86 196H87V195H86ZM94 196H95V195H94ZM127 196H131V195H127ZM132 196H131V197H132ZM148 196H149V195H148ZM150 196H151V195H150ZM155 196H156V195H155ZM155 196H153L154 199L152 198V199H153V200H152L153 202H154L155 198H158V196H156V197H155ZM166 196H167V195H166ZM170 196H171V195H170ZM189 196H191V195L189 194ZM198 196H199V195H198ZM205 196H206V195H205ZM216 196H218V197H216ZM232 196H233V195H232ZM239 196H241V195H239ZM244 196L246 197V194L243 195V198H244ZM258 196H259V195H258ZM2 197H3V196H2ZM22 197H23V196H22ZM25 197H26V195H25ZM59 197H61V198H59ZM77 197H78V198H77ZM90 197H91V196H90ZM100 197H101V196H100ZM100 197H99V198H100ZM109 197H110V196H109ZM109 197H108V198H109ZM118 197H119V196H118ZM120 197H121V196H120ZM131 197H127V198H130V200H132ZM225 197L227 198V194H226ZM234 197H235V196H233L232 199H233ZM237 197H238V195H237ZM10 198H11V197H10ZM28 198H29V197H28ZM28 198H27V199H28ZM35 198H36V197H35ZM73 198H74V197H73ZM73 198H72V199H73ZM99 198H98V199H99ZM102 198H103V197H102ZM124 198H125V197H124ZM124 198H123V200H124ZM127 198H126V199H127ZM143 198H144V197H143ZM148 198H149V197H148ZM159 198H160V197H159ZM180 198H181V194H180ZM183 198H184V199L187 198V194H186V196L183 197ZM183 198H182V199H183ZM203 198H204V197H203ZM12 199H13V198H12ZM50 199H49V201H50ZM87 199H88V198H87ZM109 199H110V198H109ZM111 199H112V198H111ZM121 199H122V198H121ZM136 199H137V198H136ZM138 199H137V200H138ZM192 199H193V198H192ZM192 199H191V200H192ZM222 199H223V198H222ZM1 200H2V199H1ZM1 200H0V203L2 202ZM6 200H7V199H6ZM8 200H9V199H8ZM33 200H34V199H33ZM33 200H32V201H33ZM62 200H61V202H63ZM68 200H69V199H68ZM84 200H85V198H84ZM104 200H105V199H104ZM127 200H128V199H127ZM127 200H126V201H127ZM171 200H172V199H171ZM173 200H174V199H173ZM173 200H172V201H173ZM186 200H187V199H186ZM186 200H182L181 203H182L183 201H185L187 206H188L189 204H191L192 206H194V204H195V205H198V204H199V201H198V203H193V202L188 201V203H189V204H188ZM234 200H236V201H234ZM234 200H233V201H234L233 204L235 205V203L237 202L238 198H236V199H234ZM240 200H242V196H241ZM247 200H248V199L244 198V200H242V201L244 202V201H247ZM28 201H30V200H28ZM34 201H36V202L39 203L41 200H40V201L34 200ZM42 201H43V199H42ZM49 201H48V202H49ZM69 201H71V200H69ZM113 201H114V200H113ZM113 201H112V203H113ZM117 201H118V202H122V201H120V200H117ZM117 201H115V202H117ZM142 201H144V200H143V199L140 200V202H142ZM157 201L160 202V199L157 200ZM164 201H165V199H164ZM172 201H171V203H172ZM179 201H180V200H179ZM227 201H228V200H227ZM233 201H232V202H233ZM5 202H8V201H5ZM9 202H11V201L9 200ZM78 202H79V201L77 200V203H78ZM128 202H129V201H128ZM128 202H127V204H129ZM138 202H139V200H138ZM153 202H152V203H153ZM166 202H167V200H166ZM166 202H165V204H167ZM169 202H170V200L168 201V203H169ZM185 202H183L182 204H181V203L179 204V202H175V203H176V204L178 203V205H182V207L185 208V204H184ZM196 202H197V200H196ZM230 202H231V201H230ZM240 202H241V201L237 202V204H236V209H238L239 211H243V212H241V213L248 212L247 210H249V209H247L246 211H245V209H243V210L241 209V210H240V206H241V207L244 206L243 203H241L243 206L240 204L239 208H237V207H238L237 205H238V203H240ZM253 202H254V201H253ZM260 202H259V203H260ZM29 203H30V202H28L29 208H31V210H33V209L35 210V208H33L34 205H33L32 203H30V204H29ZM46 203H47V202H46ZM70 203H74V201H73V202L71 201ZM90 203H91V202H90ZM100 203H102V202H100ZM130 203H131V202H130ZM147 203H148V205L150 204L148 201H147ZM162 203H163V202H161L160 204H162ZM192 203H193V204H192ZM222 203H223V204H222ZM259 203L256 205V209H257V210L255 209V212H256V213L258 212L259 209L262 210V211H263V209H264V207H263V209H262V208H258V205H260V207H261L262 204H263L264 202H263V203L261 202L260 204H259ZM34 204H35V203H34ZM39 204H40V203H39ZM39 204H38V205H39ZM41 204H42V203H41ZM48 204H49V206H50V203H47V205H48ZM51 204H54V203L51 202ZM55 204H57V203L55 202ZM59 204H60V203H59ZM67 204H68V202H66V204H65L66 206H65V207H68ZM75 204H76V203H75ZM82 204H83V202H82ZM85 204H86V203H85ZM85 204H84V205H85ZM91 204L93 205V202H92ZM91 204H89V205L91 206ZM102 204H103V203H102ZM114 204H115V203H114ZM124 204H125V203H124V201H123L121 205L124 206ZM133 204H135V203H133ZM133 204H132V205H133ZM136 204H137V202H136ZM136 204H135V205H136ZM145 204H146V203H145ZM155 204H159V203L156 202ZM155 204H154V206H157V207H158V205H155ZM165 204L163 203V206L161 205L160 208H161V207H165ZM173 204H174V202H173ZM173 204H172V205H171V204H170V205L168 204V205H169V206H172V208H173V207L176 208V206L173 205ZM183 204H184V205H183ZM2 205H3V203H2ZM4 205H6V204H4ZM14 205H15V204H14ZM31 205H33V206L31 207ZM38 205L35 204V206H38ZM62 205H64V204H62ZM73 205H74V204H73ZM97 205H99V204L97 203ZM152 205H153V204H152ZM152 205L150 204L151 207H152ZM202 205L197 206V207L202 208V209H199L200 211H204V210H203V207H204V206H202ZM0 206H1V204H0ZM49 206H48V207H49ZM52 206H53V205H52ZM57 206H58V205H57ZM111 206H112V205H111ZM133 206H134V205H133ZM136 206H137V205H136ZM136 206H134V207H136ZM141 206L144 207V205H141ZM150 206H149V207H150ZM154 206H153V207H154ZM169 206H168V207H169ZM187 206H186V207H187ZM12 207H13V206H12ZM27 207H28V206H27ZM41 207H43V206H41ZM70 207H72V206H70ZM74 207H75V208H74ZM74 207H73V211H72L73 213L70 214L71 217H72V216H75V215H77V214H81V213H83V212H81V210L83 211V208L80 210V207H81V206L78 207V205H76V206H74ZM77 207H78V209H79L80 211L77 210ZM82 207H83V206H82ZM91 207H92V206H91ZM91 207H88V206H87L86 208H87L88 210H90ZM96 207H97V206H96ZM96 207L94 208V210L98 212L97 209H98V208L100 209V207H99V206H98V208H96ZM125 207H126V206H125ZM138 207H140V206L138 205ZM138 207H137V210L139 209ZM151 207H150V208H151ZM153 207H152V208H153ZM157 207H156V208H157ZM205 207H206V206H205ZM214 207H212V208H214ZM221 207H222V208H221ZM5 208H6V207H5ZM39 208H40V207H39ZM45 208H46V207H45ZM50 208H52V207H50ZM89 208H90V209H89ZM103 208H104V207H103ZM103 208H102V209H103ZM128 208H129V207H128ZM150 208H147V210H144V211H145V214L142 213L143 210H142V212H141V208H140V210H138V211L141 212L143 215L146 216V215H147V214H146V211H148V209H150ZM156 208H155V209H156ZM160 208H159V210H158V211H160L159 213H161V211H162ZM166 208H167V205H166V207H165L163 210H165ZM170 208H171V207H170ZM177 208H178V207H177ZM188 208H189V210H190V208H191L190 205H189ZM188 208H187V209H188ZM194 208H196V207L194 206ZM207 208H205V209H206L205 211H208ZM225 208H226V207H225ZM225 208H224V209H225ZM243 208H244V207H243ZM7 209H8V208H7ZM27 209H28V208H27ZM48 209H49V208H47V210H48ZM54 209H55V208H54ZM59 209H60V205H59ZM61 209H62V208H61ZM67 209H68V208H67ZM69 209H70V208H69ZM74 209H76V210L74 211ZM84 209H85V208H84ZM102 209H101V210H102ZM105 209H106V207H105ZM110 209H111V208H110ZM123 209H124V208H123ZM143 209H145V208H143ZM155 209H154V210H155ZM179 209H180V208H179ZM179 209H178V210H179ZM185 209H186V208H185ZM187 209H186V210H187ZM191 209H192V208H191ZM231 209H232V208H231ZM233 209H234V208H233ZM251 209H250V212L252 211ZM4 210H5V209H4ZM13 210H14V209H13ZM45 210H46V209H45ZM55 210H56V209H55ZM55 210H54V212H55ZM62 210H63V209H62ZM65 210H66V208H65ZM101 210H99V212H98V213L100 214V215L98 214L99 218H101V217H100V216H101V213H100ZM129 210H131V209L129 208ZM137 210L135 209L136 212H137ZM150 210H151V209H150ZM169 210H170V209H169ZM169 210H168V208H167L166 211L168 212ZM171 210H173L172 212L175 211V209H171ZM227 210H228V208H227ZM6 211H7V210H6ZM35 211H36V210H35ZM38 211H39V209H38ZM68 211H69V210H68ZM68 211H67V212H68ZM78 211H79V213H78ZM103 211H104V212H107V211H105V210H103ZM103 211H102V212H103ZM114 211H116V210L114 209V210H113V213H114ZM126 211H127V210H124L123 214H125ZM133 211H134V210H133ZM156 211H157V210H156ZM158 211H157V212H158ZM196 211H197V210H196ZM211 211H212V212H211ZM225 211H226V209H225ZM239 211H237V212H235V213H239ZM262 211H261V212H262ZM42 212H43V211H42ZM64 212H65V211H64ZM67 212H66V213H67ZM74 212H76L77 214H75ZM88 212H92V209H91L90 211H87L86 213H88ZM136 212H134V215L136 214ZM149 212H150V211H149ZM162 212H163V211H162ZM164 212H165V211H164ZM179 212H180V211H179ZM227 212H228V211H227ZM261 212H260V214H261ZM8 213H9V211H8ZM16 213H17V212H16ZM33 213H35V212H33ZM40 213H41V212H40ZM56 213H59V211L56 212ZM109 213H110V212H108V214L105 213V214L107 215V217L111 214V213H110V214H109ZM118 213H120V212L117 211V216H118V215L121 216L122 213H121V214H118ZM128 213H129V212H128ZM141 213H139L140 216L142 215ZM170 213H171V212H170ZM201 213H203V212H201ZM206 213H209V211L206 212ZM222 213H224V212L222 211ZM248 213H249V212H248ZM11 214H12V213H11ZM36 214H38V213L36 212ZM43 214H44V213H43ZM45 214H46V213H45ZM63 214H65V213H63ZM73 214H74V215H73ZM84 214H85V213H84ZM150 214H151V213H150ZM157 214H158V213H157ZM157 214H156V215H157ZM161 214H162V215H161ZM161 214H160V215L158 214V217H159V218H161L160 216H162V217L164 216L163 213H161ZM166 214H167V213H166ZM180 214H181V213H180ZM194 214H195V213H194ZM227 214H228V213H227ZM227 214H225V215H227ZM239 214H240V213H239ZM239 214H236V216L239 217V216H240ZM245 214H247V213H245ZM251 214H253L254 216L257 215V214L255 215V213H253V211H252V213H249V216H250ZM258 214H259V213H258ZM263 214H264V213L262 212L261 215L263 216ZM18 215H19V214H18ZM47 215H48V213H47ZM49 215H50V214H49ZM60 215L62 216V214H60ZM60 215H59L60 218L58 217L57 219H60V221H63V222L65 223V220H64L65 217H62L63 219H61V216H60ZM143 215H142V216H143ZM156 215H155V216H156ZM174 215H175V216H178L179 219H176V217H175ZM174 215L172 214L171 216H172V217L174 216L176 220H180V217H179L178 214H177V215L174 214ZM197 215H199L198 212H197L196 216H197ZM207 215L209 216V214H207ZM219 215H221V214H219ZM238 215H239V216H238ZM14 216H15V215H14ZM35 216H36V215H35ZM41 216H43V215H40V217H41ZM56 216H57V215H56ZM67 216H68V215H67ZM85 216H86V219H87V220H85V223H86V221H90L89 219L92 218V217L89 216L90 218L88 219V218H87L88 215H86V214H85ZM85 216H83L84 219H85ZM103 216H104V215H103ZM119 216H118V218H119ZM122 216H123V215H122ZM125 216L127 217L126 214H125ZM132 216H133V215H132ZM147 216H148V215H147ZM147 216H146L145 219H144V216L141 217L142 220H143V219L146 220V219H147ZM169 216H170V215H169ZM169 216L165 215L164 218H165V217H166V218L168 217L167 221H169V218H171V217H169ZM184 216H185V215H184ZM201 216H204V215L201 214L200 217H201ZM242 216H243V214H242ZM37 217H39V216L37 215ZM37 217H36V218H37ZM40 217H39V218H40ZM43 217H44V216H43ZM68 217H69V216H68ZM93 217L96 218V215L93 216ZM112 217H113V216H112ZM115 217H116V216H115ZM128 217H129V216H128ZM134 217H135V216H134ZM148 217H149V216H148ZM150 217H151V216H150ZM152 217H153V215H152ZM174 217H173V219H174ZM182 217H183V216H182ZM226 217H228V215H227ZM240 217H241V216H240ZM240 217H239V218H240ZM260 217H261V216H260ZM263 217H264V216H263ZM32 218H34V217H32ZM32 218H31V219H32ZM46 218H47V217H46ZM51 218H52V220H53V217H52V216H51ZM69 218H70V217H69ZM69 218H68V219H69ZM79 218H80V216H79ZM99 218H98L97 220H99ZM104 218H105V217H104ZM108 218H111V216L108 217ZM108 218H107V219H108ZM124 218H125V217H123L122 220L125 221V223H129V226L132 225V223H133L132 231H133V229H137V227H138V229H139V226H140L142 220H137L136 224H134V221L132 222V219H133V218L129 219L128 222H126V219H127V218H125V219H124ZM129 218H130V217H129ZM155 218H156V217H155ZM155 218H153V219H155ZM159 218H158V219H155V222H153V223L157 224V223L159 222L160 224H163V225H162L163 228H164V226H165V228H166L167 226H166L165 223H164V222H167L166 219L161 218V219H163V221H164V222L162 223V221H158ZM186 218H187V217H186ZM196 218H198V216H197V217H194V219H195L196 222L198 223L199 218H198V219H196ZM202 218H203V217H202ZM202 218H201V219H202ZM204 218L207 219V217H205V216H204ZM219 218H220V217H219ZM231 218H232V217H231ZM242 218H243V217H242ZM242 218H241V219H242ZM249 218L251 219V216H250ZM249 218H248V219H249ZM254 218H255V217H254ZM254 218H252V219L255 220V221L257 222V224H258V221H259L260 219L257 221V220H256L257 218H255V219H254ZM258 218H259V215H258ZM37 219H38V218H37ZM55 219H56V218H55ZM65 219H66V221H69V220H70V219L67 220V217H66ZM84 219H83V220H84ZM107 219H106V220H107ZM111 219H112V218H111ZM114 219H115V218H114ZM116 219H117V218H116ZM134 219H135V218H134ZM148 219H149V218H148ZM148 219L145 221L146 224H147V222H148ZM151 219H152V218H151ZM153 219H152V221H154ZM182 219H183V220L179 221V222H181L182 224H179V223H178V226H177V223H176V226L174 225V223H173L174 226H173V225H170V223H169L170 221L167 223V225L169 226V229H170V228L172 229L173 227L176 228V232H175V230H174V231L171 230L173 233H176V234L181 235V236H183V235H182V233H180V231H183V232L188 231V230H186V229H187V227H188L189 225H188V226H186V225H187L188 223L190 224V222H191V220H189L188 223H185L186 219L184 220V217H183ZM209 219H211V218H208V220H209ZM212 219H213V218H212ZM217 219H218V218H217ZM228 219H230V218H228ZM232 219H233V218H232ZM245 219H246V217H245ZM250 219H249V221L251 222L250 224L253 225L252 223H254L255 221L253 222V221L250 220ZM48 220H49V218H48ZM48 220H47V221H48ZM74 220H75V219H74ZM92 220L94 221L95 219H92ZM92 220H91V221H92ZM149 220H150V219H149ZM156 220H157V223H156ZM170 220H171V219H170ZM208 220H206V221H208ZM213 220L216 221L215 218H214ZM213 220H212V221H213ZM223 220H224V219H223ZM28 221H30V220L28 219ZM33 221H34V220H33ZM47 221H46V222H47ZM54 221H55V220H54ZM56 221H57V220H56ZM81 221H82V220H81ZM91 221H90V222H91ZM93 221H92V222H93ZM101 221H102V220H101ZM104 221H105V220H104ZM104 221H103V222H104ZM107 221H110V219H108ZM113 221H114V223H113L112 225H114L115 228L119 227V225H115V223H116L115 220H113ZM118 221H119V223H120V230H121V226L123 225V226H122V227H123L122 229H123L124 231L122 232V234H123V233H126V232H125V229H124V226H125V225H124V222L121 223L122 221H121L120 219H118L116 224H119ZM120 221H121V222H120ZM173 221H174V220H173ZM227 221H228V220H227ZM227 221L225 220V222H227ZM232 221H234V220H232ZM232 221H231V222L229 221V222H230V223H229L230 225H231ZM261 221L264 222V219L261 220ZM30 222H31V221H30ZM30 222H28V224H31ZM58 222H59V221H58ZM90 222H89V223H90ZM130 222H132V223L130 224ZM174 222H175V221H174ZM176 222H177V221H176ZM186 222H187V221H186ZM193 222H194V221H193ZM199 222H200V221H199ZM204 222H205V220H204ZM235 222H236V221H235ZM235 222H234V224H235ZM43 223H45V222H43ZM53 223H55V222H53ZM66 223H67V222H66ZM68 223H69V222H68ZM70 223L73 224L74 222H73V223L70 222ZM70 223H69L68 226H67L68 228L70 227V226H69ZM82 223H83V222H82ZM93 223H94V222H93ZM108 223L110 224V222H108ZM142 223H143V221H142ZM145 223H143V224H145ZM159 223H158V225H160ZM183 223H184V224H183ZM201 223H203V219H202V222H201ZM248 223H249V222H248ZM47 224H48V223H47ZM74 224H76V223H74ZM87 224H88V223H86V225H84V226L90 227L89 224H88V225H87ZM98 224H99V223H98ZM121 224H122V225H121ZM193 224H194V223H192V225H193ZM211 224H212V223H211ZM211 224H210V225H211ZM225 224L227 225L228 222L225 223ZM229 224L227 225L228 227H229ZM236 224H238V223H236ZM236 224H235V225H236ZM5 225H6V224H5ZM60 225H61V224H60ZM65 225H67V224H65ZM90 225H91V223H90ZM134 225H137V226L134 227ZM141 225H142V224H141ZM179 225H183V227H181V230L179 229V227H180ZM202 225H203V224H202ZM204 225H206V224L204 223ZM215 225H217V223H216ZM240 225H241V224H240ZM262 225L264 226L263 223H261V225H259V226H261V227H259L260 229H264V227H263ZM26 226H28V225L26 224ZM32 226H33V227L31 228V230H32L33 228H34V229L39 228V227H37V226H35V227H36V228H35L34 225H33V223H32ZM63 226H64V225H61L60 228H62ZM91 226H92V225H91ZM110 226H111V225H110ZM116 226H117V227H116ZM143 226H145V225H143ZM147 226H148V228L150 227L149 225H147ZM147 226H145V227H147ZM162 226L160 225V227H158V228L161 229ZM184 226H186V229H184ZM196 226H197V225H196ZM196 226H195V227H196ZM207 226L209 227V221H208ZM223 226H225V225H223ZM254 226H256V223H254ZM28 227H29V226H28ZM48 227H49V226H48ZM58 227H59V226H58ZM79 227L82 228L83 225L79 226L78 224H76V226H74V227L72 226V227H70L69 229L66 228V229H67L66 231H65V229L62 228V229H63L62 231H65V232H66V233L64 232V234H67V235H68V233H69L68 230H70V234H72V233H71V230H73L74 228H75V232H74V231H73V232H74V233L77 232V233L74 234V235H75L74 237H72V235L70 236V234H69V237H63V236H62V239H63V240H60V241H63V243H61V245H60L59 247L52 246V242H51V241L48 242V239H47V238H48L47 231H48L49 229L47 228V225H45V230H44V232H43L42 234H39V233L37 232V230H34V229H33V233L36 234V237L40 240L39 242L41 243V245H42L43 247H45V248H48V247H49V248H51V249H52L53 247H55L56 249H54V250L57 251L58 253H60V254H58L57 256L61 257V259H62V257H63L64 259H66V260L69 259V260L67 261L68 264H78L77 262H79V264H82V263H80V261H81V262L83 261L84 264H86L87 262H88V264H89V263H90V264L93 263L91 259H95L94 257H96V256H94V257L92 256L93 258L90 259L92 263L89 262L90 260L87 261V258H88L87 255H89V257H90V255H92L93 253H92V254H88V253H87L88 250H87V252H83V251L81 252L79 248H80L82 245H86V246H88V247H92L93 251L95 250V251L98 252V256H99L100 254H102V255L104 256V254H105V258H104V259L101 260V257H100V260H101V261L98 262V261H97L98 258L95 259V262H94L95 264H150V262H152L153 258H155V257L153 256L154 253H153V255L150 256V254H149L148 251H150V250H151V251L154 250V252H155V247H156L157 244H159V241L161 240V238H160V240H159V241L157 242V244H156V241H157V238H156V237L158 236V234H156V235H157V236H156L155 234L152 233V234H153V237H150V233H149L150 231H149L148 233L146 232L145 234H143L144 237L146 238V241H147V242H145L144 245L148 247V249H146L145 246H144V248H145L146 250H145V252H143V253H145L143 256L146 257V254H147V257L150 256L151 259H150V260H149V259L147 260V259L144 257L146 260L142 261V260H141L142 258H141V259L138 258V259H139V262H140V261H142V262H140V263L138 262V263H137L136 260H133V261H132V256L135 255V254L132 255L133 253H131L132 250L134 249V245L130 244V243H131V242H130V239H127V237L122 236L120 233H118V232H116V231H113V232H110V233H104V234H103V233H100V232H98V231L95 229L94 225H93L94 228H93V227H90V228H86V227H84V228H86V229H88V230L91 229V228H93V229H91L90 231H87V233H86V231L82 233L83 230L80 232ZM127 227H128V226H127ZM151 227H152V226H151ZM199 227H200V226H198V229H200ZM219 227H221L220 224H219ZM240 227H241V226H240ZM240 227H239V228H240ZM262 227H263V228H262ZM7 228H8V227H7ZM71 228H72V229H71ZM112 228H113V227H112ZM130 228H131V226H130ZM130 228H129V229H130ZM155 228H156V227H154V229H155ZM163 228H162V229H163ZM188 228H189V227H188ZM196 228H197V227H196ZM196 228H195L194 230H195V231L197 230L196 232L198 233L199 231H198V229H196ZM201 228H202V227H201ZM213 228H214V227H213ZM215 228H216V226H215ZM224 228L226 229V227H224ZM230 228H231V227H230ZM232 228H234V227H232ZM232 228H231V229H232ZM239 228H238V227L235 228L236 231H237V232L235 231V236H236L237 233L240 232V230H241V232H242V230H243V233H244L245 230L242 229V228H241V229L239 230V232H238V229H239ZM249 228H252V229H253V226H252V227H248V229H249ZM39 229H40V228H39ZM41 229H42V228H41ZM51 229H52V228H51ZM150 229H152V228H150ZM154 229H153V230H154ZM156 229H157V228H156ZM159 229H158V230H159ZM162 229H161V231H159L158 233H165V234H166L168 228H167V229H163V230H165L166 232H165V231L162 232ZM173 229H174V228H173ZM177 229L179 230V233H180V234L177 233V232H178ZM183 229H184V230H183ZM209 229H210V227H209ZM227 229H228V228H227ZM227 229H226V230H227ZM235 229H233V230H235ZM248 229H246V231H247V232H246L247 234H245L246 236H247L248 234H250L249 232L252 231V229H249L250 231H249ZM260 229H258V230H260ZM31 230H30L29 233H31ZM53 230H54V229H53ZM116 230H117V229H116ZM118 230H119V229H118ZM185 230H186V231H185ZM215 230H217V229H215ZM222 230H223V227L220 229V231H222ZM258 230H257V231H258ZM39 231L41 232V230H39ZM111 231H112V230H111ZM143 231H144V230H143ZM143 231L141 230V232H143ZM171 231H170V232H171ZM189 231H190V230H189ZM195 231L192 230V232H195ZM200 231H201V230H200ZM228 231L231 233V231H230L229 229L227 230V232H228ZM248 231H249V232H248ZM55 232H56V230H55ZM108 232H109V231H108ZM139 232H140V231H139ZM141 232H140V233H141ZM153 232H154V231H153ZM170 232H169V233H170ZM222 232H226V231L223 230ZM229 232L226 233V234L229 235ZM241 232H240V235H238V236H240V237H241V236H242V237L245 236V235H244L243 233H241ZM263 232H264V231H263ZM56 233H57V232H56ZM154 233H155V232H154ZM186 233H187V232H186ZM186 233H185V234H186ZM201 233H202V231H201ZM219 233H220V232H219ZM232 233H233V231H232ZM232 233L230 234V238H231V236H232L231 239H234V238H235V237H233L234 233H233V235H232ZM258 233L260 234V236H258L259 234L256 236V235H255L256 233H255V234H254L255 238H256V237L259 238V237H262V236L264 235V234L261 232V230L258 231ZM14 234H15V233H14ZM50 234H51V233H50ZM52 234H53V233H52ZM165 234H164V236H165ZM171 234H172V233H171ZM187 234H188V233H187ZM194 234H195V233H194ZM242 234H243V235H242ZM0 235H1V234H0ZM20 235H21V234H20ZM30 235H31V234H30ZM55 235H56V234H55ZM160 235H161V234H159V236H160ZM166 235H167V234H166ZM178 235H177L176 237H178ZM197 235H202V234H196V236H197ZM205 235H206V236H205V237H206L205 240H206V241L208 240L207 243H210V242H211L210 240L212 239V237H213L214 235H212L211 237H210V235H209L210 238H208L207 233H206ZM217 235H218V234H217ZM224 235H225V233H224ZM224 235H223L222 239L224 238ZM261 235H262V236H261ZM31 236H32V235H31ZM53 236H54V235H53ZM53 236H50V237H53ZM162 236H163V234H162ZM162 236H160V237H162ZM164 236H163V237H164ZM168 236H169V235H168ZM192 236H193V235H192ZM219 236H220V234H219ZM246 236H245V237H246ZM3 237H4V236H3ZM10 237H11V236H10ZM56 237H57V235H56ZM169 237H170V236H169ZM183 237H187V236H183ZM189 237H190V240H191V241H192V239H194V236H193V238H191V236L189 235ZM197 237H198V236H197ZM202 237H203V235H202ZM205 237H203V238H205ZM217 237H218V236H217ZM220 237H221V236H220ZM242 237H241V238H242ZM18 238H19V240H20V237H18ZM24 238H25V237H24ZM24 238H22V239H24ZM54 238H55V236H54ZM167 238H168V237H166V238L164 237V239H166V241H168ZM171 238H172V237H171ZM255 238L253 237V239H255ZM0 239H2V238H0ZM8 239H11V238H8ZM13 239H14V238H13ZM30 239H31V238H30ZM38 239H36V240L38 241ZM164 239H162V240H164ZM178 239H179V238H176V240H178ZM184 239H185V238H184ZM187 239H188V238H187ZM197 239H198V238L195 237V241L193 242V244L196 243L197 245H199V243H198L199 240H197ZM199 239H200V237H199ZM217 239H220V240H221V238H216V237H215V240H217ZM225 239H226V238H225ZM235 239H238V238L236 237ZM242 239H245L246 241L249 240V239H248V236H247V238H242ZM253 239H252V240H253ZM261 239H262V238H261ZM261 239L259 238L260 242H261ZM32 240H34V239H32ZM170 240H171V239H170ZM181 240L183 241V238H181ZM226 240L231 241V240L228 239V238H227ZM238 240H239V241H238ZM238 240H237V241L240 242V239H238ZM257 240H258V239H257ZM259 240H258V241H259ZM5 241H6V243H8V244H10V242H11L10 240H9L10 242H8V240H6V239H5ZM5 241H4V242L2 241V243H5ZM179 241H180V239L178 240V242H179ZM185 241H186V239H185ZM185 241H184V242H185ZM237 241H235V242H237ZM241 241H242V240H241ZM255 241H256V240H255ZM263 241H264V237H263V239H262V243H263ZM0 242H1V241H0ZM14 242H15V241H14ZM18 242H19V241H18ZM33 242H34V241H33ZM33 242H32V244H34ZM39 242H38V244L40 245ZM97 242H98L99 244H97V247H96L95 243H97ZM170 242H171V241H170ZM201 242H202V241H201ZM201 242H200V243H201ZM220 242H221V241H220ZM220 242L218 241V243H220ZM232 242H233V240H232ZM6 243H5V244H6ZM48 243H50L49 246H47ZM58 243H59V242H58ZM85 243H86V244H85ZM185 243H186V242H185ZM191 243H192V242H191ZM202 243H203V242H202ZM202 243H201V244H202ZM207 243H205V244L203 243V245H200V246H204V248H205V247L208 246ZM221 243H222V242H221ZM223 243H224V242H223ZM240 243H242V242H240ZM262 243H261V249H260V252H261L262 249H263L262 252L264 251V243H263V245H262ZM8 244H7V245H8ZM11 244H12V243H11ZM11 244L8 245V246H10L11 249H12L14 246L12 247ZM21 244L24 246L23 242H22ZM27 244H28V241H27ZM35 244H36V243H35ZM44 244H45L46 246H45ZM87 244H88V245H87ZM168 244H169V243H168ZM196 244H194V245L197 246ZM215 244H216V242H215ZM225 244H226V246H227L228 243H224V244H221V245L216 244V245H215V249H216L215 251H218V250L221 251L222 248H220V249H218V248H219L220 246H222L223 248H225V246H224ZM246 244H247V243H246ZM248 244H249V243H248ZM253 244H255V242H253ZM22 245H20V247H21ZM94 245H95V246H94ZM110 245H113L114 247L112 248V247H110ZM164 245L166 246V242H165ZM178 245H180V243H179ZM186 245L188 246V242L186 243ZM186 245H185V246H186ZM205 245H206V246H205ZM255 245H257V244H255ZM3 246H4V244H3ZM8 246H7V248H6V246H4L5 249L2 250V249H1L2 245L0 244V250H1V251H0V264H19L20 262L22 263V260H21L22 258L20 257V256H21L20 253H21L22 251H18V248H19V247H18L17 249H12L13 251H17V252H14V253H13L12 250L8 248ZM15 246H16V245H15ZM23 246H22L21 249L19 248V250L24 249L25 246H24V247H23ZM27 246H28V245H27ZM27 246H26V247H27ZM29 246H30V245H29ZM42 246H41V247H42ZM51 246H52V247H51ZM86 246H85V247H86ZM160 246H161V248H162V245H161V244H160ZM187 246L185 247V249H183V251H184V250L187 251ZM195 246H194V247H195ZM217 246H219V247H217ZM231 246L233 247L232 244H231ZM231 246H230V247H231ZM257 246H260V243H259V245H257ZM262 246H263V247H262ZM16 247H17V246H16ZM16 247H14V248H16ZM60 247H61V250H60L61 252H59ZM78 247H79V248H78ZM94 247H96V249H95ZM139 247H140V246H139ZM171 247H172V246H171ZM179 247H181V246H179ZM208 247H209V246H208ZM211 247H213V246L211 245V246H210L209 248H207V249H211V250H212L213 248H211ZM230 247H226V248L231 249ZM234 247H235V243H234ZM234 247H233L234 250H232V252L234 251V252L236 253L237 251H235V248H237V247H238V248H241L242 246L240 247V246H237V245H236V247H235V248H234ZM243 247H245V245H244ZM254 247H256V246H254ZM29 248H30V247H29ZM34 248H35V247H34ZM34 248H33V250H34ZM45 248H42V249H41V248H38V249H36L35 251H36V252L38 251V252H37V255H38V253H39V251H40L39 249H41L42 252H43V250H45V252L51 250V249H50V250H49V249L46 250ZM57 248H59V249L57 250ZM83 248H84V247H83ZM140 248H142V247H140ZM158 248H159V250H161L160 247H158ZM163 248H164V246H163ZM168 248H169V247H168ZM200 248H202V247H200ZM204 248H203V249H204ZM226 248L224 249L225 253H226V250H227ZM238 248H237V249H238ZM85 249H86V248H85ZM97 249H98V250H97ZM217 249H218V250H217ZM246 249H247V248H246ZM31 250H32V248H31ZM81 250H82V248H81ZM83 250H84V249H83ZM141 250H142V249H139V251H141ZM147 250H148V251H147ZM157 250H158V249H157ZM163 250H164V249H163ZM194 250H196V249H194ZM194 250H192V252H193ZM238 250H239V249H238ZM242 250H244V248H242ZM252 250L254 251V248H253ZM255 250L258 251L259 249L257 248V249H255ZM2 251H4V252H2ZM142 251H144V250H142ZM146 251H147V252H146ZM176 251L179 252V250H176ZM188 251H189V250H188ZM188 251H187L186 253H188ZM228 251H229V250H227V252H228ZM230 251H231V250H230ZM244 251H246V250H244ZM247 251H250V249L248 248ZM253 251H252V252H253ZM18 252H20V253H19V260H20V262H18V261L16 260V258L18 257V255H17L16 253H18ZM40 252H41V251H40ZM45 252H44V253H45ZM91 252H92V251H90L89 253H91ZM97 252H95L94 254H96ZM152 252H153V251H152ZM165 252H166V251H165ZM199 252H200V251H199ZM207 252H208V251H207ZM211 252H212V251H211ZM218 252H219V251H218ZM218 252H217V253H218ZM221 252H222V251H221ZM221 252H220V253H221ZM240 252H242V251H240ZM258 252H259V251H258ZM260 252H259V253H260ZM262 252H261V253H262ZM46 253H47V252H46ZM55 253H56V252L53 251V254H54L53 257H56V254H55ZM80 253H87V254H84V255L87 256V258H85L86 256L83 257L84 255L82 254V255H83V256H82V259H83V260H80V257H81V256L79 257V254H80ZM99 253H100V254H99ZM103 253H104V254H103ZM156 253L158 254V253H160V252H156ZM156 253H155V255H157ZM169 253H170V252H169ZM182 253H183V252H182ZM220 253H218V254H220ZM230 253H231V252H230ZM230 253H228V254H230ZM235 253H231V254H233V257L235 256V259H236V260H237V259H238V260H241V258L239 259L238 257H236V256H237V253H236V255H234ZM249 253H251V252H249ZM249 253L247 252L245 255H248ZM261 253H260V254H261ZM51 254H52V250H51L50 253L43 254V255H44V256H45V255H46V256H52ZM148 254H149V255H148ZM160 254H161V253H160ZM160 254L157 255V256H161ZM178 254H179V255H178ZM178 254H176L177 257L181 255L180 253H178ZM183 254H185V253H183ZM183 254H182V255H183ZM215 254H216V252H215ZM221 254H222V253H221ZM223 254H224V253H223ZM255 254H256V252H255ZM260 254H257V255H260ZM16 255H17V257H16L15 260H14L13 257L16 256ZM23 255H24V253H23ZM102 255H101V256H102ZM106 255H107V257H106ZM131 255H132V256H131ZM138 255H139V254H138ZM172 255H173V256H172ZM172 255H171V257H174V254H172ZM187 255H188V254H187ZM196 255H198V252H197ZM211 255H212V254H211ZM216 255H217V254H216ZM225 255H226V254H225ZM225 255H223V258H224ZM32 256L35 258L34 255H31V257H32ZM98 256H97V257H98ZM139 256H140V255H139ZM139 256H137V257H139ZM141 256H142V254H141ZM143 256H142V257H143ZM152 256H153V258H152ZM164 256H165V257H168V256H170V255H168V254L165 253ZM176 256H175V257H176ZM229 256H232V255H229ZM238 256H239V255H238ZM240 256H242V255H240ZM240 256H239V257H240ZM248 256L251 257V254L248 255ZM10 257H11V258H10ZM26 257H27V256H26ZM33 257H32V258H33ZM150 257H149V258H150ZM165 257H164V260H165ZM175 257H174V258H175ZM177 257H176V258H177ZM184 257H186V256H184ZM184 257H183V259H184ZM193 257H195V256H193ZM217 257H218V255H217ZM219 257H221V256H219ZM256 257H257V256H256ZM260 257H261V255H260ZM12 258H13V259H12ZM20 258H21V259H20ZM28 258H30V257H28ZM28 258H27V259H28ZM38 258H39V257H38ZM57 258H58V257H57ZM84 258H85V260H84ZM102 258H103V257H102ZM144 258H143V259H144ZM156 258H158V257H156ZM176 258H175L174 261H173V258H171L172 260L169 261L168 259H170V258L168 257L167 260H168V262H169L170 264H172V263L176 264L175 262H177L178 259H179V261H180V262H179L180 264H182V263H183V264H187V263H190V264H191V262H187V263H186V261L181 263V261H183V260H181V258H182L181 256H180L178 259H176ZM213 258L216 259V257H212V259H213ZM226 258H227V257H226ZM244 258H245V257H242V259H244ZM248 258H249V257H248ZM248 258H246V260H245L246 263H243V264H249L250 259H248ZM254 258H255V257H254ZM258 258H259V256H258ZM261 258H262V257H261ZM40 259H41V264H45L44 262L42 263V261H43V260H42V257H40ZM40 259H39V260H40ZM50 259H52V257H51ZM50 259L45 258V260H47V261H46L47 263H48V260L51 261ZM59 259H60V258H58L57 261H56V260H55V261H56V263H58V264L60 263V264H61L62 262H59V261H61V260H59ZM134 259H135V258H134ZM138 259H137V261H138ZM215 259H213V260H214V261H213V264H214V262H215ZM36 260H38V259H36ZM36 260H35V261H36ZM58 260H59V261H58ZM157 260H159V258H158V259H155L154 261L157 262ZM176 260H177V261H176ZM189 260H190V259H189ZM191 260H192V259H191ZM207 260H208V259H207ZM223 260L225 261V263H226L227 261H228V262L230 261L231 264H233V263L235 264V262H236V260H233V258H232L233 263H232L231 260H225V258H224V259L219 260L218 262H215V263L223 264ZM238 260H237L238 263H242V262H241L242 260H241V261H238ZM257 260H259V259H257ZM13 261H14V262H13ZM71 261H72V262H71ZM85 261H86V262H85ZM96 261H97L98 263H97ZM154 261H153L152 263L157 264V263H155ZM159 261H160V262L163 261V256H161V259H160ZM172 261H173V262H172ZM216 261H217V259H216ZM221 261H222V263H220ZM16 262H17V263H16ZM25 262H26V260H25ZM36 262H37V261H36ZM160 262H159V263H160ZM165 262H167V261H165ZM171 262H172V263H171ZM197 262H198V261H197ZM197 262H196V263H197ZM211 262H212V261H211ZM228 262H227V263H228ZM230 262H229V263H230ZM54 263H55V262H54ZM54 263H53V264H54ZM56 263H55V264H56ZM67 263H65V260H64V263H63V264H67ZM152 263H151V264H152ZM159 263H158V264H159ZM192 263H193V262H192ZM196 263H195V264H196ZM225 263H224V264H225ZM23 264H24V263H23ZM39 264H40V263H39ZM160 264H161V263H160ZM162 264H168V263H164V262H163ZM193 264H194V263H193ZM198 264H199V262H198ZM210 264H212V263H210Z\"/></svg>", "mask_w": 264, "mask_h": 264}]
</instances>
